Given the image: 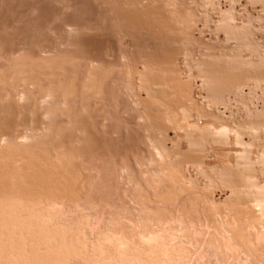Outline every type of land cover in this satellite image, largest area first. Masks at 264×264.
Returning <instances> with one entry per match:
<instances>
[{
    "label": "rangeland",
    "instance_id": "obj_1",
    "mask_svg": "<svg viewBox=\"0 0 264 264\" xmlns=\"http://www.w3.org/2000/svg\"><path fill=\"white\" fill-rule=\"evenodd\" d=\"M103 1V2H102ZM118 1V2H117ZM125 2H123V0H0V69H2L3 68V71H1V72H3V74H4V71H6V69H8L7 70V72L6 73H8L9 71H10V74L8 75L9 77H13L14 75H13V73L11 72L12 70L13 71H16L13 67H17V66H14L13 64L17 61L16 59H18L20 56L22 57V59H25L26 60V58H28V55H30V54H32L33 53V55H34V51H36V49H37V51L38 52H41L40 54L36 51V53H37V55H42V56H45V57H43V59H44V61H49V62H51V63H58L59 64V59H57V58H63V55H64V58L62 59V61H60V62H62L63 63V60L65 59L66 60V58H67V60L69 59V60H71L73 63L74 62H76V67L79 69L80 68V70L78 71V69L77 68H75V67H72V66H74L72 63V66H68L69 65V60H68V62L66 63V61H65V63H66V66L65 67H67V71H68V69H70L71 70V72H67V74L66 75H69V76H67V77H63L62 75H64L65 74V72H63V71H61L63 74L61 75L60 73V71H58L57 69H54L53 70V67L55 66V64H54V66H52L50 63L48 64V63H46V64H48L47 65V67L45 66V65H42V66H45V67H41V64L38 62V61H41L40 59L37 61V59H36V57H37V55H36V53H35V58L31 55V56H29V57H31L30 59L32 60V59H35L34 61H36V65L38 66V68L39 69H43V68H48V66L49 65H51L52 66V70H51V68H48L49 70H51L52 71V73L49 71L48 72V69L46 70L45 69V71L46 72H48L49 74H52L53 75V77H54V74H55V72H60V73H57L58 75H59V77H61V79H63V80H61L59 77H58V75H56L57 76V78H56V76H55V80H52V79H54V78H52L51 80H52V84L54 85V88L53 89H55V88H57L56 87V83H58V85L59 84H61L63 81H64V83L67 81L65 78H67V79H71V77H70V75H72L73 77H72V79L73 78H76V76L78 75H82V76H79L80 78H78V80L79 81H77V78H76V82H78V84H79V82H80V85H77V83L74 81V85H77V86H75V88L76 89H78L79 87V91L81 92L82 90L84 91V89L88 92L89 90H90V92H88V93H85V92H83V94H81L80 92H78V90H76L75 88H74V86H71L70 85V87H73L74 89H73V92L75 91V92H78L79 94H81V96L78 94V95H75V94H77V93H74L73 94V97L71 96L72 95V92H70L71 94L69 95L67 92L68 91H72V88H70L69 87V81H67L66 82V84L64 85V83H63V86L65 87L64 89H68L67 91H65L64 89H62L63 87L60 85V87H62V88H58L60 91L61 90H64L65 91V93H64V91H62V93H64L65 95V97L66 96H70V97H72L73 98V100H71L70 99V97H69V100H63L64 99V97H61L60 95V91L59 90H57V92L59 91L60 93H55L56 94V96H57V94H60L59 96H60V102H59V98H58V96H57V98H56V96L54 97V94L52 95V93H54V91H52L51 90V88L50 87H52L53 85L50 83L51 82V80L49 79L50 78V76L51 75H49V77H47V79H46V77L44 78L43 76L46 74V72L44 73V70H41V72L40 71H38L36 68H37V66H35L36 68V70L35 71H32V70H34V65L32 64V63H30L31 62V60H30V64L33 66V69L31 68L32 66L30 65V67H28L27 66V72L28 73H31V71L32 72H37V75H38V73H43L44 75L43 76H41V79L40 80H42V82L38 79V78H40V76L38 77L35 73V75L36 76H32V77H37V78H33L32 80H30L31 79V77H28L29 78V80H28V78L27 79H24L25 77H27L28 75H26L27 74V72H25V69H23V68H21V65L19 66V62H17V64H18V66L20 67H18V69H19V71L20 70H22L23 69V71L26 73V74H24V72L22 71V73L24 74V77H22V76H20V80H21V78H23V80H21L22 81V84H24V83H26V81L28 80L29 82L30 81H34L33 83H35L37 86H41V87H37L36 86V89H37V91L39 90V89H41L42 87V89L45 91L44 93H46V91H49L50 92V94L54 97V99H52L51 98V95H50V98L52 99H50L49 97H48V99H50V101L49 100H47V101H45V100H41L42 98H40V96L43 94V90L42 91H40V92H42V94L41 93H39V91H38V93L39 94H41V95H39V96H37L38 95V93H36V91H34L33 90V88H35L34 86H35V84L33 85V86H31L30 85V83H29V85L31 86V88H32V92L29 90V89H27V86L26 85H28V84H26V85H24L23 86V89H24V87H26V96L28 97V94L29 93H33V91L36 93H33V95L36 97H39V98H32V95H31V97L30 98H28L27 99V97L26 98H24V99H22V100H19V101H22V102H18L17 104H21L22 106H24V105H26V107L24 106V107H20V106H18L19 108H21V110L19 111L18 110V107L15 109L14 107H15V105L12 107L11 106V102H15L16 103V101H18V98H16L15 96H16V93H15V91H14V89H12V88H10V87H12V86H19L21 83L20 82H18L19 84L17 85L16 83L17 82H15L14 83V81L16 80V79H18V77H17V75H21V73H19L18 71H17V75H15L16 77H15V79L14 78H12L14 81L13 82H11L10 80H11V78H9L8 76V78H9V80H8V78L5 76L6 75V73L3 75L1 72H0V74H1V76H0V78L2 77V76H4V78H1V79H3V81H4V79H5V77L7 78V79H5V81L7 82V83H9V85L8 86H5V85H7L6 84V82H5V84H3V81L0 79V81H1V83L4 85V86H2V84H0L1 86H2V88H4L5 90H6V87H7V89L9 90V94H10V92L13 90L14 92H11V93H13V95H14V93H15V95L14 96H12L11 94H10V96H11V98H5V100L6 99H8L7 101H10V102H5L4 101V104H3V102H1V99H2V95L0 96L1 97V99H0V102H1V105L3 104L4 106H1L0 105V120L3 122V123H1V121H0V125H3L4 126V121L3 120H5V115L7 116V113L10 111V110H13V111H11V112H9L8 113V115H10V113L12 114H15V113H17V114H15L16 116H17V118L19 119H17L18 121V123H20V125H18V123L17 122H15L16 121V118H14L13 117V119L15 120L14 122H12L11 124H12V126L10 127V129L11 130H13L14 131V129H17L18 130V132H16V130L14 131L15 133H20L21 131L20 130H22L23 132H21V133H24V132H28V128H26L27 126L28 127H30V125L29 124H31V127L30 128H32V129H29V130H32V131H34V135H32L33 134V132H32V134H30V137H32L31 139L33 140H29V141H27V142H24V144H23V142H21L20 144H23V145H25L24 147L26 148V146H27V144L30 142V144L32 145H30V144H28L30 147H35V145H37V142H38V146L40 145V148H44V147H41L42 146V143L41 142H43V146H48V144H50L49 146H48V148L51 146V145H53V146H55V148L57 149V147L59 146L58 145V142H56L57 140L58 141H60V139L62 140L63 139V144H68L70 141H69V139L71 138V137H73L71 134H72V130H73V132H74V130H75V132H74V134H75V136H79V138H77V139H79L78 141L77 140H73V139H76V137L75 138H73L71 141L73 142V141H75V142H73L74 143V148H75V150L77 151L78 150V148H77V146L80 148V146H82V149H83V145L85 144L86 145V143L88 144V145H90V142L93 140V139H95L96 141L95 142H97V144L94 142V141H92V142H94V147L92 146L91 148H95L94 150L96 151V145H99L98 146V148H97V152H94L93 151V149L91 150L90 148H89V150H91V151H89V150H87L88 148H86V150H85V152H80L81 153V158H83V161L80 159V158H78L79 160H77V159H75V158H77L78 156H75L73 153V155H72V157L73 158H71V159H74L73 161H72V163H76V164H78V166L77 167H79V165H81L82 163H80V161L81 162H83V164H82V166L83 167H81L80 166V170H82V168H84L83 169V173L86 175L87 174V176L86 177H89L88 179H90V180H87V178H85L83 175H79V174H77L76 173V177H74V178H76V180H77V178L78 179H80V177H83V178H85V180L83 179L82 181H85V186L84 187H86V189L87 190H89L90 188V190H91V192H90V190H89V192L85 189V192H83L82 190H84L83 189V185H82V188L80 187L81 185H80V183H79V187L80 188H78V187H76V188H78L77 190H75L77 193H79L80 191H82V194L83 195H81L79 198L78 197H75V196H73L74 197V201L73 200H64V202L63 201H61V200H58V198L60 199L61 197H58L57 198V202H56V204H58V205H56V207H55V202L54 203H52L51 205H49V204H47L48 203V201L46 202V200L44 199V198H42L43 199V202H41L42 203V205H41V207H39L40 205H38V201H35L34 203H36L37 205H38V207H36L35 206V208H33V209H35V210H31V214H32V216L30 215V213H28L29 212V210H28V212L25 210V212H26V214H23V212H24V210L20 213L19 211V209H17L16 211L17 212H19V214H17V216H19V215H21L20 216V219L23 221V223H24V225H22V223L20 224V226L22 225V227L20 228V227H18V226H16L18 229V231H17V233H16V231H14L15 232V234H14V232L12 233V229H14V228H11L10 226H2V224L0 225L1 227V229L0 230H2L3 231V229L4 230H6V231H3L4 233L3 234H0V239H1V241L3 242V240L5 241V238L7 237L8 239L4 242V243H0V264H2L3 263V261L4 260H6V261H4V263L3 264H6V262L8 263V264H10L8 261H10L12 264H16L15 263V261L16 260H21V258H23L22 259V261H16V262H18V264L20 263L21 264V262H22V264L24 263V264H30V261H31V263L32 264H34L35 262V264H39V263H42L43 261H45V263H50V262H56L57 261V259H58V261L60 262V260L64 263V264H93V261H94V264H100L101 262L103 263V264H116V262H117V264H193V263H195L194 262V260L197 262V260H198V262H201L200 264H237V262H238V264H264V243H263V241H258V239L260 238L259 236L260 235H262V234H260L259 235V233H261L260 231L263 229L264 230V224H262L261 226H262V228H261V226L259 225V228H261V229H259V230H256V228H255V230L257 231H255L253 228V225L254 226H258V224L256 225V223H257V221H260V220H258V218H259V215H261V216H263V218H264V215L263 214H259L260 212L262 213V211L260 210V212L258 211V209H257V206H255L256 207V209L257 210H255V207H254V205L256 204V203H253V202H256V201H254V200H252L251 201V199H250V194L252 195L254 192H252V190H251V192H250V194L247 192V191H249L250 189H252L253 187H256V185H254L253 183H254V178L255 179H257V180H263L264 181V174H262V173H264V171L262 172V170L264 169V160H263V163H262V159H264V144H263V140H264V123L262 122L263 120H264V77H263V74H264V0H156L157 1V5L158 6H160V7H163L164 6V8L166 7L165 5H166V3L168 2V4H170V6H172L173 7V2H175L174 3V8H175V6L177 5L178 6V4H179V6L177 7L176 6V8L177 9H174V10H179L180 8V10H179V12H181V11H183V12H181V13H179V12H174L175 14H181V17L178 15H175L174 17H172L173 15H174V13H173V15H170V12L173 10H171V8H169L170 10H169V12H168V10H167V12H164V11H162L164 14H165V16H164V14L163 13H161L165 18H169V19H171L172 20V18H173V20H174V18L176 19L175 21H173V22H176L177 21V19H178V17H180L182 20H180V21H178V22H176V23H179V24H176V23H173L171 20H169L170 21V23L171 24H168L169 25V27H171V25H172V29H174V28H178V30H175V31H173L171 28H169V30H171V32H169L168 31V29H165L166 27H162V25L160 26V29L162 30V32H161V34L164 32V34H165V32L166 31H168L167 32V36H165L164 34H163V36L164 37H168V36H170V37H168V40L167 41H169V42H167L168 44H166V41H161L160 39H162V35L160 34V32H157L156 30L157 29H159L158 27H156L157 29L155 30L154 28H151V27H148L149 29L151 28V29H154V30H152V32H151V30H149V29H146L149 33L147 34V31H145V29H142V26H144V25H138L139 24V21H137V19L138 18H142V17H140V15L141 14H146V12H144L143 13V10L145 11V10H147V8H151V6H152V8L151 9H153V11L152 12H154V10H155V6H153V2H156L155 0L153 1V0H151V1H153V2H151L150 0H141L142 1V3L143 4H141V6L138 4V6H139V8L141 7V9L139 10V8H138V6H135V8H138L137 9V11H135L134 9H132L131 7L133 6V4H134V2L131 0V2L130 1H128V3L130 2V4H128V6L130 7V10L129 11H132L131 13H135L136 12V15H138V13L140 12V14H139V16H136L135 14L133 15L132 14V16H131V18L133 17V16H136V17H138V18H134L133 17V20L134 21H137L134 25L133 24H131V26L128 24L127 25V23H125V21H127L126 19V16H129V14L131 15V13L127 10H124V12H126V16L124 17V18H126L125 19V21H124V18H123V16L125 15V13L123 14L122 12L123 11H120V8H123L122 7V5L124 4L125 5V7L124 8H127L128 6H127V1L126 0H124ZM136 1V0H135ZM149 1V3L151 4V6H150V4L148 3L147 4V2ZM162 1V2H161ZM111 2V3H110ZM121 2V3H120ZM137 2L138 3H141L140 2V0L138 1L137 0ZM169 2H172V4L171 3H169ZM177 2V3H176ZM113 3V4H112ZM115 3V4H114ZM119 3V4H118ZM123 3V4H122ZM126 3V4H125ZM159 3V4H158ZM183 3V4H182ZM120 4H121V7L120 8H118L119 6H120ZM145 4H147V6H145ZM156 3H154V5H155ZM163 4H165V5H162ZM176 4V5H175ZM106 5V6H105ZM117 5H119L118 7H117ZM132 5V6H131ZM136 5V4H135ZM142 5H143V7L145 6V7H147V8H145V9H143V7H142ZM149 5V6H148ZM156 5V6H157ZM181 5V6H180ZM185 5V6H184ZM157 6V7H158ZM115 7H116V9H115ZM128 7V8H129ZM167 7H169V5L167 6ZM166 7V8H167ZM123 8V9H124ZM127 8V9H128ZM159 8V7H158ZM157 8V9H158ZM162 9V10H165V9ZM187 8V9H186ZM115 9V10H114ZM143 9V10H142ZM151 9H149L148 11H150ZM182 9H185V10H182ZM113 10V11H112ZM120 12H119V11ZM122 10V9H121ZM133 10L135 11V12H133ZM159 10V9H158ZM188 10V11H187ZM160 12H161V9L159 10ZM166 11V10H165ZM185 11V12H184ZM107 12V13H106ZM116 12V13H115ZM128 12V13H127ZM173 12V11H172ZM169 13V14H168ZM186 13V15H184ZM123 14V15H122ZM144 14V15H145ZM148 14L149 13H147V16H148ZM56 15V16H55ZM166 15H170V17H167ZM122 16V17H121ZM146 16V15H145ZM146 16V17H147ZM149 16H151V15H149ZM183 16V17H182ZM119 17V18H118ZM151 17H153V16H151ZM189 19H188V18ZM59 18V19H58ZM114 18V19H113ZM121 18H123V21H122V19ZM143 18H144V16H143ZM186 18V19H185ZM63 19V20H62ZM186 20V21H184V20ZM138 20H140V19H138ZM142 20V19H141ZM179 20V19H178ZM39 21V22H38ZM59 21V22H58ZM118 21V22H117ZM132 20H130V17H129V19H128V23L129 22H131ZM184 22L183 24L182 23H180V22ZM133 22V21H132ZM77 23V24H76ZM123 23H125L127 26H128V28L127 27H125L124 26V24ZM134 23V22H133ZM138 23V24H137ZM73 24V25H72ZM75 24V25H74ZM138 25V27H140L141 26V28L139 29V28H137V25ZM114 25V26H113ZM119 25V26H118ZM122 25V26H121ZM168 25H167V28H168ZM175 25V26H174ZM177 25V26H176ZM179 25V26H178ZM68 26V27H67ZM71 26V27H70ZM74 26V27H73ZM81 27V28H79V27ZM132 26H134V27H136L138 30H136V28H134V27H132ZM57 27V28H56ZM83 27V28H82ZM117 27V28H116ZM7 28V29H6ZM28 28V29H27ZM65 28V29H64ZM122 28V29H121ZM127 28V29H126ZM135 29L134 31H130L131 29ZM144 28H147L146 26L144 27ZM32 29V30H31ZM62 29V30H61ZM127 31H126V30ZM130 29V30H129ZM142 29V30H141ZM159 29V31H161ZM165 29V30H164ZM29 30V31H28ZM37 30V31H36ZM64 30V31H63ZM123 30V31H122ZM129 30V31H128ZM140 30V35L138 34L139 31ZM144 30V31H143ZM164 30V31H163ZM137 33H136V32ZM141 31H143V32H141ZM153 31H156L155 33H157V34H160V36L158 35V38H159V40L160 41H158L157 39L158 38H156L157 37V34L155 35V36H153L152 35V33H153ZM186 31V32H185ZM58 32V33H57ZM63 32V33H62ZM126 32V33H125ZM130 32H135L134 34H136V35H134L133 33H130ZM176 32H178V33H176ZM183 32V33H182ZM144 33V34H143ZM154 33V34H155ZM170 35H169V34ZM147 34V35H146ZM173 34V35H172ZM179 34V35H178ZM16 36V38H15V36ZM132 35V36H131ZM138 35H139V37H138ZM133 36L136 38V36H137V39L136 40H134L135 42H133ZM149 36L151 37V36H153L152 38H149ZM174 36H175V38H174ZM178 36V37H177ZM161 37V38H160ZM173 37V38H172ZM181 37V38H180ZM63 38V39H62ZM68 38V39H67ZM141 38V39H140ZM166 38H164V39H162V40H166ZM177 38H179V39H177ZM20 39V40H19ZM21 39H23V40H21ZM47 39V40H46ZM144 39H146V40H144ZM169 39H171V40H169ZM172 39H175V41L173 40L172 41ZM9 40H11V43H10V41ZM142 40V42H141V44L143 45H138V44H140V41ZM148 40H150L149 41V43H147L148 42ZM182 40V41H181ZM136 41L138 42V44L136 43ZM171 41V42H170ZM180 41V42H179ZM42 42V43H41ZM59 42V43H58ZM172 42H174V43H172ZM14 43V44H13ZM157 43H159V44H157ZM162 44V46H164L163 47V49H161L162 47H161V44ZM165 43V44H164ZM172 43V44H171ZM10 44H12V45H10ZM34 44V45H33ZM42 44V45H41ZM45 44V45H44ZM78 44H79V46H78ZM83 44V45H82ZM4 45H6V46H4ZM14 45V46H13ZM77 45V46H76ZM80 45H82V46H80ZM146 45V46H145ZM4 46V47H3ZM35 46V47H34ZM39 46V47H38ZM41 46V47H40ZM137 46H138V48H137ZM156 46H157V48H156ZM158 46H159V48H158ZM166 46L169 48V50H168V48H167V50H166ZM15 47V48H14ZM18 47V48H17ZM43 47V48H42ZM80 47V48H79ZM134 47V48H133ZM140 47V48H139ZM145 47V48H144ZM152 47V48H151ZM5 48V49H4ZM10 48H14V49H10ZM36 48V49H35ZM45 48V49H44ZM16 49V50H15ZM40 49V50H39ZM83 49V50H82ZM22 50V51H21ZM44 50V51H43ZM152 50V51H151ZM154 50V51H153ZM160 50V51H159ZM7 53H6V52ZM29 51V52H28ZM32 51V52H31ZM48 51V52H47ZM73 51V52H72ZM135 51V52H134ZM146 53H145V52ZM156 51V55H158V56H154L153 55V58H155V57H157V59H158V61H160V60H162L163 58H167L168 57V54L166 55L165 54V51H166V53H168L169 52V57L167 58V59H170V64L169 65H172V63L174 64V63H176V64H174V67L172 66V69H170V66L168 67H166L165 65H167V62H169V60L166 62V60L164 59V62H163V60L160 62L161 64H163L164 65V63H165V65L163 66V65H161L160 63V65H159V67H158V69H157V67H155L154 69H153V66L154 65H157L158 64V61H156L157 62V64H155V62L152 64L153 66H152V69H150L149 68V64H148V60H149V56L148 55H150L151 54V52L154 54V52ZM3 54H2V53ZM31 52V53H30ZM68 52V53H67ZM80 52V53H79ZM141 52H142V54H141ZM150 52V53H149ZM157 52L158 53H160V54H157ZM164 52V56L162 55V53ZM172 52V53H171ZM5 53H6V55H5ZM11 53V54H10ZM27 53H29L28 55H27ZM64 53V54H63ZM75 53H77L76 54V56H74L75 55ZM78 53H79V55H78ZM83 53H84V55H83ZM149 53V54H148ZM242 53V54H241ZM9 54V55H8ZM12 54H14V55H12ZM20 54V55H19ZM70 54H74L73 56L74 57H77V60H75L74 59V57L72 56V55H70ZM81 54V55H80ZM89 54V55H88ZM127 54V55H126ZM138 54H141L142 56H140V55H138ZM146 54H148V55H146ZM175 54V55H174ZM250 54V55H249ZM11 55V56H10ZM27 55V56H26ZM53 55H54V57H56V59L53 57ZM58 55H60V57L58 56ZM70 55V56H69ZM91 55V56H90ZM131 55V56H130ZM159 55H160V57H161V55H162V59L159 57ZM241 55V56H240ZM2 56H3V58H2ZM8 56H10V58L8 57ZM13 56V57H12ZM15 56V57H14ZM17 56H19L18 58H16ZM42 56H41V58H42ZM46 56H48L47 58H46ZM66 56V57H65ZM67 56H69V58L67 57ZM73 57V58H70V57ZM83 56H86V58L85 57H83ZM88 56V57H87ZM133 56V57H132ZM145 56H147L146 58H148V60L145 58ZM173 56V57H172ZM176 56H177V58H176ZM21 57L19 58L21 61H22V59H21ZM26 57V58H25ZM33 57V58H32ZM91 57V58H90ZM130 57V58H129ZM152 57V56H151ZM150 57V61L152 60V58ZM38 58V57H37ZM40 58V57H39ZM54 58V59H53ZM79 58H81V59H79ZM84 58V59H83ZM87 58H89V59H87ZM134 58V59H133ZM138 58V59H137ZM139 58H143V59H146L145 61H147L146 62V64H147V66H145V65H143V64H145L144 62H142V60H139ZM160 58V59H159ZM171 58H173L174 60L176 59V61H174V60H172ZM227 58V60H225ZM19 59H18V61H19ZM46 59V60H45ZM53 61H51V60ZM72 59H74L75 61H73ZM80 61H79V60ZM156 58H155V60H157ZM261 59H263V60H261ZM12 60V61H11ZM16 60V61H15ZM25 60H24V62H25ZM54 60H58V61H54ZM91 60V61H90ZM94 60V61H93ZM98 60H100V61H98ZM131 60V61H130ZM137 60V61H136ZM139 60V61H138ZM155 60H153V61H155ZM234 62H233V61ZM236 60H237V62H236ZM15 61V62H14ZM43 61V60H42ZM134 61V62H133ZM150 61H149V63H150ZM152 61V62H153ZM13 62V63H12ZM23 62V63H24ZM27 62L28 61H26L24 64H27ZM79 62H81V63H79ZM101 64H100V63ZM138 62H140V63H138ZM22 62H20V64H21ZM29 63H28V65H29ZM40 64V66L38 65V64ZM45 63V62H44ZM43 62H42V64H44ZM88 63V64H87ZM143 63V64H142ZM233 63V64H232ZM7 64V65H6ZM10 64V65H9ZM16 64V63H15ZM16 64V65H17ZM61 64V63H60ZM68 64V65H67ZM70 64V65H71ZM80 64V65H79ZM99 64V65H98ZM103 64V65H102ZM105 64V65H104ZM108 64V65H107ZM138 64V65H137ZM140 64V65H139ZM202 64V65H201ZM206 64V65H205ZM5 67H3V66ZM13 67H12V66ZM23 65V64H22ZM63 65V64H62ZM61 65V66H62ZM83 65V66H82ZM87 65V66H86ZM97 65V66H96ZM177 65V66H176ZM201 65V66H200ZM231 65V66H230ZM233 65V66H232ZM9 66H10V69H12V70H10L9 69ZM58 66V65H57ZM64 66L62 67L63 69H64ZM103 67V69H101V68H99V67ZM144 66L145 67H148V69H145L144 68ZM150 66H151V63H150ZM165 67V68H168V70L170 71V70H172V71H175V70H180L179 72H181V74L179 75L178 74V71H177V74L179 75H177L175 72V74L178 76V77H181V75L183 76V78L182 79H179V82L181 81V80H183L184 78H185V80H186V82H187V80H188V85H186V86H189V84H190V87L192 88L193 86V88H192V90L193 91H191V89H190V92H189V89H186V87L184 88L183 87V83H185V81L183 80V83H179L180 84V86H178V85H174V83H173V85L175 86V88H174V86L172 85V84H170L171 82H170V80L172 79H174L175 77L177 78V76H175L174 77V75H170V74H168L169 76H171V77H169L170 78V80H169V78L167 79V73H171L172 71H168L167 69V73H166V75H165V73L163 74L164 75V78H165V76H167L166 78H165V80L163 81V79L164 78H162V74L160 75L161 77H157V72H160L159 71V69L161 68L162 70V73H163V70L165 69H163L162 67ZM243 66V68H241ZM253 66V67H252ZM2 67V68H1ZM7 67V68H6ZM12 67V68H11ZM26 67V66H25ZM24 67V68H25ZM50 67V66H49ZM73 68V70H72V68ZM94 67H96V68H94ZM248 67V68H247ZM54 68H57V67H54ZM59 68H61L60 66H59ZM75 68V69H74ZM93 68L95 69V73L97 72V74H96V76L98 75V76H100L99 78L98 77H94V80H96L95 78H97L98 80H105L104 79V77L105 78H107L106 79V81H104V82H102L101 81V83L103 84V86L104 87H102V85L101 84H99V85H101V87L99 86V88H102V89H99L98 88V84L97 83H99L98 81H97V83H94L93 82V79H91V80H87L88 79V77L90 76V75H92V73H93ZM97 68H99V69H97ZM173 68L175 69V70H173ZM206 68V69H205ZM222 68V69H221ZM29 69L31 70V71H29ZM66 69V68H65ZM76 69H77V71H76ZM100 69H101V71L102 70H104V71H102V72H100V73H102L103 74V72H107L106 73V75H107V77H106V75L105 74H103L104 75V77H103V75L101 74L100 75V73H98V70L100 71ZM107 69H109L108 71H106ZM143 69V70H142ZM202 69H204V71L205 70H208L209 71V69H210V71L209 72H211V70L213 69V70H215V69H217V71H218V69L219 70H223V72H221V71H219V73L221 72L223 75H224V71H227L228 69H229V73H231L232 72V76H233V74H236V75H234L233 76V79H232V81L231 80H229L227 77V79L229 80V82H226L225 83V81H227V80H223V79H225L224 77H223V82L225 83V84H227V85H225V87L224 86H222L223 88H225L224 90L222 89V87L219 89L220 91H222V92H218L217 91V89L215 88V92H218V93H214V89H213V87H214V84L215 85H217L216 83H214V80H215V82H218V80H216L215 78H214V80H212L213 79V77H212V79H209V80H207V83H208V81L210 82V80H211V82L210 83H214L212 86H211V88H212V90H211V88H210V83H208V84H206L205 82H206V79L205 78H207L206 77V75H205V78L204 77H202V75L203 74H205V73H203L202 74ZM225 69H227V70H225ZM236 69H238V70H236ZM241 69V70H240ZM76 71V73H78V74H75V71ZM84 70V71H83ZM87 70H88V72H87ZM90 70V71H89ZM97 70V71H96ZM126 70V71H125ZM138 70H139V72H138ZM140 70H142V72H146V71H148V72H150L151 70H152V72H155L156 70H157V74H154V73H151V74H149V75H151V77L148 75V73L146 72V74L145 75H148L149 76V80H150V78H152L149 82H148V86H147V84H146V82L145 81H141V80H143V79H141L142 77L141 76H143V78H144V74H142L141 75V73H140ZM155 70V71H154ZM212 70V71H213ZM240 70V71H239ZM246 70V71H245ZM53 71H55V72H53ZM74 71V72H73ZM85 71H86V73H85ZM110 71H111V73H110ZM113 71V72H112ZM115 71V72H114ZM199 71H201V73L199 72ZM207 71V72H208ZM237 71V72H236ZM254 71V72H253ZM263 71V72H262ZM73 72V73H72ZM92 72V73H91ZM109 72V73H108ZM165 72V71H164ZM198 72V73H197ZM241 72V73H240ZM258 72V73H257ZM54 73V74H53ZM69 73V74H68ZM71 73V74H70ZM82 73V74H81ZM90 74V75H87V74ZM94 73V74H95ZM140 73V74H139ZM173 73V72H172ZM173 73V74H174ZM212 73V72H211ZM214 74H216L215 73V71L213 72ZM226 74L228 73V72H225ZM247 73V74H246ZM262 73V74H261ZM14 74H16V72L14 73ZM32 75H34L33 73H31ZM73 74H75V75H73ZM108 74H110V75H108ZM154 74V75H153ZM208 74V73H207ZM214 74H211L212 76L214 75ZM226 74H225V76H226ZM238 74V75H237ZM240 74V75H239ZM252 74V75H251ZM11 75V76H10ZM61 75V76H60ZM86 75V76H85ZM112 75V76H111ZM141 75V76H140ZM198 75H200V76H198ZM209 75V74H208ZM227 75H229V74H227ZM29 76H31V75H29ZM75 76V77H74ZM85 76V77H84ZM92 76H95V75H92ZM89 77V78H93V77ZM109 76V77H108ZM153 76V77H152ZM158 76H159V74H158ZM230 76V75H229ZM237 76V77H236ZM245 76V77H244ZM255 76V77H254ZM42 77L44 78V79H42ZM52 77V76H51ZM83 78V80L85 79V78H87V79H85V81L83 82V81H81L82 80V78ZM103 77V78H102ZM174 77V78H173ZM262 77V79H260ZM112 78V79H111ZM154 78V79H153ZM159 78V79H158ZM160 78L162 79V81L160 80ZM200 78V79H199ZM232 78V77H231ZM230 78V79H231ZM240 78V79H239ZM36 79H38L37 81L38 82H35V80ZM57 79H59V81L61 82H59ZM65 79V80H64ZM81 79V80H80ZM147 79V77L145 76V78H144V80H146ZM147 79V80H148ZM155 79L156 80H158V81H156L157 83H151V81L152 82H155ZM166 79H167V84H166ZM203 79L205 80V81H203ZM26 80V81H25ZM48 80H50V82L48 81ZM58 81V82H56L55 84H54V82L55 81ZM75 80V79H74ZM86 80H87V82L89 83H91V81H92V86L90 85V83L89 84H86L87 82H86ZM162 82H160V81ZM175 80V79H174ZM178 80V79H177ZM176 80V81H177ZM11 83H10V82ZM17 81H19V79L17 80ZM44 81H48L47 83H49V84H44ZM190 81V82H189ZM220 81V80H219ZM45 82V83H46ZM81 82L83 83V84H81ZM86 82V83H85ZM96 82V81H95ZM108 82V83H107ZM145 82V83H144ZM170 82V83H169ZM178 82V81H177ZM14 85H13V84ZM32 83V84H33ZM37 83H42L43 85H45V86H42V85H39V84H37ZM158 83H159V85H158ZM168 83L171 85L169 88H171L173 91H171V89L169 90V88L168 87H166V89L164 88L165 86H167L168 85ZM191 83H192V85H191ZM205 83V84H204ZM220 83V82H219ZM11 84H12V86H11ZM51 84V85H50ZM70 84H71V82H70ZM73 84V83H72ZM86 84V86H82V85H85ZM95 84H97V85H95ZM109 84V85H108ZM112 84V85H111ZM150 84H151V86H150ZM166 84V85H165ZM176 84V83H175ZM183 84V85H182ZM186 84V83H185ZM221 84V83H220ZM220 84H218V86L220 85ZM28 85V86H29ZM48 85H50V87H49V90H48ZM68 85V86H67ZM87 85H89L90 87L89 88H93V87H97L99 90H100V92L102 93V91L101 90H104V92H103V94H101L100 92H98V94H97V88L95 87V90H92V92H94V94L93 95H90V94H92V92H91V89H88L87 90ZM108 85V86H107ZM153 85V86H152ZM160 85H162V87L160 86ZM163 85H165V86H163ZM209 85V86H208ZM10 86V87H9ZM21 86V85H20ZM206 86H207V88H206ZM217 86V87H218ZM221 86V85H220ZM219 86V87H220ZM226 86H228L227 88H226ZM44 87L45 88H47V89H44ZM70 89H69V88ZM82 87V88H81ZM83 87H85L84 89H83ZM87 87V88H86ZM145 87V88H144ZM147 87H149V88H147ZM150 87L155 91V90H159V91H153V92H151L152 91V89H150ZM157 87V88H156ZM179 87H181L180 89H179ZM189 87V88H190ZM208 87H209V91H208ZM216 87V86H215ZM218 87V88H219ZM229 87H230V89H229ZM1 87H0V91L2 92V94H3V92H7V90L5 91L4 89H2ZM28 88H30V87H28ZM39 88V89H38ZM168 88V89H167ZM176 88H177V90H178V92H180V91H182L184 94L183 95H181L180 93H178V95H181L182 97H185V100H183L182 99V97L181 96H178L176 93L177 92H175V90H176ZM184 88V89H183ZM205 88V89H204ZM12 89V90H11ZM16 89V88H15ZM20 89H22V86H21V88ZM94 89V88H93ZM164 89V90H163ZM182 89V90H181ZM222 89V90H221ZM228 89V90H227ZM19 90V88L17 87V89H16V92ZM25 90V89H24ZM98 90V91H99ZM149 90H151V91H149ZM160 90H163V92L164 91H166L165 93L167 94V96L169 95L170 96V94L172 93V92H174L175 93V95L177 96V97H175L174 96V93H172L173 94V96H174V98H170L169 96V98H167V96H165L166 94H164V93H162L163 95H164V97H163V95H162V97H161V93H160ZM170 91V94L168 93L169 91ZM176 90V91H177ZM186 92V90H187V94H186V96H185V92ZM210 90L211 91H213V93L211 94L210 93ZM27 91L29 92V93H27ZM52 91V92H51ZM55 91H56V89H55ZM224 91V92H223ZM95 92H96V95H95ZM149 92V93H148ZM160 93L159 95H157V94H155V95H157V96H154V95H152L153 97H151V99H148L149 101H152V102H150V103H152V104H150V103H148V101L146 102V104H145V102L144 101H146L147 99L146 98H150V96L148 95V94H150V93ZM181 92V93H182ZM226 92V93H225ZM7 93V94H8ZM67 93V94H66ZM85 93V94H84ZM90 93V94H89ZM105 93V94H104ZM189 93H191V94H189ZM200 93H201V95H200ZM209 93V94H208ZM86 94H88V96H86ZM112 94V95H111ZM171 94V95H172ZM188 94H189V96H188ZM221 96H220V95ZM3 95H6V94H3ZM29 95V96H30ZM82 95H84V97L83 98H81L82 97ZM97 95H98V97H97ZM204 97H203V96ZM210 95V96H209ZM212 95V96H211ZM214 95H217L216 96V98L214 97ZM9 96V95H8ZM62 96H63V94H62ZM77 97V98H75V97ZM85 96H86V99H85ZM199 96H201L202 98H200ZM6 97V96H5ZM13 97H15V100L13 99ZM89 97V98H88ZM92 97V98H91ZM97 97V98H96ZM146 97V98H145ZM156 97V98H155ZM178 97H179V99H178ZM181 97V98H180ZM207 97V98H206ZM211 97V98H210ZM3 98H4V96H3ZM32 98V99H31ZM56 98V99H55ZM63 98V99H62ZM75 98V99H74ZM92 100H91V99ZM153 98H155V99H153ZM206 98V99H205ZM213 98H214V100H213ZM10 99V100H9ZM26 99V100H25ZM35 99L39 102L40 100V102H41V104H40V102H39V104H38V107L36 106V108H37V110H36V108H35V104L37 103V101H35ZM65 99H68L67 97L65 98ZM158 99V100H157ZM31 100H33L32 102H31ZM58 100V101H57ZM61 100H62V102H61ZM89 100V101H88ZM94 100V101H93ZM188 100V101H187ZM2 101H3V99H2ZM27 101V102H26ZM42 101H43V103L44 104H42ZM45 101V102H44ZM48 101H49V103H48ZM52 101V102H51ZM66 101H68L67 103H66ZM72 101H74V104H73V102ZM78 101H80V102H78ZM185 101V102H184ZM29 102V103H28ZM30 102L33 104V102H36V103H34L33 104V106H30V105H32V104H30ZM56 102V103H55ZM59 102V103H58ZM71 102H72V104H71ZM153 102H154V104H153ZM6 103V104H5ZM9 103H10V105H9ZM45 103H46V105H45ZM53 103V104H52ZM63 103V104H62ZM88 103H90V104H88ZM143 103V104H142ZM148 103V104H147ZM12 104H14V103H12ZM16 104V105H17ZM30 104V105H29ZM70 104V105H69ZM86 104V105H85ZM147 105L146 106V108L148 107V109H149V111H148V109H147V111L148 112H150V109L152 110V111H154L155 110V112L157 111L158 112V110H159V112H162V115H160V113L158 112V116L161 118V116H163L162 118V122H158V124H156L155 125V122H153L154 123V125L150 122L151 120H149V118H148V116L147 115H151L150 113L148 114L147 113V111L145 112V105ZM151 105V108L149 107L150 105ZM6 105H9L8 107L6 106ZM37 105V104H36ZM75 105H77V106H75ZM88 105V106H87ZM152 105H154V109L152 108ZM7 108H6V107ZM30 106V107H29ZM90 106V108H89V110H87L86 108L87 107H89ZM5 107V109H3ZM10 107L11 108H13V109H10ZM27 107H29V108H32V109H28ZM44 107V108H43ZM46 107V108H45ZM66 107V108H65ZM73 107V108H72ZM81 107V108H80ZM83 107H85V109L83 108ZM95 107V108H94ZM158 109H157V108ZM213 107V108H212ZM27 110H29L30 112L28 113V111H26L25 109ZM34 108H35V110H34ZM39 108H41V109H39ZM59 108V109H58ZM82 108L85 110V112H84V110H82ZM156 108V109H155ZM210 108H212V111H209V109ZM3 109V110H2ZM7 109V110H6ZM23 109H24V111H23ZM49 110V111H46V110ZM65 109V110H64ZM70 109L71 110H74V114H73V116H72V114H70V113H73V111H70ZM81 109V110H80ZM91 109V110H90ZM93 109V110H92ZM216 109H217V111H216ZM5 110L7 111V113H5ZM15 110H17L16 112H14ZM31 110H34V111H31ZM53 110V111H52ZM62 110V111H61ZM70 112H69V111ZM144 110V111H143ZM262 110V111H261ZM19 111V112H18ZM44 111H46V113L47 114H45V113H43ZM83 111V112H82ZM93 111V112H92ZM97 111V112H96ZM151 111V112H152ZM215 113H214V112ZM254 111V112H253ZM31 112H33V113H31ZM39 112V113H38ZM43 113V114H41V113ZM50 114H49V113ZM69 112V113H68ZM88 112H89V114H90V116H89V114H88ZM155 112H153V113H155ZM209 112H211L212 114L214 113V116L217 114V116H215V117H218V115L220 116V119L222 120V121H225L224 119H223V117L222 116H224V115H226V116H224V118L226 119V118H228V119H230V117H227V116H232V117H234L233 118V121H234V119L236 120V121H234V122H232L231 120H228V119H226L227 120V123H226V121L225 122H223V124L224 123H226L227 125H228V123L230 124V125H228V128H229V126H230V128H229V132H227V133H229V134H227L228 136H225V137H223L224 139L223 140H221L220 139V137L222 138V136H221V134H218L217 132H214V130H212V129H206L207 127L205 126V122H211V121H214V119H218V118H215L214 117V119H213V117L211 116V113H209ZM28 113V114H27ZM94 115H93V114ZM146 113H147V115H146ZM210 114V116H207L206 114ZM260 113V114H259ZM12 114V115H13ZM86 114V115H85ZM92 114V115H91ZM262 114V115H261ZM2 115V116H1ZM11 115V116H12ZM14 115V116H15ZM48 115V116H47ZM61 115V116H60ZM70 115V116H69ZM74 115H75V117H74ZM77 115V116H76ZM142 115V116H141ZM144 115V116H143ZM157 115H155L154 114V117L155 116H157ZM205 115L209 118V120H207L206 119V117H205ZM251 115H254V116H251ZM10 116V117H11ZM20 116V117H19ZM64 116H65V118H64ZM79 116V117H78ZM152 117H153V114L151 115ZM252 117V119H251V117ZM2 117H4V119H2ZM9 116H7L6 118H8ZM9 117V120L12 118H10ZM25 117V118H24ZM29 117V118H28ZM30 117H34V118H30ZM37 117V118H36ZM43 117V118H42ZM72 117H74L73 119H72ZM85 117V118H84ZM150 117V116H149ZM191 117V118H190ZM192 117H194L193 119H192ZM200 117H203V118H200ZM205 117V118H204ZM210 117H212L211 118V120H210ZM250 117V118H249ZM254 117V118H253ZM257 117V118H256ZM259 117H260V119H259ZM262 117H263V119H262ZM89 118V119H88ZM93 118V119H92ZM151 118V117H150ZM159 118V119H160ZM247 118V121H249V122H251L250 121V119L251 120H253V119H258V122H257V120L254 122V124L256 123H258L257 125H259L260 123V125L259 126H256V124L255 125H253V124H251V125H253L252 127L250 126V124H249V122L248 123H246V122H243V119L245 120ZM13 119H12V121H13ZM25 119V120H24ZM29 119V120H28ZM34 121H32V120ZM62 119V120H61ZM79 122V121H81L82 122V125L83 126H85L86 124V126H85V128L86 127H88V130H87V132H90V133H93L92 135L89 133V134H84L86 131L85 130H83L82 128L83 127H81L82 125L81 124H79L78 122H76L77 124H79L78 126H80V128L77 126V124L74 122V121H76V120ZM86 119V120H85ZM146 119V120H145ZM158 118L156 117L155 118V120H157ZM192 120L191 121V123L194 121V122H197L198 123V121L200 120L201 122L203 121V124H204V126L206 127H204L203 126V128L204 129H206L207 130V132L208 131H210V130H212V131H210V133L212 132L213 134H209V132L208 133H206V136L205 135H203V138H202V136H200V140L202 141H200L199 139H198V143H196L197 142V136H198V138H199V135H202L203 134V132H200L201 134H199L198 133V135H197V132H199V131H193V133L195 132L196 133V135H194V137L195 138H193L192 136H193V134L192 133H190L191 131H192V129L191 128H193V127H191L189 130H190V132L188 131V130H186V127H187V129H188V127H190V126H193L194 124H188V126H187V123H190V121L189 120ZM242 119V120H241ZM249 119V120H248ZM6 120H8V119H6ZM7 121V123L5 124V125H7L8 124V126H5L6 128H8L9 127V123H10V121ZM70 120H73V122L72 121H70ZM148 120V121H147ZM152 120L154 121V119L152 118ZM175 120V121H174ZM198 120V121H197ZM221 120H219L218 119V121L217 120H215L216 122H217V124H220V125H222L221 124ZM21 121V122H20ZM61 121V122H60ZM63 121H65V122H63ZM66 121H68V122H66ZM88 121H91V122H88ZM95 122V124H94V122ZM199 121V123H198V126L200 127V126H202L203 124H201V122ZM219 121H221V122H219ZM228 121H231V123H236V124H234V127H233V125L230 123V122H228ZM239 121H241V122H239ZM9 122V123H8ZM25 122H29V123H27L28 125L26 126V123ZM34 123V125H33V123ZM42 122V123H41ZM47 122V123H46ZM55 122V123H54ZM70 122H72L73 123V125H72V123H71V125L73 126V128H71L70 127ZM86 122V123H85ZM187 122V123H186ZM243 122V123H242ZM25 123V124H24ZM46 123V124H45ZM65 123V124H64ZM69 123V124H68ZM88 123H89V125H88ZM157 123V122H156ZM197 123H195L196 125H197ZM245 123V124H244ZM10 124V125H11ZM26 126H24V125ZM53 124H54V128L52 127L53 126ZM58 124L62 127V125L64 126L65 125V127H66V125L68 126L69 125V128H68V130L71 128L72 130L70 131L71 133H70V136L68 135V132L69 131H67V130H64V129H66L65 127H64V131H62V132H60L61 131V127L58 129ZM74 124H76L75 126H77L78 128L77 129H74ZM91 124H93V125H91ZM145 124H146V126H145ZM148 124V125H147ZM15 125V128L13 127ZM16 125H17V128H16ZM56 125V126H55ZM150 125V126H149ZM185 125V126H184ZM225 125V124H224ZM244 125V126H243ZM247 125V126H246ZM22 126V127H21ZM34 126H36V128L34 127ZM160 126H161V128H160ZM181 126H183L182 128H181ZM231 126H232V128H234V129H232L231 128ZM235 126H236V128H235ZM239 126H241L240 127V129L238 128ZM242 126H243V129H242ZM260 126H262V127H260ZM19 127V128H18ZM52 127V128H51ZM92 127H93V129H92ZM96 127V128H95ZM105 127H106V129H105ZM180 127V128H179ZM197 127V126H196ZM250 127V128H249ZM26 129V131H24L25 129ZM57 128V129H56ZM63 128V127H62ZM84 128V129H85ZM179 128V129H178ZM198 128V127H197ZM197 128H195L196 130H197ZM200 128H202V127H200ZM200 128H198V130H200ZM248 128V129H247ZM194 129V128H193ZM230 129L234 132V134L232 133V131L230 132ZM245 129V130H244ZM253 129V130H252ZM259 129V130H258ZM49 130V131H48ZM57 130V131H56ZM79 130V131H78ZM81 130H83L84 131V133H83V131H81ZM105 130V131H104ZM111 130V131H110ZM120 130V131H119ZM206 130H205V132H206ZM236 130H238V131H236ZM242 132H244V134H242L240 131ZM37 131V132H36ZM53 131V132H52ZM59 131V132H58ZM65 131H67V135H68V137H67V135H66V133L64 134V137H63V132H65ZM77 131V132H76ZM188 131V133H186ZM200 131H203V130H200ZM238 132V133H236V132ZM247 131V132H246ZM254 131H256L255 133H254ZM30 132V131H29ZM28 132V133H29ZM205 132H204V134H205ZM61 133H62V135H61ZM78 133V134H77ZM186 133V134H185ZM215 133V134H214ZM219 135V136H216L217 134ZM82 134V135H81ZM189 135V134H192V135H190V137L192 138V140L190 139V138H188V137H186V136H184V135ZM207 134H209V135H214V137H212V136H210V139H209V135L207 136ZM237 136H241L240 138L239 137H237ZM257 134V135H256ZM83 135H89V137H90V135H91V137L93 136V137H95V138H91L90 137V139H92L89 143L87 142L88 140H89V137H88V140L86 139L87 138V136L86 137H84ZM181 135H183V139H182V137H181ZM225 135V134H224ZM252 135H253V137H254V139H252L253 137H252ZM255 135H256V137H255ZM65 136L68 138V140H67V138H65ZM124 136V137H123ZM232 136V137H231ZM244 136V137H243ZM61 137V138H60ZM63 137V138H62ZM70 137V138H69ZM83 137H84V140H82L83 139ZM188 138V141H187V139L186 138ZM215 137H217V139H219V140H215L216 138ZM230 138V140L229 141H227L229 138ZM242 137L244 138V139H242ZM50 138V139H49ZM59 138V139H58ZM64 138H65V140H64ZM82 138V139H81ZM181 138V139H180ZM185 138V139H184ZM208 138V139H207ZM212 138H214V139H212ZM225 138H226V140H225ZM36 139V140H35ZM47 139V140H46ZM86 139V140H85ZM203 139H205V140H203ZM207 139V140H206ZM232 139V140H231ZM251 139V140H250ZM255 139H257V140H255ZM41 142H40V141ZM56 140V141H55ZM179 140V141H178ZM189 140H190V142H189ZM194 140V142H195V144H194V142H193V144H191V142ZM210 140V141H209ZM213 140H215V142L213 141ZM222 141V142H227V144L226 143H223V144H221L222 142H219V141ZM234 140L236 141L237 140V144L234 142ZM240 140V141H239ZM242 140H245L244 141V145H243V142H242ZM50 141V142H49ZM64 141H65V143H64ZM67 141H69L68 143H67ZM81 141H83V142H85V143H83V142H81ZM252 141H256V142H252ZM36 142V143H35ZM48 142V143H47ZM214 142V143H213ZM238 142H240L239 144H238ZM241 142H242V144H241ZM247 142H251V144L252 145H250L249 143L247 144ZM261 142V143H260ZM16 143L17 142H14V146L16 145ZM27 143V144H26ZM46 143V145H44ZM53 143V144H52ZM58 145V146H56V144ZM71 143V142H70ZM73 143H71V145L73 144ZM77 145H76V144ZM82 143H83V145H82ZM190 143V144H189ZM216 143V144H215ZM7 144V143H6ZM5 144V145H6ZM11 144V143H10ZM12 144H13V142H12ZM12 144H11V146H12ZM18 145L19 147L21 146V145ZM35 144V145H34ZM179 146H178V145ZM225 144V145H224ZM229 144H231V145H229ZM233 144V145H232ZM247 144V146L248 145H250V148L251 149H249V147H248V152H246V147L247 146H245ZM4 145V146H5ZM61 146H62V144H60ZM87 145V146H88ZM197 145V146H196ZM239 145V146H238ZM1 146V148H3V145H0ZM7 146H10V145H8L7 144ZM7 146H5V147H7ZM13 146V147H14ZM17 146V147H18ZM28 146V148H29V150L31 149L30 147ZM37 146V147H38ZM53 146H51L50 148L52 149V150H54V147ZM64 146V145H63ZM62 146V148H61V151H63L64 149L63 148H65L66 149V147H63ZM69 146V144L67 145V147ZM87 146H84V147H87ZM91 146V145H90ZM89 146V147H90ZM176 146V147H175ZM242 146V147H241ZM13 147H11V148H13ZM16 147V146H15ZM18 147V148H19ZM21 147H23V146H21ZM20 147V148H21ZM37 147H35V148H37ZM69 147H71V146H69ZM68 147V149H67V152L69 151V149H71V148H69ZM111 147V148H110ZM182 148V147H184V148H182L183 150H187V151H191L192 149V154H190V156H191V160L189 161L188 159L190 158H187L188 156V154L186 155V156H184L183 155V150L182 149H180V151H181V153H182V155H183V159H181L182 160V162H181V160H180V158H181V156L180 155H178L179 154V148ZM194 147V148H193ZM223 147V148H222ZM263 147V148H262ZM0 148V149H1ZM7 148H10V147H7ZM6 148V151H4L5 153H4V155L1 153V155H2V157L4 158V159H6L5 157H6V153H9L10 151L8 150ZM17 148V149H18ZM59 148V147H58ZM107 148H108V150H107ZM178 149L177 151H179V152H176L177 154H175V156H174V154L172 155V151L174 150V153H175V151H176V149ZM241 148V149H240ZM243 148H244V152H245V155H244V152H243ZM262 148V149H261ZM17 149L15 150V151H17ZM33 149V148H32ZM63 149V150H62ZM122 149H123V151H122ZM165 149V150H164ZM169 149V150H168ZM197 151H196V150ZM225 149V150H224ZM229 149V150H228ZM261 149V150H260ZM3 150H4V148H3ZM12 150H14V148L12 149ZM22 151L24 150V149H21ZM27 150V149H26ZM25 150V151H26ZM35 150V149H34ZM34 150H32L33 151V155L34 156H37L38 154L40 155L41 153V156L42 155H44L43 154V152H45V151H42V150H40L39 151V147H38V149H37V151H34ZM45 150V149H44ZM52 150H51V152H52ZM58 150V149H57ZM57 150H56V152H57ZM60 150V149H59ZM72 150V149H71ZM79 150H81V149H79ZM79 150L77 151L78 153H76V155L77 154H80L79 153ZM84 150V149H83ZM83 150H81V151H83ZM162 150V151H161ZM172 150V151H171ZM226 150H227V152H226ZM231 150V151H230ZM239 152H238V151ZM250 150V151H249ZM255 150V151H254ZM262 150H263V152H262ZM1 152H3L2 151V149L0 150ZM7 151H9V152H7ZM42 151V152H41ZM50 151V150H49ZM73 151V150H72ZM71 151V152H72ZM76 151H73V152H76ZM166 151H168V152H170L171 153V157L169 156V155H167V153H165ZM223 151H225V153H223ZM229 151V152H228ZM236 151V152H235ZM241 151H242V155H241ZM13 152V151H12ZM11 152V153H12ZM17 152H20V153H22L21 151H17ZM24 152V151H23ZM27 152V151H26ZM34 152H36V153H38V154H34ZM53 152H55V151H53ZM58 152H60V151H58ZM66 152V151H65ZM64 151H63V153L62 154H64L65 153ZM87 152H89V153H92L93 154V156L90 158L91 160H89V157H87V154H86V158H88V160L87 159H84V157H82L83 155H85L84 153H87ZM94 152V153H93ZM111 152V154H109V153ZM162 152V153H161ZM230 152H231V154H230ZM256 152V153H255ZM263 153V155H260V156H258L259 154H262ZM11 153H9V154H11ZM13 153H16V152H13ZM19 153V154H20ZM29 153V152H28ZM30 153H31V156H32V152L30 151ZM47 153V152H46ZM68 153H70V151L68 152ZM88 153V155H92V154H89ZM184 153H188V152H184ZM190 153V152H189ZM194 153L197 155H199V159L198 160H193L194 159V157L196 156V155H194ZM201 153V154H200ZM233 153V154H232ZM235 153H236V155H235ZM240 154V157H238V155ZM250 156V154H251V156L253 157H250V162L247 160V161H245V160H243L244 158H245V156L246 157H249L247 154ZM17 154V153H16ZM24 154V153H23ZM27 154V153H26ZM49 154V156H50V153H48ZM48 154L46 155V156H48ZM53 154V153H52ZM55 154L56 153H54V156H55ZM83 154V155H82ZM96 154V155H95ZM162 154V155H161ZM227 154V155H226ZM230 154V155H229ZM29 154H27L26 155V158L25 159H27V156H28ZM56 155H58V154H56ZM65 155V154H64ZM95 155V156H94ZM198 155H197V158H198ZM243 155H244V157H243ZM40 156V157H41ZM45 156V155H44ZM53 155H51L50 157L51 158H55V159H57L56 157H52ZM59 156V155H58ZM63 156V155H62ZM69 156V155H68ZM70 156H71V154H70ZM69 156V157H70ZM108 156V157H107ZM173 156V157H172ZM193 156V157H192ZM227 156V157H226ZM261 158L262 156V158H261V160L258 158ZM1 157V156H0ZM7 157H8V155H7ZM29 157H30V155H29ZM39 157V156H38ZM37 157V158H38ZM39 157V158H40ZM60 157V156H59ZM64 157H67V156H64ZM64 157H62V159L64 158ZM110 157V158H109ZM201 157V158H200ZM203 157V158H202ZM233 157V158H232ZM236 157H237V159H240L241 160V162L243 161V162H245V163H240L241 165H245V164H248V162H249V166L248 165H246L247 167H249L248 168V170H250L251 169V167H253L252 168V170H253V173L251 172V170L250 171H244V169H247L246 167L244 168V167H240L239 165L237 166V167H239L241 170H242V172L244 171V173L246 172H250V174L251 175H249L248 173H247V175H249L248 177L250 178V181H252L253 180V182L251 183L250 181H248L251 185L253 184L254 186L252 187V186H250V184H249V186H247L248 185V182H246V184L247 185H245V182L243 183L242 182V180L246 177V180L244 179V181H247V176H245L244 178H242L241 179V181L240 180H238V181H240L241 183H243L244 185L243 186H247V187H249V189H246V187L244 188V187H241V183H239V184H241L240 185V189H241V193H240V189H239V184L238 183H235V184H237V187L236 186H234L235 187V189H233V191L231 190L232 189V187H231V185H233L232 184V180H236V179H233L232 177V179L231 178H226L225 176H223V171L221 172L222 173V176H218V173H217V175L216 176H218V177H216V176H214L215 174H216V170L218 169V166H219V168H220V166L222 165V168H220L219 170L221 171V169H224V168H226L227 167V165L225 166V164H228V161H229V164H228V167L229 168H232V167H230L229 165L233 162L234 164H233V166L235 165L236 166ZM243 157V158H242ZM14 158V157H13ZM17 158H19V156L17 157ZM16 158V159H17ZM30 158H33V157H30ZM37 158H35L34 159V161L35 160H38L39 161V159H37ZM42 158V157H41ZM41 158H40V160H41ZM46 158V159H45ZM43 157V159L44 160H48L49 158L48 157ZM48 158V159H47ZM123 158V159H122ZM187 159L186 161H185V159ZM193 158V159H192ZM229 158V159H228ZM231 158V159H230ZM10 160V157L9 158H7V160ZM15 159V158H14ZM15 159V160H16ZM55 159L53 160V161H55ZM59 159V158H58ZM60 159H61V157H60ZM65 159V158H64ZM161 159H162V161H161ZM164 159V160H163ZM166 159V160H165ZM175 159V160H174ZM178 161H177V160ZM195 159H196V157H195ZM258 159V160H257ZM2 160V159H1ZM19 160V159H18ZM21 160V161H20ZM19 161L22 163V158L20 159ZM50 160H52V159H50ZM49 160V162L51 163L52 162V165L54 164L53 163V161H50ZM65 160H67L68 161V159H65ZM173 160V161H172ZM193 160V161H192ZM233 160V161H232ZM260 160V161H259ZM32 161H33V159H32ZM31 161V162H32ZM58 161V160H57ZM61 161V160H60ZM77 161H79V162H77ZM94 161V162H93ZM167 161H169V163H170V161H171V163L174 165V164H176V169L175 170H173V168L171 169V170H173V173H171V171H167V170H169L172 166L170 165V168H168L169 166L166 164V166H168V167H166V166H164L165 165V163L167 162ZM176 161V162H175ZM198 161V162H197ZM239 161V160H238ZM0 162H2V164H4V162L3 161H0ZM6 162H9V161H6L5 160V163ZM11 162H13L12 160H11ZM25 160L23 161V163L25 164ZM42 163H38V164H43L44 162L43 161H41ZM48 162V163H49ZM63 162H64V160H63ZM66 162V161H65ZM157 162V163H156ZM159 162V163H158ZM173 162H175V163H173ZM180 162H181V164H180ZM184 162V163H183ZM231 162V163H230ZM254 162V163H253ZM258 164H257V163ZM15 163H16V161H15ZM15 163L13 162V164H14V166H15ZM19 162L17 161V163H16V165L18 164ZM33 163V162H32ZM48 163H47V165H48ZM67 163V162H66ZM179 163V164H178ZM220 163H221V165H220ZM239 163V162H238ZM254 165H253V164ZM259 163H261V164H259ZM9 164V163H8ZM24 164H20V166L21 167H19V171L18 172H23V171H20V168H22V165H24ZM27 165H28V163H26ZM26 164L24 165L25 167L24 168H26L27 169V167L29 166H26ZM35 164H36V161H35ZM46 164V163H45ZM56 164V163H55ZM54 164V165H55ZM58 164H62V165H64L62 162H58ZM57 164V165H58ZM69 164V163H68ZM88 164V165H87ZM162 164H164V165H162ZM213 164V165H212ZM217 165V169H216V166H215V168H213V169H215V171L214 170H212V171H214V175H211L210 174V176H209V173H211L212 171H208V170H211V169H208V167H211L212 168V166L214 167V165ZM19 165V164H18ZM32 165V164H31ZM34 165V164H33ZM32 165V166H33ZM50 165V164H49ZM48 165V166H49ZM57 165H56V167H57ZM205 165V166H204ZM209 165V166H208ZM232 165V164H231ZM253 165V166H252ZM263 165V166H262ZM35 166V165H34ZM34 166L32 167L33 169H35V170H37L36 168H34ZM40 166H44V165H40ZM39 165H38V167H40ZM59 166H61V165H59ZM65 166L66 167H68V168H70V166L71 165H69V166H67L66 164H65ZM64 166V167H65ZM73 166H75V164H73ZM75 166V167H76ZM88 166V167H87ZM180 166V167H179ZM223 166H225V167H223ZM234 166V167H235ZM263 168H262V167ZM10 167V166H9ZM11 167H12V165H11ZM10 167V168H11ZM17 167V166H16ZM29 167H31V166H29ZM36 167H37V165H36ZM37 167V168H38ZM47 167V166H46ZM51 166H49V168H50ZM54 167V166H53ZM61 167H63V166H61ZM64 167H63V169H64ZM65 167V168H66ZM158 167V168H157ZM163 167V168H162ZM166 169H165V168ZM174 167V166H173ZM227 167V168H228ZM237 167H235V171H236V168ZM0 168H1V166H0ZM12 168H14V167H12ZM44 167H41V169H43ZM49 168L47 167V171H49ZM67 168V169H68ZM181 168V169H180ZM243 168V169H242ZM15 169V168H14ZM25 169V170H26ZM28 169H30V168H28ZM28 169H27V171H28ZM33 169H32V171H33ZM40 169V168H39ZM39 169L37 170V171H39ZM45 169V168H44ZM43 169V170H44ZM50 169H52V168H50ZM62 169V168H61ZM61 169L59 170V171H61ZM62 169V170H63ZM71 169H74V167L73 168H71ZM76 169H78V168H76ZM76 169H74V171L76 170ZM96 169H98V170H96ZM101 169V170H100ZM201 169V170H200ZM208 169V170H207ZM234 168H232V170H233ZM238 169V168H237ZM240 169L238 170V172L240 171ZM256 169V170H255ZM260 169V170H259ZM16 170H18V168L16 169ZM22 170V169H21ZM24 170V169H23ZM56 170H58V169H56ZM79 170V171H80ZM86 170V171H85ZM218 170V171H219ZM258 170V171H257ZM2 170L0 169V172H1ZM27 171H24L25 173H27ZM29 171H31V170H29ZM32 171H31V173H32ZM36 171V172H37ZM53 171H54V169H53ZM64 171L65 172H68L69 171V169H68V171L67 170H65L64 169ZM99 171V172H98ZM165 171H167V172H165ZM234 171V170H233ZM234 171V172H235ZM35 171H34V173H36ZM41 172V171H40ZM64 172V173H65ZM72 172V171H71ZM70 171L68 172V178H71V177H69V175H70V173H71ZM76 172H78V171H76ZM80 172H82V171H80ZM79 172V173H80ZM163 172V173H162ZM209 172V173H208ZM237 172V174L239 175V173ZM25 173H23L24 174V176L26 177V175H25ZM63 173V174H64ZM90 173H91V177H90ZM93 173V174H92ZM103 173V174H102ZM106 173V174H105ZM169 173V174H168ZM22 174V173H21ZM33 174V173H32ZM37 174V173H36ZM82 174V173H81ZM166 174V175H165ZM168 174V175H167ZM212 174H213V172H212ZM220 174V173H219ZM237 174H235V175H237ZM243 174V173H242ZM242 174L240 173V175H241V177H243L242 176ZM62 175V174H61ZM64 175H66V173L64 174ZM72 175L74 176L75 174L74 173H72ZM93 175H95L94 177H93ZM101 175V176H100ZM103 175V176H102ZM160 175H161V177H160ZM208 175V176H207ZM244 175V174H243ZM246 175V174H245ZM253 175V176H252ZM77 176H79V177H77ZM100 176V177H99ZM166 177V178H164V177ZM169 176V177H168ZM170 176H171V178L173 179L172 180V182L170 181V180H167V177L170 179ZM23 177V176H22ZM25 177H23V178H25ZM57 177V176H56ZM64 177V176H63ZM97 179H96V178ZM173 177H175V178H173ZM223 177H225L224 179H225V182L226 183H224L223 181H222V179L221 178ZM238 177V176H237ZM240 177V178H241ZM253 179H252V178ZM59 179L60 178H62V177H58ZM57 178V179H58ZM66 177H64V178H62V179H65ZM73 178V177H72ZM73 178V179H74ZM91 178H93V180H91ZM248 178V179H249ZM259 178V179H258ZM62 179H61V182H62ZM73 179H69V180H73ZM166 179L168 182H170V184L171 183H173L172 185V187L174 188H176V187H178L177 189H172V190H174L172 193H175V191H179L182 187V190H184V187L185 188H189V187H195V191H196V189L199 191H196L195 193H194V191L192 190V197L190 196V194H188L187 195V193H189V191H191V190H187V189H185V190H187V191H182V190H180L181 191V193L183 194L184 192H187V193H185L184 195H182L181 196V193L179 194V192L177 191V194L178 195H176V194H173V195H176V197L175 196H173V195H171L169 192H168V194H169V200H163V199H161V198H159V194L163 191L164 193H165V190H166V188L168 189V187H170V185H169V183H167V181L165 182V190H163L162 188L164 187V186H162L161 187V182H163L164 180ZM218 179V180H217ZM226 179H228L230 182L229 183H231L230 184V187H231V189H228L227 190V188H225L224 189V186H223V183H224V185H225V187L227 186L228 188H229V185H226L228 182V180L226 181ZM231 179V180H230ZM239 179V178H238ZM252 179V180H251ZM66 180V179H65ZM64 180V181H65ZM68 180V181H69ZM75 180V179H74ZM76 180H75V183H76ZM81 180V179H80ZM150 180V181H149ZM179 180V181H178ZM196 181V183H195V181ZM214 180V181H213ZM14 181H17V180H14ZM20 181H22L23 182V180H20ZM19 181V182H20ZM35 181H38V180H35ZM60 180H56V182H59ZM67 181V180H66ZM65 181V182H66ZM175 181H176V183H177V185L175 184ZM189 181V182H188ZM210 181L212 182V183H210ZM216 181H219V182H217V183H215ZM256 181V180H255ZM261 182V181H256V182H260L261 184H264V182ZM6 182V181H5ZM5 182H3V183H5ZM13 182V181H12ZM26 182V181H25ZM27 182H28V180H27ZM30 182H31V180H30ZM180 182H182V183H180ZM223 182V183H222ZM235 182H237V180L235 181ZM14 183H16V182H14ZM54 183V182H53ZM63 183V182H62ZM72 183H74L73 181H72ZM72 183H70L71 185H76L77 183H78V181H77V183L75 184H72ZM81 183H83V182H81ZM164 183V182H163ZM184 183V184H183ZM191 183V184H190ZM198 183V184H197ZM219 183V184H218ZM19 184H21V182L19 183ZM68 183L66 182V184L65 185H67ZM69 184V185H70ZM166 184H168V185H166ZM179 184V185H178ZM180 184H183L184 186H180ZM186 184V185H185ZM193 184V185H192ZM196 184V185H195ZM213 184V185H212ZM217 184V185H216ZM220 184H222V185H220ZM2 185V184H1ZM18 185V184H17ZM91 185H95V186H93V190H92V186ZM156 185V186H155ZM175 185V186H174ZM205 185V186H204ZM216 185V186H215ZM221 187V189H219L220 187ZM56 186H57V184H56ZM64 187V189H65V186H64V183H63V185L61 184V186L60 187ZM90 186V187H89ZM159 186V187H158ZM167 186V187H166ZM180 186V187H179ZM209 186V187H208ZM222 186H223V188H222ZM58 187H59V184H58ZM74 187V186H73ZM72 187V188H73ZM97 187V188H96ZM213 187H217L218 188V190L216 189V188H214L213 189ZM252 187V188H251ZM3 188V185L2 186H0V189H2ZM69 188V187H68ZM67 188V189H68ZM76 188H74V189H76ZM180 188V189H179ZM193 188H191V189H193ZM211 188L213 189L212 191H214L215 192V194H214V192H211ZM236 188H238L239 189V194L238 195H236V197H238V198H241V196L243 195V194H245V192L247 193V194H249V199H247V198H244V197H242L243 199H241V200H243L244 201V199H246L245 201H248L249 203H247V202H245L244 204H242L241 203V200H238V198H233V197H235V195H234V191L237 193V189ZM257 188V187H256ZM256 188H253V191H255V189ZM260 188V189H259ZM258 188V190H261V187H259ZM70 190H72L71 188H69ZM81 189V190H80ZM160 189H162V190H160ZM169 189H171V187L169 188ZM190 189V188H189ZM205 189V190H204ZM245 189H246V191H245ZM70 190H69V192H70ZM80 190V191H79ZM202 192H201V191ZM207 190H209V193H208V191ZM242 190H244L245 192L243 193V191ZM263 190H264V188H263ZM262 190V191H263ZM74 191V192H75ZM79 191V192H78ZM96 191V192H95ZM168 191V190H167ZM222 191V192H221ZM227 191V192H226ZM67 192V193H66ZM76 192L74 193V194H76ZM88 192V193H87ZM93 192V193H92ZM140 192V193H139ZM157 192V193H156ZM171 192V191H170ZM207 192V193H206ZM226 192V193H225ZM233 192V193H232ZM258 193V191L256 190L255 191V194L254 195H256V196H260V195H262V194H260V195H258L257 193ZM91 193V194H90ZM97 193V194H96ZM196 195L195 197L197 198V200L195 201L194 199V202H190V200L189 199H191V198H195L194 197V194ZM201 194L200 196L198 195V194ZM204 193V194H203ZM261 193V192H260ZM64 194H66L65 195V197H63L64 195H62V198H66V196H68V198H69V196H70V194L72 195L73 194V192L72 193H69L68 194V190H65V193ZM68 194V195H67ZM73 194V195H74ZM80 194H81V192H80ZM80 194H76V195H80ZM86 194H87V196H86ZM167 194V193H166ZM167 194V195H168ZM207 194V195H206ZM210 194H212V195H210ZM241 194V196H239ZM93 195H94V197H96V198H94L93 197ZM170 195L172 196V197H175L176 199H177V196H179L180 198H178V201L175 199V198H172L171 199V197H170ZM198 195V196H197ZM234 195V196H233ZM246 195V194H245ZM245 195H243V196H245ZM253 195V197H255L254 199L256 200V196H254ZM84 196V197H83ZM164 196H165V194H164ZM185 196V197H184ZM187 196H189V197H187ZM209 196H211V198L209 197ZM231 196V197H230ZM264 195H262L261 197H263ZM72 197V196H71ZM70 197V198H71ZM90 197V198H89ZM156 197V198H155ZM160 197H162V193H161V196ZM166 197V196H165ZM182 197V198H181ZM191 197V198H190ZM200 197L202 198L203 197V199L201 200L200 199ZM205 197H207V198H205ZM209 197V198H208ZM215 197V198H214ZM245 197H247V195L245 196ZM260 197V198H261ZM69 198V199H70ZM77 198H78V200H77ZM163 198V197H162ZM167 199H168V197H166ZM228 198H230V199H228ZM67 199V198H66ZM72 199V198H71ZM182 199H186V202H190V206H191V208H192V205H194V203H195V205L194 206H196V207H194L195 209H197V207L201 210H195L194 211V209H192V211H194V213L193 212H191L190 211V209H189V211L188 212H185V211H187V210H185L184 211V209H186V207H185V205L187 206V205H189L188 203L186 204L185 203V201L184 200H182ZM200 199V200H199ZM206 199H212V200H214V202H216V203H214L213 201L211 202V203H213V204H216L217 205V207H215L214 208V210L212 209L213 208V206H216V205H213V204H211V205H213L212 207H211V211L213 212V213H211V212H209L208 210H209V208H208V206L206 207L205 205H207L206 203ZM232 199V200H231ZM264 199V198H263ZM263 199H262V201H263ZM76 200V201H75ZM163 200V201H162ZM172 200H174L175 202L177 201V203L175 204V202L174 201H172ZM199 200V201H198ZM218 200V201H217ZM227 200V201H226ZM238 200V201H237ZM58 201H60L59 203H58ZM73 201V202H72ZM87 201V202H86ZM180 201L182 202H184V204L182 203H180ZM204 201V202H203ZM222 201V202H221ZM231 201V202H230ZM240 201V203L239 204H237L238 202ZM242 201V202H243ZM251 201V202H250ZM77 202V203H76ZM163 202V203H162ZM178 202L180 203L179 204V206H180V208H178L179 206H178ZM202 202V203H201ZM206 202V203H205ZM210 201H208V203H209ZM235 202H236V204H235ZM40 203V202H39ZM92 203V204H91ZM205 203V204H204ZM223 203V204H222ZM231 205H230V204ZM232 203L234 204V207H233V205H232ZM247 203V204H246ZM252 203V204H251ZM262 203V202H261ZM263 203H264V201H263ZM48 206H53V204H54V206H53V210H52V208L50 209L51 210V212L49 211V209L46 207V205ZM77 204V205H76ZM199 204H200V207H205L204 208V212L206 213H204L203 214V208H200L199 207ZM203 204V205H202ZM210 204V203H209ZM208 204V205H209ZM219 204L221 205V206H219ZM228 204H229V207H228ZM92 205V206H91ZM173 205V206H172ZM174 205H176L177 207H175ZM225 207H224V206ZM262 205H264V204H262ZM45 206V207H44ZM48 206V207H49ZM88 206V207H87ZM147 206V207H146ZM184 207V209H183V207ZM190 206H187V209H188V207H190ZM226 206L228 207V208H226ZM246 206H248L247 208H246ZM254 208H253V207ZM42 207H44V208H42ZM182 207V208H181ZM220 207V208H219ZM244 207V208H243ZM36 208H38V209H36ZM176 208V209H175ZM248 208H252V210H250V209H248ZM41 209V210H40ZM45 209H48V210H46V211H49V212H46L45 211ZM176 211H175V210ZM178 209H179V211H178ZM185 212V213H187V214H184V212L182 211V210ZM207 209V210H206ZM240 209V210H239ZM36 210H38L39 212H37ZM170 210V211H169ZM181 210V211H180ZM243 210V211H242ZM248 210V211H247ZM15 211V212H16ZM46 212V214H45V212ZM151 211V212H150ZM158 211V212H157ZM200 211V212H199ZM220 211V212H219ZM236 211H238V213L236 212ZM24 212V213H25ZM40 212H42V213H40ZM176 212V213H175ZM177 212H179V213H177ZM217 212V213H216ZM236 212V213H235ZM255 212V213H254ZM259 212V213H258ZM30 215V216H27L28 214ZM180 213H182L181 215H180ZM191 213H192V215H191ZM198 215H197V214ZM201 215H200V214ZM240 213V214H239ZM243 213V214H242ZM252 214V216H251V214ZM253 213L255 214V215H253ZM258 213V214H257ZM51 214V215H50ZM172 214V215H171ZM185 215L186 217H184V216H182V215ZM189 214H190V217H189V219H188V216H189ZM194 214H196V215H194ZM207 214H208V216H207ZM212 214V215H211ZM222 214V215H221ZM230 214V215H229ZM234 214V215H233ZM43 215V216H42ZM50 215V216H49ZM179 215V216H178ZM203 215H206V216H203ZM227 215V216H226ZM237 215V216H236ZM242 215V216H241ZM26 216V217H25ZM34 216H35V218H36V216H37V218L35 219L34 218ZM40 218H39V217ZM192 216H194L193 218H192ZM220 216H222V218L220 217ZM260 216V217H261ZM23 217V218H22ZM31 217V218H30ZM44 217V218H43ZM48 217V218H47ZM177 217H179V218H177ZM181 217V218H180ZM195 217H198V218H195ZM207 217V218H206ZM216 217V218H215ZM232 217V218H231ZM242 217V218H241ZM249 217H251V218H249ZM255 217V218H254ZM19 218V217H18ZM26 218H28V219H26ZM30 218V219H29ZM34 218V219H33ZM46 218V219H45ZM53 220H52V219ZM185 220H184V219ZM191 218V219H190ZM240 220V221H238V219ZM263 218H262V220H263ZM19 219V220H20ZM41 219V220H40ZM181 219V220H180ZM184 220V222H183V220ZM220 219V220H219ZM227 219V220H226ZM253 219H254V221H253ZM260 219V218H259ZM20 220V221H21ZM24 220H26V221H29V223H26L27 225H25V222H24ZM32 220H33V222H32ZM41 222H40V221ZM94 220V221H93ZM178 220V221H177ZM189 220V221H188ZM201 220V221H200ZM251 220V221H250ZM43 221V222H42ZM46 221V222H45ZM98 223H97V222ZM182 221V222H181ZM197 221V222H196ZM235 221V222H234ZM242 221V222H241ZM89 222V223H88ZM216 222V223H215ZM248 222V223H247ZM254 222H256V223H254ZM194 223V224H193ZM250 223V224H249ZM251 223H253V225L251 224ZM259 223V222H258ZM260 223H263L262 221H260ZM29 224V225H28ZM31 224H32V226H34V227H32L31 226ZM46 225V226H44V225ZM90 226H89V225ZM92 224H94V226L92 225ZM193 224V225H192ZM201 224V225H200ZM209 224V225H208ZM213 224V225H212ZM181 225V226H180ZM189 225V226H188ZM235 225V226H234ZM248 225H251L252 226V229H251V226L249 227ZM23 226H25V227H23ZM37 227V229H36V227ZM89 226V227H88ZM94 228H93V227ZM97 228H96V227ZM212 226H214V227H212ZM230 226V227H229ZM231 226H233V227H231ZM238 226V227H237ZM3 227H5V228H3ZM7 227H9L8 229H7ZM26 227H27V230H26ZM39 227V228H38ZM47 229H46V228ZM61 227V228H60ZM65 227V228H64ZM92 228V232H91V228ZM208 227V228H207ZM219 227V228H218ZM227 227V228H226ZM249 227V228H248ZM23 228V229H22ZM28 228H30V229H28ZM45 230H44V229ZM51 228V229H50ZM57 228V229H56ZM96 228V229H95ZM206 228V229H205ZM212 228V230H210ZM221 228V229H220ZM225 228V229H224ZM234 228V230H231L230 231V229H233ZM237 229V231H236V229ZM249 230H248V229ZM258 228V227H257ZM16 229V228H15ZM23 232L24 230V235H26V240L24 241V237L22 236V233H21V231ZM35 229V230H34ZM40 229V230H39ZM42 229V230H41ZM60 231H59V230ZM118 229H120V230H118ZM123 231H122V230ZM180 229V230H179ZM30 230V232H32V234H31V237H35L36 235L38 236L39 235V238H37V236L35 237V239L33 240V238L31 239V238H29L30 237V235H27V234H29V233H26V232H28ZM31 230H33V231H31ZM44 230V231H43ZM48 230V231H47ZM62 230V231H61ZM98 230V232H96V231ZM118 230V231H117ZM239 230H241V231H239ZM252 230V231H251ZM255 231V233H258V237L259 238H257V234H255L254 233V231ZM2 231H0V232H2ZM35 231H37L36 233H35ZM40 231V232H39ZM43 233H42V232ZM45 231H47V233L45 232ZM53 232L52 233V236L50 237V238H53V239H50L49 238V236L51 235L50 234V232ZM55 231V232H54ZM57 231V232H56ZM70 231V232H69ZM88 231V232H87ZM114 231V232H113ZM184 231V232H183ZM207 231V232H206ZM211 231V232H210ZM229 232V233H234V231L235 232H237L236 234H235V236L237 237L238 236V238L240 239V242H238V243H240V244H238V247L235 249V251L237 250L238 251V253H237V251L235 252L234 251V253H237V254H234V256H232L231 255V253H233V251H231L227 246H226V244H223V243H225L226 241L225 240H227V242H228V236H230V234L228 235L227 233H225V232ZM259 231V232H258ZM20 232V233H19ZM44 232H45V236L44 237H46V234H48V232H49V235H47V237H48V240L45 238H42L43 237V235H44ZM60 232V233H59ZM77 232H79L78 234H76ZM94 232V233H93ZM122 233V234H120V233ZM240 232V233H239ZM242 232V233H241ZM244 232V233H243ZM251 232V233H250ZM264 232V231H263ZM262 232V233H263ZM6 233V234H5ZM26 233V234H25ZM42 235H41V234ZM64 233V234H63ZM91 233V234H90ZM102 233V234H101ZM119 233V234H118ZM149 233V234H148ZM157 233H159L158 235H157ZM182 233V234H181ZM216 233V234H215ZM225 233V236L223 235ZM239 233V234H238ZM13 234L14 236H15V238L13 239L12 237H10L11 235ZM17 234V235H16ZM33 234H35V235H33ZM84 234V235H83ZM116 234V235H115ZM119 236H118V235ZM124 234V235H123ZM220 234V235H219ZM233 234V235H234ZM242 234V235H241ZM12 235V236H13ZM40 235L42 236L41 238V240H40ZM58 235V236H57ZM69 235V236H68ZM85 235H87V236H85ZM95 235V236H94ZM99 235V237H97ZM107 235V236H106ZM109 235H111V236H109ZM148 235V237H146ZM210 237H209V236ZM239 235H241V237L243 238H240L239 237ZM250 235V236H249ZM18 236H20V237H22L23 239H21L20 240V237H19V240H18ZM64 236V237H63ZM105 236V237H104ZM123 237L122 239H123V241L124 242H122V239H120L121 237ZM160 238H159V237ZM162 236V237H161ZM164 236V237H163ZM222 236V237H221ZM263 237H264V233H263V235H262ZM4 237V238H3ZM10 237V238H9ZM28 237V238H27ZM55 237V238H54ZM158 237V238H157ZM166 237V238H165ZM235 237V238H236ZM246 237H247V240H245L246 239ZM251 237V238H250ZM2 238H3V240H2ZM17 238V239H16ZM37 238V239H36ZM60 238V240H58ZM64 238V239H63ZM66 238V239H65ZM81 238V239H80ZM93 238H95V239H93ZM119 238V239H118ZM125 238H127L126 239V242H128V243H126L125 244ZM149 238H151V239H149ZM155 238V239H154ZM181 238V239H180ZM212 238V239H211ZM230 238V237H229ZM10 239H13V241L12 240H10ZM27 239L29 240V241H27ZM43 239H44V242H43ZM89 239V240H88ZM91 239V240H90ZM98 240V242H97V240ZM103 239V240H102ZM106 239V241H104ZM116 239H118V240H116ZM149 239V240H148ZM160 239V240H159ZM177 239V240H176ZM218 239V240H217ZM239 239H237L236 238V240H238L239 241ZM242 239V240H241ZM255 239H257V240H255ZM45 240H47L46 242H45ZM74 240V241H73ZM81 240H82V243H81ZM84 240V241H83ZM93 240V241H92ZM110 240V241H109ZM144 240V241H143ZM181 240V244L183 245H181L180 244V241ZM234 240V239H233ZM250 240H252V241H250ZM260 240H262V237H261V239ZM263 240H264V238H263ZM14 243V241H15V245L14 244H11L12 242ZM19 241V242H18ZM21 241V242H20ZM23 241V242H22ZM34 243H33V242ZM39 243H38V242ZM52 241H53V243H52ZM60 241V242H59ZM61 241H63V243L61 242ZM67 241V242H66ZM95 241V242H94ZM113 241H115V242H113ZM148 241V242H147ZM150 241V242H149ZM151 241H153V242H151ZM212 241V242H211ZM225 241V242H224ZM229 241H232V239L231 240H229ZM8 242V243H7ZM17 242V243H16ZM26 242H27V244H26ZM29 242H31L30 244H29ZM36 242V243H35ZM42 242L44 243V244H42ZM70 242V243H69ZM72 242H74V243H72ZM85 242V243H84ZM91 242V243H90ZM109 242V243H108ZM122 242V244H120V243ZM157 242V243H156ZM166 242V243H165ZM178 242V243H177ZM184 242V243H183ZM252 242H253V244H252ZM259 242V243H258ZM23 243H25V245L23 244ZM62 243V244H61ZM67 243H68V245H67ZM89 243V244H88ZM93 243H95L94 245H93ZM98 243H100V244H98ZM116 243V244H115ZM220 243V244H219ZM249 243V244H248ZM252 245H251V244ZM258 243V244H257ZM2 244V245H1ZM9 244V245H8ZM21 244V245H20ZM57 245V246H55V245ZM72 244V245H71ZM80 244H81V248H80ZM83 244V245H82ZM104 244V245H103ZM106 244V245H105ZM109 244L111 245V246H109ZM123 244H125V246H123ZM152 246H154V247H152ZM176 244V245H175ZM179 245V247H178V245ZM211 244V245H210ZM216 244V245H215ZM234 244H236V242L234 243ZM236 244V245H237ZM4 245V246H3ZM22 246V247H20L22 250L26 247L27 248V250H23V251H25V252H23L22 251V256H21V253L19 254V252L21 251V249H19V247L18 246ZM25 247H24V246ZM29 245V246H28ZM50 245V246H49ZM63 245V246H62ZM70 245V246H69ZM113 245H114V247H113ZM120 245V246H119ZM163 245H165V246H163ZM205 247H204V246ZM243 245V246H242ZM254 245H255V247H254ZM11 247V250H12V252H11V250H9L10 248L9 247ZM14 246V247H13ZM16 246V247H15ZM36 246V247H35ZM66 246H67V248H66ZM72 246V247H71ZM75 246H77V247H75ZM78 246H79V248H78ZM90 246V247H89ZM117 246V247H116ZM160 246V247H159ZM163 246V247H162ZM225 246H226V249H225ZM253 246V247H252ZM258 246V247H257ZM7 247H8V249H7ZM24 247V248H23ZM32 247V248H31ZM33 247H34V250H33ZM47 247V248H46ZM55 247V250L53 249ZM57 247H58V249H57ZM89 247V248H88ZM104 247V248H103ZM120 247V248H119ZM152 247V248H151ZM168 249H167V248ZM186 247V248H185ZM20 250L19 252H17L18 251V249ZM25 248V249H26ZM41 249V251H40V249ZM43 248V249H42ZM49 248H50V250H49ZM70 248V249H69ZM74 248H78L77 250L78 251H75L76 249H73ZM83 248H84V250H83ZM93 248V249H92ZM99 250V251H97L98 252V254L96 253V250ZM100 248H102V249H100ZM106 248V249H105ZM110 248V249H109ZM228 248V249H227ZM240 248V249H239ZM259 248V249H258ZM2 249V250H1ZM7 249V250H6ZM14 249V250H13ZM15 249H16V252L17 253H15V254H13L14 252H15ZM33 250V254H34V256L31 254L32 252H29V251H32ZM57 249V250H56ZM65 250L67 253H65V251H63V250ZM81 249V250H80ZM154 249V250H153ZM157 249V250H156ZM174 249V250H173ZM182 249V250H181ZM224 249H225V251H224ZM5 250V251H4ZM49 250V251H48ZM60 250V251H59ZM79 250L82 252V254H80L81 252H79ZM88 250V251H87ZM149 250V251H148ZM164 250H166V251H164ZM173 250V251H172ZM185 250V251H184ZM241 252H240V251ZM251 250V251H250ZM9 251V252H8ZM34 251H35V253L37 252V254L38 255H40V256H38L37 254H35L34 253ZM39 251V252H38ZM48 251V252H47ZM60 253H59V252ZM72 251V252H71ZM92 251V252H91ZM103 253H102V252ZM157 251H158V253H157ZM168 251H170V252H168ZM180 251H181V253H180ZM213 251V252H212ZM217 251V252H216ZM258 251V252H257ZM27 252V253H26ZM48 254H46V253ZM54 252H56L55 254H54ZM69 252H70V254L72 255H69ZM89 252V253H88ZM106 252V253H105ZM151 252V253H150ZM163 252V253H162ZM172 252V253H171ZM185 252V253H184ZM188 252V253H187ZM195 252H198V254H199V252H201V254H199V255H203V258L204 259H202L201 260V258L202 257H200V260L201 261H199V259H197V257L199 258V255H197L196 256V259H194L193 260V257L195 256ZM220 252V253H219ZM231 252V253H230ZM244 252V253H243ZM257 252V253H256ZM3 253H4V256H3ZM7 253V254H6ZM58 253V254H57ZM79 253V254H78ZM84 253V254H83ZM85 253H86V255H85ZM108 253V257L106 258V254ZM155 255H154V254ZM177 253V254H176ZM183 253V254H182ZM240 253V254H239ZM242 253V254H241ZM247 253V254H246ZM253 253V254H252ZM10 255V257L8 258L7 257V255ZM13 254V255H12ZM19 256V258H15V257H12V256H16V257H18L17 255ZM25 255V258H24V255ZM61 254V255H60ZM63 254V255H62ZM66 254H68V255H66ZM76 254H77V256H76ZM89 255V257H88V255ZM103 254V255H102ZM121 254V255H120ZM167 254V255H166ZM169 254V255H168ZM172 254V255H171ZM180 254V255H179ZM194 254V255H193ZM241 255L242 256V258H240L241 256H239V255ZM8 255V256H9ZM28 255L30 256L31 255V257L29 258V260H26L27 258H26V256L28 257ZM59 255V256H58ZM73 255L75 256V258H77V259H75V258H73ZM79 255V256H78ZM91 255V256H90ZM111 255V256H110ZM126 255V256H125ZM152 255H153V257H154V259H153V257H152ZM161 255H163V256H161ZM171 255V256H170ZM182 255V256H181ZM235 255L236 256H238L237 258L235 257ZM2 256V257H1ZM7 258H6V257ZM21 256V257H20ZM32 256H33V258H32ZM36 256L37 257H39V258H36ZM44 256H47V257H45V259H44ZM50 256V258L52 259V261H51V259L49 258V259H47L48 261H46V258H48ZM53 256V257H52ZM63 256V257H62ZM68 256V257H67ZM81 256V257H80ZM83 256V257H82ZM96 256V257H95ZM102 256V257H101ZM105 256V258L103 259V257ZM110 256V257H109ZM122 256H125V257H127V258H123ZM157 256V257H156ZM178 256V257H177ZM183 256H184V258H183ZM191 256V257H190ZM193 256V257H192ZM229 256V257H228ZM263 256V257H262ZM43 257V258H42ZM57 259H56V258ZM87 257L88 259H90V260H88L87 258L85 259V258ZM99 259H98V258ZM112 257V258H111ZM122 257V258H121ZM152 257V258H151ZM162 257H164V258H162ZM169 257V258H168ZM187 257H189V259L187 258ZM2 258V259H1ZM14 258V259H13ZM40 258H42V259H40ZM54 258H55V261H54ZM59 258H60V260H59ZM62 258V259H61ZM66 258V259H65ZM71 258V259H70ZM73 258V259H72ZM84 258V259H83ZM97 258V259H96ZM108 258H109V260H108ZM111 258V259H110ZM119 258V259H118ZM155 258H156V260H155ZM182 258V259H181ZM223 258V259H222ZM232 258H235L236 260H233ZM263 260H262V259ZM4 259V260H3ZM16 259V260H15ZM40 260V262H39V260ZM44 259V260H43ZM79 259H81L80 261H79ZM102 259V261H100ZM117 259V260H116ZM127 259V260H126ZM129 259V260H128ZM180 259V260H179ZM187 259V260H186ZM230 259H231V261H230ZM13 260V261H12ZM26 261V263H25V261ZM33 260L35 261L34 263H33ZM65 260H67V262L65 261ZM72 260V261H71ZM105 260V261H104ZM121 260H122V262H121ZM132 260V261H131ZM134 260V261H133ZM166 260V261H165ZM172 260V261H171ZM176 260V261H175ZM227 260H228V262H227ZM239 260H241V261H239ZM28 261V262H27ZM57 261V262H58ZM70 261H71V263H70ZM87 261H89V262H87ZM96 261H97V263H96ZM98 261H100V262H98ZM105 263H104V262ZM109 261V262H108ZM162 261H164V262H162ZM171 261V262H170ZM184 261V262H183ZM232 261H233V263H232ZM14 262V263H13ZM52 262V263H53ZM57 262H56V264H57ZM62 262H60L61 264H62ZM84 262H87V263H84ZM111 262V263H110ZM113 262V263H112ZM156 262V263H155ZM177 262V263H176ZM189 262V263H188ZM193 262V263H192ZM195 263V264H199V263ZM44 262L42 263V264H45ZM59 263V264H60ZM51 264V263H50ZM55 264V263H54Z\"/></svg>",
    "mask_w": 264,
    "mask_h": 264
},
{
    "label": "bare ground",
    "instance_id": "obj_2",
    "mask_svg": "<svg viewBox=\"0 0 264 264\" xmlns=\"http://www.w3.org/2000/svg\"><path fill=\"white\" fill-rule=\"evenodd\" d=\"M107 1H108V0H107ZM126 1H127V6H128V4H130L131 0H126ZM128 1H130V2L128 3ZM132 1L134 2L133 6L131 5V6H132V7H131L132 9H134L135 6H138V4H139L140 6H141V4H143V3H142L143 0H142V1L140 0L141 3H138L137 0H136V1H135V0H132ZM138 1H139V0H138ZM150 1H151V0H150ZM153 1H154V0H153ZM153 1H151V2H153ZM155 1H156V0H155ZM172 1H173V0H172ZM102 2H103V1H102ZM117 2H118V1H117ZM123 2H125V1L123 0ZM143 2H144V1H143ZM161 2H162V1H161ZM110 3H111V2H110ZM120 3H121V2H120ZM131 3H132V2H131ZM148 3H149V1L147 2V4H148ZM154 3H156V4L154 5ZM169 3L172 4V2H169ZM174 3H175V2H173V7L170 6V4H168V2L166 3V5L163 4V5H165L166 7L169 5V7H167V8L165 7V8H166V9H165L164 6H163L162 4H161V5H162L163 7L158 6V5H157V1H156V2H153V6L156 7L155 10H154V12H152L153 9H151L152 6H151L150 3H149V4H150L151 8H150V7H149V8L145 7V6H147V4H145L144 7L147 8V10H145V11L143 10V9H145V8H144L143 5H142V7H143V9H142V10H143V13L146 12V14L144 13L146 16H147V13H149L147 17H146L144 14H141L140 17H142V18H138V17H136V16H139V14H140V12H141V11H140V12L138 13V15H136V12H135V11H137V9L139 8V6H138V8H135L136 10L134 9L135 11L133 10V12H135V13H131L132 11H129V10H130V7H129L130 5L128 6L129 8L127 7L128 9H127V8H124L125 5H124L123 3H122V4H123L122 7L124 6V7H123L124 9H123V8H120V7H121V4H120V6L117 5V7L119 6L118 8H120V11H123V12H122L123 14L125 13V15L123 16V18L127 15L126 12H124V10H126V11L128 10V11L131 13V15L129 14V16H126L127 19L124 18V21H125V19L127 20V21H125V23H127V25L129 24V25L131 26V24L134 25L137 21H139V24H138V23H137V24H138V25H140V24H141V25H144V26H142V29H145V31H147L146 29H149L148 27H151V28H154V27H155V28H154L155 30L157 29L156 27H158V28L160 29V26L162 25V27H163V26L166 27L165 29H168V31L171 32V30H169V28L172 29V25H171V27H169V25H168V24H171L170 21H169V20H171V19H169V18H168V19L165 18V17H164L165 14H164L162 11L167 12V10H168V12H169V10H170L169 8L172 7L171 10L174 8ZM176 3H177V2H176ZM112 4H113V3H112ZM114 4H115V3H114ZM118 4H119V3H118ZM125 4H126V3H125ZM135 4H136V5H135ZM158 4H159V3H158ZM182 4H183V3H182ZM156 5H157L159 8H158ZM175 5H176V4H175ZM105 6H106V5H105ZM148 6H149V5H148ZM176 6H177V5H176ZM176 6H175L174 9H177ZM178 6H179V4H178ZM178 6H177V7H178ZM180 6H181V5H180ZM184 6H185V5H184ZM157 8H158L159 10L161 9V12H160ZM163 8H164L166 11H165V10H162ZM115 9H116V7H115ZM115 9H114V10H115ZM121 9H122V10H121ZM140 9H141V7L139 8V10H140ZM149 9H151V10L148 11ZM174 9L172 10L173 12L170 10V11H171V12H170V15H173L174 12H179V10H180L181 8H180L179 10H177V11L174 10ZM186 9H187V8H186ZM139 10H138V11H139ZM182 10H185V9H182ZM112 11H113V10H112ZM118 11H119V10H118ZM120 11H119V12H120ZM138 11H137V12H138ZM187 11H188V10H187ZM181 12H183V11H181ZM181 12H179V13H181ZM184 12H185V11H184ZM106 13H107V12H106ZM115 13H116V12H115ZM127 13H128V12H127ZM161 13H163L164 16H163ZM123 14H122V15H123ZM132 14H133V15H134V14L136 15V16H133L135 19L138 18V19H140V20L137 19V21H134L135 19L133 20V17L131 18ZM168 14H169V13H168ZM177 14H178V13H177ZM177 14L174 13V15H173L172 17H174V16L177 15ZM149 15H151V16H153V17H151V16H149ZM170 15H166V16H167V17H170ZM178 15L181 17V14H178ZM178 15H177V16H178ZM184 15H186V13H185ZM55 16H56V15H55ZM143 16H144V18H143ZM121 17H122V16H121ZM129 17H130V20H132L134 23H133L132 21L128 23V19H129ZM175 17H176V16H175ZM180 17H178L179 20L177 19L176 22L182 20ZM182 17H183V16H182ZM118 18H119V17H118ZM123 18H121L122 21H123ZM170 18H171V17H170ZM176 18H177V17H176ZM187 18H188V17H187ZM58 19H59V18H58ZM113 19H114V18H113ZM141 19H142V20H141ZM185 19H186V18H185ZM188 19H189V18H188ZM62 20H63V19H62ZM172 20H173V18H172ZM172 20H171V21H172ZM175 20H176V19L174 18L173 21H175ZM183 20H184V19H183ZM173 21H172V22H173ZM184 21H186V20H184ZM38 22H39V21H38ZM58 22H59V21H58ZM117 22H118V21H117ZM176 22H173V23H176ZM186 22H187V21H186ZM125 23H123L124 26L126 25ZM130 23H131V24H130ZM180 23L183 24L184 22L182 21V22H180ZM76 24H77V23H76ZM137 24H136V25H137ZM176 24H179V23H176ZM72 25H73V24H72ZM74 25H75V24H74ZM127 25H126L125 27L128 28ZM138 25H137V28L140 29L141 26L138 27ZM167 25H168V28H167ZM113 26H114V25H113ZM118 26H119V25H118ZM121 26H122V25H121ZM134 26H135V25H134ZM134 26H132V27H134ZM145 26H146L147 28H144ZM174 26H175V25H174ZM176 26H177V25H176ZM178 26H179V25H178ZM67 27H68V26H67ZM70 27H71V26H70ZM73 27H74V26H73ZM78 27H79V26H78ZM164 27H163V28H164ZM56 28H57V27H56ZM79 28H81V27H79ZM82 28H83V27H82ZM116 28H117V27H116ZM127 28H126V29H127ZM134 28H136V27H134ZM134 28L131 29V30L129 29V30H130V31H134V30H135ZM137 28H136V30H138ZM151 28H150L149 30H151V32H152V30H154V29H151ZM178 28H179V27H178ZM178 28L176 27V28H174V29H175V30H178ZM6 29H7V28H6ZM27 29H28V28H27ZM64 29H65V28H64ZM121 29H122V28H121ZM126 29H125V30H126ZM142 29H141V30H142ZM159 29H157L156 31H157V32H160V34H161V32H162L161 29H162V28L160 29L161 31H159ZM165 29H164V30H165ZM174 29H172V30L175 31ZM31 30H32V29H31ZM61 30H62V29H61ZM129 30H128V31H129ZM164 30H163V31H164ZM28 31H29V30H28ZM36 31H37V30H36ZM63 31H64V30H63ZM122 31H123V30H122ZM126 31H127V30H126ZM143 31H144V30H143ZM143 31H141V32H143ZM156 31H153V33H152L153 36H155V35L157 34V33H155ZM168 31H166L165 34H164V32H163L161 35L163 36V34H164L165 36H167V32H168ZM173 31H172V32H173ZM178 31H179V30H178ZM135 32H136V31H135ZM135 32H134V33H135ZM138 32H139L138 34L140 35V30H139ZM172 32H171V33H172ZM185 32H186V31H185ZM57 33H58V32H57ZM62 33H63V32H62ZM125 33H126V32H125ZM130 33H133V32H130ZM134 33H133V34H134ZM136 33H137V32H136ZM148 33H149V32L147 31V34H148ZM154 33H155V34H154ZM173 33H174V32H173ZM176 33H178V32H176ZM182 33H183V32H182ZM143 34H144V33H143ZM147 34H146V35H147ZM149 34H150V33H149ZM160 34H157V37H156V38H158V35L160 36ZM168 34H169V33H168ZM174 34H175V33H174ZM134 35H136V34H134ZM139 35H138V37H139ZM150 35H151V34H150ZM169 35H170V34H169ZM172 35H173V34H172ZM178 35H179V34H178ZM14 36H15V35H14ZM131 36H132V35H131ZM153 36H151V37L149 36V38H152ZM168 37H170V36H168ZM168 37L166 38V37L163 36L162 39L166 38V40H162V39H160V40H161L162 42H163V41H166V44H168V43H167V42H169V41H167V40H168ZM177 37H178V36H177ZM15 38H16V36H15ZM160 38H161V37H160ZM172 38H173V37H172ZM174 38H175V36H174ZM180 38H181V37H180ZM62 39H63V38H62ZM67 39H68V38H67ZM136 39H137V36H136V38L133 36V42H135L134 40H136ZM140 39H141V38H140ZM177 39H179V38H177ZM19 40H20V39H19ZM21 40H23V39H21ZM46 40H47V39H46ZM137 40H138V39H137ZM144 40H146V39H144ZM157 40L160 41L159 38H158ZM169 40H171V39H169ZM173 40L175 41V39H172V41H173ZM9 41H10V43H11V40H9ZM139 41H140V40H139ZM149 41H150V40H148L147 43H149ZM181 41H182V40H181ZM141 42H142V40L140 41V44H138V42L136 41V43H137L139 46L142 45ZM170 42H171V41H170ZM179 42H180V41H179ZM41 43H42V42H41ZM58 43H59V42H58ZM142 43H143V42H142ZM172 43H174V42H172ZM172 43H171V44H172ZM13 44H14V43H13ZM157 44H159V43H157ZM160 44H161V43H160ZM162 44H163V43H162ZM162 44H161V47H162L161 49H163V47H164V46H162ZM164 44H165V43H164ZM10 45H12V44H10ZM33 45H34V44H33ZM41 45H42V44H41ZM44 45H45V44H44ZM82 45H83V44H82ZM82 45H80V46H82ZM4 46H6V45H4ZM4 46H3V47H4ZM13 46H14V45H13ZM76 46H77V45H76ZM78 46H79V44H78ZM142 46H143V45H142ZM145 46H146V45H145ZM34 47H35V46H34ZM38 47H39V46H38ZM40 47H41V46H40ZM82 47H83V46H82ZM140 47H141V46H140ZM140 47H139V48H140ZM14 48H15V47H14ZM14 48H10V49L12 50V49H14ZM17 48H18V47H17ZM42 48H43V47H42ZM79 48H80V47H79ZM133 48H134V47H133ZM137 48H138V46H137ZM144 48H145V47H144ZM151 48H152V47H151ZM156 48H157V46H156ZM158 48H159V46H158ZM167 48H168V47L166 46V50H167ZM4 49H5V48H4ZM35 49H36V48H35ZM44 49H45V48H44ZM15 50H16V49H15ZM39 50H40V49H39ZM82 50H83V49H82ZM168 50H169V48H168ZM21 51H22V50H21ZM36 51H37V49H36ZM36 51H34V52L36 53ZM43 51H44V50H43ZM151 51H152V50H151ZM153 51H154V50H153ZM159 51H160V50H159ZM5 52H6V51H5ZM28 52H29V51H28ZM31 52H32V51H31ZM31 52H30V53H31ZM37 52H38V51H37ZM47 52H48V51H47ZM72 52H73V51H72ZM134 52H135V51H134ZM144 52H145V51H144ZM1 53H2V52H1ZM6 53H7V52H6ZM6 53H5V55H6ZM35 53H34V55H33V53L30 54V55H28L29 53H27L28 58L30 59L31 57H29V56H31V55L35 58V56L37 55V53H36V55H35ZM38 53L40 54L41 52H38ZM67 53H68V52H67ZM79 53H80V52H79ZM79 53H78V55H79ZM145 53H146V52H145ZM149 53H150V52H149ZM149 53H148V54H149ZM155 53H156V51L154 52V54H153L152 52H151L150 55L146 54V55L149 56V60H148V58H146L147 56H145V58L148 60V64H149L148 66H149V68L151 67L150 69H152V66L154 65L153 63L155 62V64H157L156 61H158L157 57H155L157 60H155V58H153V55H154V56L156 55ZM171 53H172V52H171ZM2 54H3V53H2ZM10 54H11V53H10ZM63 54H64V53H63ZM76 54H77V53H75V55H74V54H73V55L76 56ZM141 54H142V52H141ZM141 54H138V55L142 56ZM157 54H160V53L157 52ZM163 54H164V52L162 53V55H163ZM165 54H166V55L168 54V57H169V52L166 53V51H165ZM165 54H164V55H165ZM241 54H242V53H241ZM8 55H9V54H8ZM12 55H14V54H12ZM19 55H20V54H19ZM27 55H26V56H27ZM70 55H72V54H70ZM70 55H69V56H70ZM73 55H72V56H73ZM80 55H81V54H80ZM83 55H84V53H83ZM88 55H89V54H88ZM126 55H127V54H126ZM162 55H161V57H162ZM164 55H163V56H164ZM174 55H175V54H174ZM249 55H250V54H249ZM0 56H1V55H0ZM6 56H7V55H6ZM10 56H11V55H10ZM10 56H8V57L10 58ZM41 56H42V55H37L38 58L36 57L37 61H38L39 59H40V60H41V59L43 60V61H42V60H41V61H38V62L41 64V67H45V66L47 67V65H48L49 63H50L51 65L53 64L52 66H54V64H55L54 67H57V68H54V67H53V70H54V69H57V70L59 69L58 71H60V70L62 69L61 71L65 72V74L62 75L63 73H62L61 71H60L61 73H60V72H55V71H53V72H55L56 75H58L57 73H60V74L64 77V76L67 74V72L70 70V69H68V71H67V67H68V66H69V67L72 66V64L74 65V66H72V67H75V68L78 67V66L76 67V62L73 63V62H72L71 60H69V59H68V60H69L70 63H69V65L67 64V65H68L67 67H65V66H66V63L68 62L67 58H66V60H65V59L63 60V63L60 62V61H62V59L64 58V55H63V58H62V59H61V58H57V59H59V64H58V63L56 64L55 62H54V63H51V62H49V61H44L43 57H45V56H42V58H41ZM58 56L60 57V55H58ZM69 56H67V57L69 58ZM72 56H71L70 58H73V57H74V56H73V57H72ZM90 56H91V55H90ZM130 56H131V55H130ZM151 56H152V57H151ZM156 56H158V55H156ZM240 56H241V55H240ZM12 57H13V56H12ZM14 57H15V56H14ZM18 57H19V56H17L16 58H18ZM20 57H21V56H20ZM20 57H19V58H20ZM33 57H32V58H33ZM39 57H40V58H39ZM47 57H48V56H46V58H47ZM53 57H54V55H53ZM65 57H66V56H65ZM83 57L86 58V56H83ZM87 57H88V56H87ZM132 57H133V56H132ZM142 57H143V56H142ZM150 57L152 58L151 61H150ZM159 57H160V55H159ZM161 57H160V58H161ZM168 57H167V58H168ZM172 57H173V56H172ZM2 58H3V56H2ZM19 58H18V59H19ZM25 58H26V57H25ZM28 58H26V60H25V59H22V57H21L22 61H21L20 59H19V61H18V59H16L17 61L15 60L16 62H15V61H14V62H15L16 64H17V62H19V63H18L19 66L21 65V68L25 69V72H27V71H28V70H27V69H28L27 66L30 67V65H31L30 63H32V62H33V63H32L33 65L36 63V61H34L35 59H32V60L30 59V60H31V62H30V60H29ZM54 58L56 59V57H54ZM54 58H53V59H54ZM75 58H76V59H75ZM90 58H91V57H90ZM129 58H130V57H129ZM143 58H144V57H143ZM143 58H139V60H142V62H144L146 59H143ZM160 58H159V59H160ZM162 58H163V57H162ZM162 58H161V59H162ZM165 58H166V57H165ZM165 58L162 59L163 62H164V59H165ZM167 58H166V59H167ZM176 58H177V56H176ZM0 59H1V58H0ZM74 59L77 60V57H74ZM74 59H72V60L75 61ZM79 59H81V58H79ZM79 59H78V60H79ZM83 59H84V58H83ZM87 59H89V58H87ZM133 59H134V58H133ZM137 59H138V58H137ZM166 59H165V60H166ZM171 59L174 60L173 58H171ZM24 60H25V62L28 61L27 64H24V63H25ZM45 60H46V59H45ZM50 60H51V59H50ZM139 60H138V61H139ZM153 60H155V61H153ZM162 60L158 61V64H157V65H154V66H153V69H154L155 67H157V66L159 67V65L162 63V62H161ZM168 60H169V62H167ZM225 60H227V58H226ZM261 60H263V59H261ZM11 61H12V60H11ZM51 61H52V60H51ZM54 61H58V60H54ZM65 61H66V63H65ZM79 61H80V60H79ZM90 61H91V60H90ZM93 61H94V60H93ZM98 61H100V60H98ZM130 61H131V60H130ZM136 61H137V60H136ZM149 61H150V63H151V66H150ZM152 61H153V62H152ZM174 61H176V59H175ZM232 61H233V60H232ZM20 62H22V63L20 64ZM23 62H24V63H23ZM29 62H30V63H29ZM42 62H43V63L45 62V63L42 64ZM52 62H53V61H52ZM133 62H134V61H133ZM146 62H147V61L144 62L145 64H143V63H142V64L145 65V66H147ZM160 62H161V63H160ZM166 62H167V65H165V63H164V65H165L166 67H167V66H168V67L170 66V69H172V66L174 67V64H176V63H174V64L172 63V65H169L170 62H171L170 59H167ZM233 62H234V61H233ZM236 62H237V60H236ZM12 63H13V62H12ZM15 63H14L13 65H14V66H17V67H13L12 65H11V66H12L16 71H13L12 69H10V66H9V69L12 70L11 72L13 73L14 76H13V77H12L11 75H10L11 77L8 76V75L10 74V71L8 72L9 74L6 73L8 69H6V71H4V74L6 73L5 76H6V77L8 76L9 78H11L10 81L13 82L14 80H13L12 78L15 79V77H16L15 75H17V71H18L19 73H21V75H17V77L19 76V77H18L19 81H17L18 79H16V80L14 81V83L17 82L16 84L18 85V84H19L18 82H20V83H21L20 85L22 86V89H20L21 86L19 85V86H17V87L19 88V90L16 92L17 87H16V86H15V87L12 86L13 83L11 84L12 87L9 86L10 88L14 89V91H15V93H16V96H15V97L18 98V101H16V103H15V102H11V106H12V105H13V106L15 105L14 108L16 109L18 106H20L21 108L24 107V106L26 107V105L22 106V105H21L22 103H21V104H17V103H18V102H22V101H19V100H22V99H24V98L27 97V96H26V87H24V89H25V90H24V89H23V86L26 85V84L29 85V83H30L31 86H33V85L35 84V83H33L34 81H33V82H32V81L29 82V81H28V80H29L28 77H31L30 80H32L33 78H37V77H32V76H36V75H37V72L35 73V72H32V71H35L36 69L38 70L40 67L38 68V66L35 64V65H34V70L31 71V70L29 69V71H31V73H33V74L35 73V74H36V75H35V74L32 75L31 73H28V72H27V74H26V73L23 71V69L19 71V69H18L19 66H18V64L16 65ZM28 63H29V65H28ZM46 63H48V64H46ZM60 63H61V64H60ZM71 63H72V64H71ZM79 63H81V62H79ZM99 63H100V62H99ZM138 63H140V62H138ZM159 63H160V64H159ZM22 64H23V65H22ZM37 64H38V63H37ZM40 64H38V65L40 66ZM45 64H46V65H45ZM62 64H63V65H62ZM70 64H71V65H70ZM87 64H88V63H87ZM100 64H101V63H100ZM152 64H153V65H152ZM232 64H233V63H232ZM6 65H7V64H6ZM9 65H10V64H9ZM42 65H45V66H42ZM51 65H49L50 67L48 66V68H51V70H52V66H51ZM57 65H58V66H57ZM61 65H62V66H61ZM64 65H65V66H64ZM79 65H80V64H79ZM98 65H99V64H98ZM102 65H103V64H102ZM104 65H105V64H104ZM107 65H108V64H107ZM137 65H138V64H137ZM139 65H140V64H139ZM161 65H163V64H161ZM164 65H163V66H164ZM201 65H202V64H201ZM201 65H200V66H201ZM205 65H206V64H205ZM2 66H3V65H2ZM25 66H26V67H25ZM31 66H32V65H31ZM35 66H37V68H36ZM59 66H60L61 68H59ZM63 66H64V69L62 68ZM82 66H83V65H82ZM86 66H87V65H86ZM96 66H97V65H96ZM145 66H144V68H145V69H148V67H145ZM176 66H177V65H176ZM230 66H231V65H230ZM232 66H233V65H232ZM3 67H4V66H3ZM12 67H11V68H12ZM24 67H25V68H24ZM72 67H71V68H72ZM158 67H157V69H158ZM161 67H162V66H161ZM252 67H253V66H252ZM1 68H2V67H1ZM4 68H5V67H4ZM6 68H7V67H6ZM19 68H20V67H19ZM31 68L33 69V66H32ZM35 68H36V69H35ZM48 68H43V69L41 68V69H39L38 71L41 72V70H44V73H45V72H46L45 69L47 70ZM65 68H66V69H65ZM75 68H74V69H75ZM94 68H96V67H94ZM94 68H93V73H92V72H91V73H92V75H95V76H92V75H90V74L88 73L87 75H90L89 77L92 76L93 78H89V77H88V79H87V78H85V79H87V80H91V79H93V82H94V83H97V81H98V82H99V83H97L98 85L95 84V85L98 86V88H99V86L101 87V85H102V87H104V86H103L104 83L102 84L101 81H102V82L106 81L107 78H105L103 74L106 75L107 72H106V73L103 72V74L100 73V72H102V71H104V70L101 71V69H103V67H102V66L99 67V68H101V69H100V71L98 70V73H100V75L102 74L105 80H103V79H102V80H101V79L98 80L97 78H95L96 80H94V77H98V78L100 77V76H98L99 74L96 76L97 72H96V73L94 72V71H95ZM99 68H97V69H99ZM162 68L164 69L165 67H162ZM241 68H243V66H242ZM247 68H248V67H247ZM77 69H78V68H77ZM77 69H76V71H77ZM153 69H152V70H153ZM166 69L168 70V68H165V69L163 70V73H162V71H161V70H162L161 68L159 69L160 72H157V70H156V71L154 70L155 72H152V70H151L150 72H151V73H154V74H157V73H158L159 76H158V74H157V77H161L160 75L162 74V78H164V75H163V74L165 73V75H166V73H167V72H166V71H167ZM205 69H206V68H205ZM221 69H222V68H221ZM26 70H27V71H26ZM37 70H36V71H37ZM51 70L48 69V72L50 71V72L52 73ZM72 70H73V68H72ZM79 70H80V68L78 69V71H79ZM108 70H109V69H107L106 71H108ZM142 70H143V69H142ZM142 70H140V73H141V75L144 74V78H145V76L147 77V79L149 78V76L151 77L152 74H151L150 72L146 71V72L148 73V75L151 74V75L148 76V75H145L146 72L144 73V72H142ZM148 70H149V69H148ZM173 70H175V69L173 68ZM212 70H213V69H212ZM212 70H211L212 73L209 72L210 69H209V71H208V70H205V71H204V69H202L201 71H202V74L205 73V74L202 75V77L205 78V75H206V77H207V78H205V79H206V82H205L206 84H208V83L211 82V80H210V82L208 81V83H207V80L212 79V77H213L212 80H214V78H215L216 80H218V82H215V80H214V83H216L217 85H215L213 82L210 83V88H211V86L214 84V87H213V86H212V87H213V89H214L213 91H214L215 94L218 93V92L220 91L219 89H220L222 86L225 87V85H227V84H225L226 82H229V80L232 81L233 76L236 75V74H233V76H232V75H231L232 72L229 73V72H230L229 69H228V70L225 69V70H227V71H224V75L221 73V72H223V70H219V69H218V71H217V69H215V70H213V71H212ZM236 70H238V69H236ZM240 70H241V69H240ZM240 70H239V71H240ZM1 71H3V68L0 69V72H1ZM22 71H23L24 74H26V75H28V74L31 75V76L28 75L27 77L24 78V79H27V78H28L27 81L25 80L26 83H24V84H22V81H21V80H23V78H21V80H20V76L24 77V74L22 73ZM66 71H67V72H66ZM74 71H75V70H74ZM74 71H73V72H74ZM76 71H75V74H78L79 72L76 73ZM83 71H84V70H83ZM89 71H90V70H89ZM96 71H97V70H96ZM125 71H126V70H125ZM164 71H165V72H164ZM168 71H169V70H168ZM170 71H172V70H170ZM170 71H169V72H170ZM175 71H176V72H175ZM175 71H172V72H173V73L175 72V73L177 74V71H178V70H175ZM179 71H180V70H179ZM179 71H178V74L180 75L182 71H181V72H179ZM201 71H199V72L201 73ZM207 71H208V72H207ZM214 71H215L216 74L213 73ZM219 71H221V72L219 73ZM245 71H246V70H245ZM15 72H16V74H14ZM48 72H46L45 75H44L43 73H42V74H41V73H38L37 76L39 77L40 75H41V76L44 75L43 77L45 78L47 75H48L47 77H49V75H51L52 77L50 76V78H49L50 80H51L52 78H54V79H52V80H55V79L57 78V76H56L54 73H53V74H54V77H53V75H52V74H49ZM69 72H71V70H70ZM73 72H72V73H73ZM87 72H88V70H87ZM112 72H113V71H112ZM114 72H115V71H114ZM138 72H139V70H138ZM156 72H157V73H156ZM172 72H171V73H167V76H168V77L165 76V78L167 77V79H168L169 77H171V76H169L168 74H170V75L172 74V75H174V77L178 75V74L176 75L175 73L173 74ZM225 72H228L227 74H229L230 76L227 75ZM236 72H237V71H236ZM253 72H254V71H253ZM262 72H263V71H262ZM1 73L3 74V72H1ZM85 73H86V71H85ZM94 73H95V74H94ZM108 73H109V72H108ZM110 73H111V71H110ZM140 73H139V74H140ZM197 73H198V72H197ZM207 73H208L209 75H208ZM240 73H241V72H240ZM257 73H258V72H257ZM4 74H3V75H4ZM7 74H8V75H7ZM68 74H69V73H68ZM70 74H71V73H70ZM75 74H73V75H75ZM81 74H82V73H81ZM154 74H153V75H154ZM211 74H214V75L212 76ZM225 74H226V76H225ZM246 74H247V73H246ZM261 74H262V73H261ZM61 75H60V76H61ZM108 75H110V74H108ZM141 75H140V76H141ZM179 75H178V76H179ZM237 75H238V74H237ZM239 75H240V74H239ZM251 75H252V74H251ZM0 76H1V74H0ZM41 76H40V78H38L39 80L41 79ZM55 76H56V78H55ZM67 76H69V75H66L65 77H67ZM79 76H82V75H79ZM79 76H78V75L76 76L77 81H79V80H78V78H80ZM85 76H86V75H85ZM85 76H84V77H85ZM111 76H112V75H111ZM178 76H177V78H176V77H175V78L173 77L175 80H174V79H173V80H172V79L170 80V78H169V80H170V82H171V83H170V82H169V83L172 84V85H173V83H174L175 86H176V85L180 86L179 83H183V80H184L186 84L183 83V84H184V85L182 84L183 87H184V88L186 87V89H189V92H190V89H191V91H193L192 88H193L194 86H193L192 88L190 87V84H189V86H186V85H188V80H187V82H186L185 78L179 82V79H182L183 76H182V75H181V77H178ZM198 76H200V75H198ZM6 77H5V79L8 78V77H7V78H6ZM17 77H16V78H17ZM43 77H42V79H44ZM47 77H46V79H47ZM58 77H59V75H58ZM70 77H71L70 80L67 79L68 77L65 78L67 81H69V84H68L69 87H70V85H71V86H74V88H75V86L80 85V82H79V84H78V82H76V78H73V79H72V77H73L72 75H70ZM74 77H75V76H74ZM103 77H102V78H103ZM106 77H107V75H106ZM108 77H109V76H108ZM141 77H142L141 79H143V80H141V81H145L146 84H147V86H148V85H149L148 82H149L152 78H150V80H149V79H148V80H147V79L144 80L143 76H141ZM152 77H153V76H152ZM200 77H201V76H200ZM209 77H210V78H209ZM223 77H224L225 79H223ZM226 77H227L229 80H228ZM231 77H232V78H231ZM236 77H237V76H236ZM244 77H245V76H244ZM254 77H255V76H254ZM263 77H264V74H263ZM1 78H4V76H2ZM1 78H0V79H1ZM9 78H8V80H9ZM59 78L61 79V77H59ZM81 78H82V77H81ZM100 78H101V77H100ZM165 78L163 79V81L165 80ZM208 78H209V79H208ZM230 78H231V79H230ZM5 79H4V81H5ZM38 79H36L35 82H38V81H37ZM65 79H64V80H65ZM74 79H75V80H74ZM85 79L83 80V78H82V80H81V79H80V80L84 82ZM111 79H112V78H111ZM153 79H154V78H153ZM158 79H159V78H158ZM167 79H166V81H165L166 84H167V82H168ZM177 79H178V80H177ZM199 79H200V78H199ZM222 79H223L224 81H225V80H227V81H225V83H224ZM239 79H240V78H239ZM260 79H262V77H261ZM1 80L3 81V79H1ZM50 80H48V81L50 82ZM52 80H51V82H50L51 84H52ZM57 80L59 81V79H57ZM57 80L54 82V84H55L56 82H58ZM61 80H63V79H61ZM87 80H86V82H87ZM160 80L162 81L161 78H160ZM160 80H159V81H160ZM176 80H177L178 82H177ZM219 80H220V81H219ZM263 80H264V79H263ZM4 81H3V84H5V82H6V81H5V82H4ZM10 81H9V82H10ZM40 81L42 82V80H40ZM48 81H47V82H48ZM67 81H66V82H67ZM74 81L77 83V85H74ZM95 81H96V82H95ZM156 81H158V80L155 79V82H152V81H151V83H157ZM161 81H160V82H161ZM203 81H205V80L203 79ZM11 82H10V83H11ZM45 82H46V81H44V84H46V85L49 84V83H47V82L45 83ZM59 82H60V81H59ZM66 82H65V83H64V81H63L62 83L60 82L61 84H59V85H58V83H56V84H55L56 87H57V88H55L56 91H55V89H53V88H54V85L52 84L53 86L50 87V85H51V84H50V85L47 86V87H48V90H49V87H50L51 90L54 91V93H52V95L54 94V97H55V96H56L55 93L57 92V90H59V89L62 88V87H63L62 89L65 88V87L63 86V83H64V85H65ZM70 82H71V84H70ZM86 82H85V83H86ZM145 82H144V83H145ZM189 82H190V81H189ZM219 82H220L221 84H220ZM32 83H33V84H32ZM42 83H43V82H42ZM42 83H41V84H40V83H37V84L42 85V86H45V85H43ZM72 83H73V84H72ZM89 83H90V82H89ZM89 83L87 82L86 84H89ZM107 83H108V82H107ZM161 83H162V82H161ZM169 83H168L167 86H165L166 84L163 85V86H165V87H164L165 89H166V87H168V86L170 87V86H171ZM175 83H176V84H175ZM205 83H204V84H205ZM0 84H2L1 81H0ZM3 84H2V86H4ZM6 84H7V85H5V86H8V85H9V83H7V82H6ZM81 84H83V83L81 82ZM86 84H85V85H82V86H86ZM99 84H101V85H99ZM218 84H220L221 86L219 85V86H220V87H219ZM224 84H225V85H224ZM13 85H14V84H13ZM28 85H26V86H27V89H29V90L31 89V90H32L33 87L31 88V86H30V85L28 86ZM60 85H61L62 87H60ZM68 85H67V86H68ZM90 85L92 86V81H91ZM104 85H105V84H104ZM108 85H109V84H108ZM108 85H107V86H108ZM111 85H112V84H111ZM158 85H159V83H158ZM174 85H173V86H174ZM191 85H192V83H191ZM2 86L0 85L1 88H2ZM36 86H37V85L35 84V86H34L35 88H33V90L36 91V93H38L39 90H40V91L43 90V89H42L43 87H42L41 89L38 88L39 90L37 91ZM80 86H81V85H80ZM150 86H151V84H150ZM152 86H153V85H152ZM160 86L162 87V85H160ZM175 86H174V88H175ZM208 86H209V85H208ZM215 86H216V87H215ZM217 86H218L219 88H218ZM28 87H30V88H28ZM37 87H41V86H37ZM69 87H68V88H69ZM77 87H78V86H77ZM77 87H76V88H77ZM87 87H88V88H87ZM87 87H86L87 90L92 88V87L89 88V87H90L89 85H87ZM95 87H96V86H95ZM95 87H93L94 89H93V88L91 89V92H92V90H95ZM169 87H168V88H169ZM176 87H177V86H176ZM189 87H190V88H189ZM227 87H228V86H226V88H227ZM15 88H16V89H15ZM58 88H59V89H58ZM70 88H72V91H68V92H67L69 95L71 94L70 92H72V95H71L72 97H73V94H74V93H77V94H75V95H78V94H79L78 92H80V91H79V90H80V89H79L80 87L78 88L79 90L75 88L76 90H78V92H75V91L73 92V89H74V88H73V87H70ZM70 88H69V89H70ZM81 88H82V87H81ZM84 88H85V87H83V89H84ZM96 88H97V87H96ZM98 88L96 89V90H97V91H96L97 94H98V92H100L99 89H102V88H99V89H98ZM144 88H145V87H144ZM147 88H149V87H147ZM156 88H157V87H156ZM168 88H167V89H168ZM171 88H172V87H171ZM171 88H169V90H170ZM180 88H181V87H179V89H180ZM184 88H183V89H184ZM206 88H207V86H206ZM215 88L217 89L218 92H215V91H216ZM2 89H4V88H2ZM12 89H11V90H12ZM44 89H47V88L44 87ZM75 89H74V90H75ZM150 89H152V88L150 87ZM204 89H205V88H204ZM222 89L224 90L225 88L222 87ZM222 89H221V90H222ZM229 89H230V87H229ZM4 90H5V89H4ZM6 90H7V92H3V94H6V95H3L2 92L0 91V96L2 95L1 97H2L3 101H2V99H1V97H0V99H1V102H3V104H4V101H5L6 103H7V102H10V101H7L8 99L5 100V98H7V97H8V98H11L10 94H11L12 96L15 95V93H14V95H13V93H11V92H14L13 90L10 92V94L8 93L10 89L8 90L7 87H6ZM6 90H5V91H6ZM31 90H30V91H31ZM64 90L67 91L68 89L66 88V89H64ZM64 90H61V91L59 90L61 93H60L59 91L57 92V93H60V94H61V95H60V94H57V96H58V98H59V102H60V99H61L60 96H61V97H64V99L62 98L64 101H65V100H69V97H70V96H66L68 99H65L66 97L64 96V95H65V94H64V93H65ZM98 90H99V91H98ZM163 90H164V89H163ZM163 90H160V93H161V94H160V93H157V92L154 93V94H153V93L148 94L149 96H150V95H151V96H150V98H146V97H145V98L147 99L146 101H144L145 104H146L147 101H148V103L152 102V101H149V100H148V99H151V97H153L152 95L157 96V95L160 94L161 97H162V95H163L162 93H164V94L167 93V92H166L167 90L164 91V92H163ZM169 90H168V91H169ZM173 90H174V89H173ZM173 90L171 89V91H173ZM176 90H177V88H176ZM176 90H175V92H177V93H176L177 95H178V93H180L181 95L184 94L182 91L178 92V90H177V91H176ZM181 90H182V89H181ZM211 90H212V88H211ZM211 90H210V93H211V92L213 93V91H211ZM227 90H228V89H227ZM34 91H33V93H35ZM40 91H39V93L42 94V92H40ZM49 91H50V90H49ZM49 91H46V93H44L45 91L43 90V94L41 95V94L38 93L37 96L41 95V96H40V98H42L41 100H45V101L49 100V101H50V99H51L53 96L50 94ZM52 91H51V92H52ZM62 91H64V93H62ZM85 91H86V90L84 89V91L82 90L80 93L83 94V92H85ZM101 91H102V93H101V92H100V93L103 94L104 90H101ZM149 91H151V90H149ZM153 91H154V90L152 89L151 92H153ZM155 91H159V90H155ZM155 91H154V92H155ZM183 91H184V90H183ZM208 91H209V87H208ZM224 91H225V90H224ZM224 91H223V92H224ZM31 92H32V91H31ZM88 92H90V90H89ZM88 92L86 91L85 93H88ZM96 92H95V95H96ZM165 92H166V93H165ZM181 92H182V93H181ZM184 92H185V91H184ZM186 92H187V90H186ZM186 92H185V96H186V94L188 93V92H187V93H186ZM220 92H222V91H220ZM7 93H8V94H7ZM27 93H29V92L27 91ZM33 93H29L27 99L30 98L31 95H32V98H36L37 96H36V97L34 96L36 93H35L34 95H33ZM67 93H66V94H67ZM85 93H84V94H85ZM148 93H149V92H148ZM168 93L170 94V91H169ZM172 93H174V92H172ZM172 93H171V94H172ZM212 93H211V94H212ZM225 93H226V92H225ZM30 94H31V95H30ZM62 94H63V96H62ZM81 94H79V95L81 96ZM89 94H90V93H89ZM93 94H94V92H92V94H90V95H93ZM104 94H105V93H104ZM155 94H157V95H155ZM171 94H170L171 97L168 95L170 98H174V96L177 97V96L175 95V93H174V96H173V94H172V95H171ZM189 94H191V93H189ZM189 94H188V96H189ZM208 94H209V93H208ZM8 95H9V96H8ZM29 95H30V96H29ZM50 95H51V98H50ZM59 95H60V96H59ZM111 95H112V94H111ZM160 95H159V96H160ZM181 95H178V96H181ZM200 95H201V93H200ZM219 95H220V94H219ZM3 96H4V98H3ZM5 96H6V97H5ZM57 96H56V98H57ZM86 96H88V94H86ZM86 96H85V99H86ZM165 96H167V94H166ZM168 96H167V98H169ZM190 96H191V95H190ZM190 96H189V97H190ZM202 96H203V95H202ZM209 96H210V95H209ZM211 96H212V95H211ZM216 96H217V95H214L215 98H216ZM220 96H221V95H220ZM15 97H13L14 100H15ZM48 97H49L50 99H48ZM54 97H53L52 99H54ZM72 97H70V99H71ZM74 97H75V96H74ZM83 97H84V95H82L81 98H83ZM97 97H98V95H97ZM97 97H96V98H97ZM157 97H158V96H157ZM163 97H164V95H163ZM181 97H182V96H181ZM181 97H180V98H181ZM199 97L202 98L201 96H199ZM203 97H204V96H203ZM217 97H218V96H217ZM32 98H31V99H32ZM37 98H39V97H37ZM37 98H36V99H37ZM56 98H55V99H56ZM58 98H57V99H58ZM75 98H77V97H75ZM75 98H74V99H75ZM88 98H89V97H88ZM91 98H92V97H91ZM91 98H90V99H91ZM155 98H156V97H155ZM155 98H153V99H155ZM206 98H207V97H206ZM206 98H205V99H206ZM210 98H211V97H210ZM36 99H35V101H37ZM52 99H51V100H52ZM178 99H179V97H178ZM182 99L185 100V97H182ZM9 100H10V99H9ZM25 100H26V99H25ZM28 100H29V99H28ZM41 100H40V101H41ZM71 100H73V98H72ZM86 100H87V99H86ZM91 100H92V99H91ZM155 100H156V99H155ZM157 100H158V99H157ZM213 100H214V98H213ZM32 101H33V100H31V102H32ZM40 101H39V102H40ZM45 101H44V102H45ZM49 101H48V103H49ZM57 101H58V100H57ZM88 101H89V100H88ZM93 101H94V100H93ZM187 101H188V100H187ZM1 102H0V105H1ZM26 102H27V101H26ZM31 102H30V104H32ZM39 102H38V101H37V103H36V102H33V104H34V103L37 104V105H36V104L34 105L35 108H36V106L38 107ZM51 102H52V101H51ZM59 102H58V103H59ZM61 102H62V100H61ZM67 102H68V101H66V103H67ZM72 102H73V104H74V101H72ZM72 102H71V104H72ZM78 102H80V101H78ZM184 102H185V101H184ZM6 103H5V104H6ZM12 103H14V104H12ZM28 103H29V102H28ZM55 103H56V102H55ZM148 103H147V104H148ZM3 104H2L1 106H4ZM16 104H17V105H16ZM30 104H29V105H30ZM33 104L30 105V106H33ZM40 104H41V102H40ZM42 104H44L43 101H42ZM52 104H53V103H52ZM62 104H63V103H62ZM67 104H68V103H67ZM88 104H90V103H88ZM142 104H143V103H142ZM145 104H144V105H145ZM150 104H152V103H150ZM150 104H149V105H150ZM153 104H154V102H153ZM9 105H10V103H9ZM9 105H6V106L8 107ZM45 105H46V103H45ZM69 105H70V104H69ZM85 105H86V104H85ZM90 105H91V104H90ZM6 106H5V107H6ZM13 106H12V107H13ZM16 106H17V107H16ZM30 106H29V107H30ZM75 106H77V105H75ZM87 106H88V105H87ZM146 106H147V105H145V108H146ZM5 107H4L3 109H5ZM7 107H6V108H7ZM29 107H27V108H28V109H32V108H33V107H32V108H29ZM149 107L151 108V105H150ZM21 108L18 107V110L20 111ZM35 108H34V110H35ZM43 108H44V107H43ZM45 108H46V107H45ZM65 108H66V107H65ZM72 108H73V107H72ZM80 108H81V107H80ZM83 108L85 109V107H83ZM83 108H82V110H84ZM89 108H90V106L87 107L86 109L89 110ZM94 108H95V107H94ZM152 108L154 109V105H152ZM156 108H157V107H156ZM156 108H155V109H156ZM212 108H213V107H212ZM212 108H210L209 111H212ZM0 109H1V108H0ZM3 109H2V110H3ZM10 109H13V108L10 107ZM24 109H25V108H24ZM24 109H23V111H24ZM28 109H27V110L25 109V110L28 111V113H29L30 111H29ZM39 109H41V108H39ZM58 109H59V108H58ZM147 109H148V107L145 109V112L147 111ZM157 109H158V108H157ZM6 110H7V109H6ZM6 110H5V113H7ZM13 110H14V109H13ZM13 110H10L9 112H11V111H13ZM34 110H31V111H34ZM36 110H37V108H36ZM64 110H65V109H64ZM80 110H81V109H80ZM90 110H91V109H90ZM92 110H93V109H92ZM16 111H17V110H15L14 112H16ZM19 111H18V112H19ZM46 111H49V110L47 109ZM46 111H44L43 113L47 114ZM52 111H53V110H52ZM61 111H62V110H61ZM68 111H69V110H68ZM70 111H73V113H70V114H72V116H73V114H74V110H71V109H70ZM70 111H69V112H70ZM143 111H144V110H143ZM148 111H149V109H148ZM148 111H147L148 114H149V113H150L151 115L153 114V117H152L151 115H147V113H146V115L148 116L149 120H151L150 122H151L153 125H154L153 122H155V125L158 124V122H159L160 120H161L160 122H162V119H163L164 117H163V116H161V118L159 117L160 115H162V112H159V110H158V112L160 113V115L158 116V115H157V114H158L157 111L155 112V110L152 111L151 109H150V112H148ZM151 111H152V112H151ZM216 111H217V109H216ZM261 111H262V110H261ZM0 112H1V111H0ZM9 112H8V113H9ZM34 112H35V111H34ZM69 112H68V113H69ZM82 112H83V111H82ZM84 112H85V110H84ZM92 112H93V111H92ZM96 112H97V111H96ZM153 112H155V113H153ZM213 112H214V111H213ZM253 112H254V111H253ZM8 113H7V116H9V117L13 114V113H12V114L10 113V115H8ZM28 113H27V114H28ZM31 113H33V112H31ZM38 113H39V112H38ZM40 113H41V112H40ZM43 113H41V114H43ZM48 113H49V112H48ZM156 113H157V114H156ZM209 113H211V112H209ZM209 113L206 114V115H207V116H210ZM214 113H215V112H214ZM214 113H213V114L211 113V116L213 117V119H214V117L217 116V114H218V113H217V114L214 116ZM15 114H17V113H15ZM15 114H13V115L11 116L12 118L10 117V118H11L10 120H9V117L6 118L7 116L5 115V120H3V121H4V126H3V125H0V145H3V148H4V150H3V148H1V146H0V148H1L2 151H3V152L0 151V156H1V157H0V161H3V162H4V164H2V162H0V166H1L0 169L2 170V171L0 172V186L3 185V188L0 189V225L2 224V226L4 225L5 227H6V226H10L11 228H14V229H12V233H13L14 231H16V233H17V231H18L17 229H18V228H17L16 226L19 225L18 227L21 228L22 225H24L23 221L20 219V216H21V215L17 216V214H19V212L21 213L23 210H24V212H25V210H26L27 212H28V210H29L28 213H30V215L32 216V214H31V213H32L31 210H32L33 208H35V206L38 207V205H40L39 207H41V205H42L41 202H43V199H42V198H44V199L46 200V202L49 200L48 203H47V204H49V205H51L52 203L55 202V207H56V205H58V204H56V202H57V198H58V197H61L60 199L58 198V200H61V201L64 202V200H65V201H66V200H67V201H68V200H73V201H74V197H73V196L79 198L81 195H83V194H82V191L85 192L86 187H84V186H85V181H82V180H83V179L85 180V178H87V180H90V179H88L89 177H86L87 174L85 175V174L83 173V169H84V168H82V170H80V166L83 167V166H82L83 162L80 161V163H82V164L79 165V167H77L78 164H76V163H72V161H73L74 159H71V158H73L72 155L74 154L75 156H78V157L75 158V159L79 160L78 158H80V159L83 161V158L80 157V156H81V153H82V152H85L86 148H88L87 150H89V148L92 150L93 148H91V147H92V146H93V147L95 146V145H94V142L96 141L95 139H93V140L90 139V137H91V135H92L93 133H90L91 131H90V132H87L88 127L85 128V126H86L87 124H86L85 126H83L84 124L82 125V122H81V121L78 122V121L75 119L76 121H74V122H75V123L78 122L79 124H81V125H82L81 127H83L82 129L86 131V132L84 133V131L81 130V131H83L84 134H89V133L91 134L90 137H89V135H86V136H87V138H86L87 140H88V137H89V140H88L87 142L89 143L91 140L94 141V142H92V141L90 142V145H91V146L88 145L87 143H86V145H85V144L83 145V143H85V142L81 141V142H83L82 145H83V149H84V150L82 149V146H80V148L77 146L78 150L81 149V150H83V151L79 150V153H80V152H81V153L76 155V153H78V152H77L78 150L76 151L75 148H74V146H73V145H74L73 142H75V141L72 142L71 140H72L73 138L76 137V139H73V140H77V141H78L79 139H77V138H79V136H78V137L75 136V134H74L75 130H74V132H73V130L71 129V128H73L72 125H73L74 122H73V120H70V121H72L73 123H72V122H70V124L68 123V124L70 125V127H71L69 130H70V131L72 130V134H71V135H72L73 137H71V138L69 137V138L71 139V140L69 139V141H70L71 143H73V144L71 145V143H70L69 141H67V143L69 142L68 144H69V146H71V147H69V146H68V147L71 148L73 151H76V152H73L71 149H69L70 153H68V152H69V151L67 152V149H68L67 145H68V144H67V145H66V144H63V143H62V142H63V139H62V140L60 139V141H58V140L56 141V140H55L56 142H58V145H59V146H58V145L55 143L56 146L59 147V148L57 147L58 150L55 148V146H53V145H54L53 143H52L53 145H51V146L54 147V150H52L53 148H52V149L50 148L51 146L48 148V146H49L50 144H48V146H43V142H41V141L39 140V141L42 143V146H41V147H44V148H40V145L38 146V142H37V145H35V144H34V145H35V147H37V146L39 147V151L43 149L42 151H45V152H43V154H44L45 156H44V155L41 156L42 153L39 155V154H38L39 152H38V153L34 152V154H35V153L38 154L37 156H34L32 150L35 149L34 151H37L38 147H37V148H35L34 146H33V147H30V146L28 145V144H30V142H29L28 144L26 143V144H27L26 148L24 147L25 145H23L24 142H27V141H29V140H32L31 138H32L33 136L30 137V134H32V132H33L32 135H34L35 133H34V131L29 130V129H32L33 127L30 128V127H31V124H29L30 127H28V126H27V125H28L27 123H29V122H25L27 127L24 125L25 123H24L23 125H24L26 128H28V132H29V131H30V132H29V133H28V132L21 133V132H23V131L20 130V131H21L20 133H15V132H14L15 130H16V132H18L17 129H14V131L10 129V127L12 126L11 123L15 121V120L13 119V117L16 118V121H15V122H17V121L19 120ZM49 114H50V113H49ZM88 114H89V112H88ZM92 114H93V113H92ZM92 114H91V115H92ZM154 114L157 115V116L154 117ZM259 114H260V113H259ZM14 115H15V116H14ZM85 115H86V114H85ZM93 115H94V114H93ZM206 115H205V117H206V119H207L208 117H207ZM261 115H262V114H261ZM263 115H264V114H263ZM1 116H2V115H1ZM47 116H48V115H47ZM60 116H61V115H60ZM69 116H70V115H69ZM76 116H77V115H76ZM89 116H90V114H89ZM141 116H142V115H141ZM143 116H144V115H143ZM149 116H150L151 118H150ZM224 116H226V115H224ZM224 116H222V117H223V119H224V120L226 121V123H227V120H226V119H228V118L225 119ZM251 116H254V115H251ZM251 116H250V117H251ZM19 117H20V116H19ZM74 117H75V115H74ZM74 117H72V119H73ZM78 117H79V116H78ZM156 117L158 118L157 120H155ZM162 117H163V118H162ZM205 117H204V118H205ZM212 117H210V120H211ZM218 117H219V118H218ZM218 117H215V118H218L219 120L222 119V118L220 119V116H219V115H218ZM227 117H230V119H228V120H231V119H232V120H231L232 122L236 121V120H235L236 118H235L234 121H233V118H234V117H232V116H227ZM250 117H249V118H250ZM254 117H255V116H254ZM254 117H253V118H254ZM0 118H1V117H0ZM24 118H25V117H24ZM28 118H29V117H28ZM30 118H34V117H30ZM36 118H37V117H36ZM42 118H43V117H42ZM64 118H65V116H64ZM84 118H85V117H84ZM152 118L154 119V121L152 120ZM159 118H160V119H159ZM190 118H191V117H190ZM193 118H194V117H192V119H193ZM200 118H203V117H200ZM256 118H257V117H256ZM256 118H255V119H256ZM2 119H4V117H2ZM6 119H8V120L10 121V123L8 122V123H9V127H8V128L5 127V126H8V124L5 125V124L7 123V121H8V120H6ZM12 119H13V121H12ZM17 119H18V120H17ZM88 119H89V118H88ZM92 119H93V118H92ZM218 119H214V121H211V122H205V123H206L205 126H206L207 128L204 126L203 121L201 122V121L199 120V121L201 122V124H203L202 126H200V127H202V128H200V127L198 126V123H199L198 120H197L198 123H197V122H194V121L191 123L192 120H189V119H188V120L190 121V123H187V122H186V123H187V126H188V124H189V125H190V124H191V125L194 124V125L188 127V129H187V127H186V130H188V131L190 132V130L192 129V131H191L190 133L193 134V136H192L193 138H195L194 135H196L195 132L193 133L194 130H195L196 132L199 131V132H197V135H198V133L201 134L200 132H203L202 135H199V138H198V136L196 137V138H197V142L195 141L196 143H198V139L200 140V136H202V138H203V135L206 136V133H208V132H209V134H213L212 132L210 133V131H212V130H214V132H217L218 134H221V136L223 135L222 138L220 137V139L223 140V139H224L223 137L228 136L227 134H229V133H227V132H229V128H230V126H229V128H228V125H230V124L228 123V125H227L226 123H224V124H225V125H224L223 122H225V121H222V120H221L222 122L219 121V122H221L222 125L217 124V122H216L215 120L218 121ZM251 119H252V117H251ZM251 119H250L251 122L247 121V118H246L245 120L243 119V122H246V121H247L246 123L249 122L250 126L252 127L253 125L256 124V123L254 124V122H255L256 120H257V122H258V119H256V120H255V119L251 120ZM259 119H260V117H259ZM262 119H263V117H262ZM24 120H25V119H24ZM28 120H29V119H28ZM31 120H32V119H31ZM61 120H62V119H61ZM85 120H86V119H85ZM145 120H146V119H145ZM207 120H209V118H208ZM241 120H242V119H241ZM248 120H249V119H248ZM260 120H261V119H260ZM0 121H1V120H0ZM32 121H33V120H32ZM147 121H148V120H147ZM174 121H175V120H174ZM231 121H228V122L231 123ZM5 122H6V123H5ZM20 122H21V121H20ZM33 122H34V121H33ZM33 122H32V123H33ZM60 122H61V121H60ZM63 122H65V121H63ZM66 122H68V121H66ZM88 122H91V121H88ZM93 122H94V121H93ZM156 122H157V123H156ZM160 122H159V123H160ZM239 122H241V121H239ZM243 122H242V123H243ZM262 122L264 123V120H263ZM1 123H3V122L1 121ZM1 123H0V124H1ZM17 123H18V122H17ZM41 123H42V122H41ZM46 123H47V122H46ZM46 123H45V124H46ZM54 123H55V122H54ZM71 123H72V125H71ZM85 123H86V122H85ZM195 123H197V125H196ZM10 124H11V125H10ZM64 124H65V123H64ZM76 124H77V123H76ZM76 124H74V129H77L78 127L80 128V126H78L79 124H77L78 127L75 126ZM94 124H95V122H94ZM199 124H200V123H199ZM231 124H232L233 127H234V124H236V123H234V124L231 123ZM244 124H245V123H244ZM251 124H253V125H251ZM257 124H258V123H257ZM257 124H256V126H259L261 123H260L259 125H257ZM18 125H20V123H18ZM33 125H34V123H33ZM69 125H68V126L66 125V127H65V125H64V126L62 125V127H63V128H62V127L58 124L57 127H58V129L61 127V128H60V129H61L60 132H62V131H64V130L69 131V130H68ZM88 125H89V123H88ZM91 125H93V124H91ZM147 125H148V124H147ZM55 126H56V125H55ZM145 126H146V124H145ZM149 126H150V125H149ZM156 126H157V125H156ZM184 126H185V125H184ZM196 126H197L198 128H200V130H203V131L198 130V128H197ZM203 126H204L207 130H208V129H212V130H210V131L207 132V130L204 129ZM243 126H244V125H243ZM243 126H242V129H243ZM246 126H247V125H246ZM13 127L15 128V125H14ZM21 127H22V126H21ZM34 127L36 128V126H34ZM52 127L54 128V124H53ZM52 127H51V128H52ZM64 127H65L66 129H64ZM67 127H68V128H67ZM182 127H183V126H181V128H182ZM191 127H193L194 129L191 128ZM240 127H241V126H239L238 128L240 129ZM260 127H262V126H260ZM16 128H17V125H16ZM18 128H19V127H18ZM79 128H78V129H79ZM84 128H85V129H84ZM95 128H96V127H95ZM160 128H161V126H160ZM179 128H180V127H179ZM179 128H178V129H179ZM183 128H184V127H183ZM190 128H191V129H190ZM195 128H197V130H196ZM231 128H232V126H231ZM235 128H236V126H235ZM249 128H250V127H249ZM252 128H253V127H252ZM24 129H25V128H24ZM56 129H57V128H56ZM63 129H64V130H63ZM86 129H87V130H86ZM92 129H93V127H92ZM105 129H106V127H105ZM184 129H185V128H184ZM189 129H190V130H189ZM232 129H234V128H232ZM247 129H248V128H247ZM205 130H206V132H205ZM234 130H235V129H234ZM244 130H245V129H244ZM252 130H253V129H252ZM258 130H259V129H258ZM24 131H26V129H25ZM48 131H49V130H48ZM56 131H57V130H56ZM67 131L63 132V137H64V134H65V133H66V135H67ZM70 131L68 132V135H69V136H70V133H71ZM78 131H79V130H78ZM104 131H105V130H104ZM110 131H111V130H110ZM119 131H120V130H119ZM188 131H187L186 133H188ZM231 131H232V130L230 129V132H231ZM236 131H238V130H236ZM236 131H235V132H236ZM239 131H240V130H239ZM36 132H37V131H36ZM52 132H53V131H52ZM58 132H59V131H58ZM76 132H77V131H76ZM204 132H205V134H204ZM240 132H241V131H240ZM246 132H247V131H246ZM255 132H256V131H254V133H255ZM186 133H185V134H186ZM217 133H216V134H217ZM232 133L234 134L233 131H232ZM236 133H238V132H236ZM241 133L244 134L243 131H242ZM77 134H78V133H77ZM192 134H189V135L187 134V135H184V136H186V137H188V138H190V139L192 140V138L190 137V135H192ZM209 134H207V136H208ZM214 134H215V133H214ZM218 134H217L216 136H219ZM224 134H225V135H224ZM61 135H62V133H61ZM68 135H67V137H68ZM81 135H82V134H81ZM93 135H94V134H93ZM229 135H230V134H229ZM235 135H236V134H235ZM256 135H257V134H256ZM256 135H255V137H256ZM74 136H75V137H74ZM83 136L86 137L85 135H83ZM210 136H212V135H209V139H210ZM236 136H237V135H236ZM241 136H242V135H241ZM241 136H240V137H241ZM63 137H62V138H63ZM67 137L65 136V138H67ZM84 137H83V139H82V138H81V139L84 140ZM92 137H93V136H92ZM92 137H91V138H92ZM123 137H124V136H123ZM181 137H182V139H183V135H181ZM186 137H185V138H186ZM212 137H214V135H213ZM231 137H232V136H231ZM237 137H239V136H237ZM240 137H239V138H240ZM243 137H244V136H243ZM243 137H242V139H244ZM252 137H253V135H252ZM60 138H61V137H60ZM65 138H64V140H65ZM93 138H95V137H93ZM185 138H184V139H185ZM188 138H186L187 141H188ZM215 138H216L215 140H219V139H217V137H215ZM228 138H229V137H228ZM28 139H29V140H28ZM49 139H50V138H49ZM58 139H59V138H58ZM86 139H85V140H86ZM180 139H181V138H180ZM207 139H208V138H207ZM207 139H206V140H207ZM212 139H214V138H212ZM240 139H241V138H240ZM252 139H254V137H253ZM35 140H36V139H35ZM46 140H47V139H46ZM67 140H68V138H67ZM203 140H205V139H203ZM210 140H211V139H210ZM210 140H209V141H210ZM215 140H213V141L215 142ZM221 140H220L219 142H222ZM225 140H226V138H225ZM229 140H230V138H229L227 141H229ZM231 140H232V139H231ZM250 140H251V139H250ZM255 140H257V139H255ZM32 141H33V140H32ZM65 141H66V140H65ZM65 141H64V143H65ZM178 141H179V140H178ZM200 141H201V140H200ZM239 141H240V140H239ZM244 141H245V140H242L243 145L245 144ZM12 142H13V144H12ZM14 142H17L16 145H15L16 147L14 146ZM21 142H23V144H20ZM49 142H50V141H49ZM189 142H190V140H189ZM193 142H194V140L191 142V144H193ZM195 142H194V144H195ZM201 142H202V141H201ZM214 142H213V143H214ZM234 142L237 144V140H236V141L234 140ZM242 142H241V144H242ZM252 142L254 143V142H256V141H252ZM6 143H7L8 145H10V146H7ZM10 143L12 144V146H11ZM35 143H36V142H35ZM47 143H48V142H47ZM95 143L97 144V142H95ZM223 143H226V144H227V142H225V141L222 142L221 144H223ZM239 143H240V142H238V144H239ZM248 143H249L250 145L253 144V143L251 144V142H247V144H248ZM260 143H261V142H260ZM5 144H6V145H5ZM17 144H18V145L20 144V145L23 146V147L20 146V147H21V148H20ZM60 144H62V146L64 145L63 147H66V149H65V148H63L64 150L62 149L64 152L66 151V152L64 153L65 155L62 154L63 151H61L62 146H61ZM75 144H76V143H75ZM189 144H190V143H189ZM215 144H216V143H215ZM247 144H246L245 146H247ZM254 144H255V143H254ZM263 144H264V140H263ZM4 145L7 146V147H10V148L5 147ZM30 145H31V144H30ZM32 145H33V144H32ZM32 145H31V146H32ZM44 145H46V143H45ZM76 145H77V144H76ZM87 145H88V146H87ZM177 145H178V144H177ZM224 145H225V144H224ZM229 145H231V144H229ZM232 145H233V144H232ZM239 145H240V144H239ZM239 145H238V146H239ZM250 145H248V146L246 147V148H247V149H246V152H248V151H247V150H248V147H249V149H251V148H250ZM13 146H14V147H13ZM17 146H18L19 148H18ZM28 146L31 148L30 150H29ZM84 146H87V147H84ZM89 146H90V147H89ZM98 146H99V145H96L97 148H98ZM178 146H179V145H178ZM196 146H197V145H196ZM263 146H264V145H263ZM11 147H13L14 150H12L13 148H11ZM99 147H100V146H99ZM175 147H176V146H175ZM241 147H242V146H241ZM6 148L10 151V152H9V151H7V152L11 153V152L13 151V152H16L17 154H16V153H13V152H12L11 154L6 153V157H5L6 159H4V158H3V157L5 156V155H4V153H5L4 151H6ZM17 148H18V149H17ZM32 148H33V149H32ZM97 148H96V151L94 150L95 148L93 149V151H94V152H97ZM110 148H111V147H110ZM182 148H184V147H182ZM182 148L180 147V148H179V151H180V149H182ZM193 148H194V147H193ZM222 148H223V147H222ZM262 148H263V147H262ZM262 148H261V149H262ZM1 149H0V150H1ZM16 149H17V151L19 150V151H21L22 153L15 151ZM21 149H24V150H23L24 152H23ZM26 149H27V150H26ZM44 149H45V150H44ZM59 149H60V150H59ZM175 149H176V148H175ZM240 149H241V148H240ZM261 149H260V150H261ZM25 150H26L27 152H26ZM49 150H50V151H49ZM51 150H52V152H51ZM56 150H57V152H56ZM87 150H86V151H87ZM91 150H89V151H91ZM107 150H108V148H107ZM164 150H165V149H164ZM168 150H169V149H168ZM177 150H178V149H176L175 153H174V150H173V151L171 150L172 152H171V151H170V152L172 153V155L174 154V156H175V154H177L176 152H179V151H177ZM182 150H183V149H182ZM182 150H181V151H182ZM192 150H193V149H192ZM192 150H191V151L183 150L184 152H188V153H184V152H183V155L185 154L184 156H186V155L188 154V155H187V156H188L187 158L190 157V158L188 159L189 161L191 160V156H190V154H192V153H191ZM195 150H196V149H195ZM224 150H225V149H224ZM228 150H229V149H228ZM30 151L32 152V156H31ZM42 151H41V152H42ZM53 151H55V152H53ZM58 151H60V152H58ZM71 151H72V152H71ZM122 151H123V149H122ZM161 151H162V150H161ZM181 151H180L179 154H178V155H180V156L182 155ZM196 151H197V150H196ZM230 151H231V150H230ZM237 151H238V150H237ZM244 151H245V150H244V148H243V152H244ZM249 151H250V150H249ZM254 151H255V150H254ZM28 152H29V153H28ZM46 152H47V153H46ZM61 152H62V153H61ZM94 152H93V153H94ZM167 152H168V151H166L165 153H167ZM170 152H168L167 155L170 154L169 156L171 157V153H170ZM189 152H190V153H189ZM226 152H227V150H226ZM228 152H229V151H228ZM235 152H236V151H235ZM238 152H239V151H238ZM262 152H263V150H262ZM262 152H261V153H262ZM1 153L4 155L3 157H2V155H1ZM19 153H20V154H19ZM23 153H24V154H23ZM26 153L29 154L30 157H33V158H30L29 155H28V156H27V159H25V158H26V155H27ZM48 153H50V156H51V155L54 156V153H56V154H58V155L61 157V159H60V157H59L58 155H56V154H55L54 157H56L57 159H55V158H51V157L49 156ZM52 153H53V154H52ZM72 153H73V154H72ZM88 153H89V152L84 153L85 155L82 154V155H83L82 157L85 156L84 159H87V160H88V158H86V154H87V157H89V160H91L90 158L93 156V154H92V153H89V154H92V155H88ZM108 153H109V152H108ZM161 153H162V152H161ZM223 153H225V151H223ZM248 153H249V152H248ZM255 153H256V152H255ZM263 153H264V152H263ZM263 153H262V154H259L258 156L263 155ZM47 154H48V156H46ZM70 154H71V156H70ZM109 154H111V152H110ZM200 154H201V153H200ZM230 154H231V152H230ZM230 154H229V155H230ZM232 154H233V153H232ZM238 154H239V153H238ZM246 154H247V153H246ZM7 155H8V157H7ZM62 155H63V156H62ZM68 155H69L70 157H69ZM74 155H73V156H74ZM95 155H96V154H95ZM95 155H94V156H95ZM161 155H162V154H161ZM183 155L181 156L180 160L183 159V158H182ZM192 155H193V154H192ZM194 155H196V154L194 153ZM197 155H198V154H197ZM197 155L195 156L196 159H195V157H194V159H193V158H192V159H193V160H198V159H199V155H198V158H197ZM226 155H227V154H226ZM235 155H236V153H235ZM241 155H242V151H241ZM244 155H245V152H244ZM244 155H243V157H244ZM247 155H248V154H247ZM18 156H19V158H17ZM38 156H39V157H40V156L42 157V158L40 157L41 160H40V158H39ZM53 156H52V157H53ZM64 156H67V157H64ZM176 156H177V155H176ZM176 156H175V157H176ZM236 156H237V155H236ZM248 156H249V155H248ZM258 156H257V157H258ZM263 156H264V155H263ZM263 156H262V157H263ZM9 157H10V160H9V159L7 160V158H9ZM13 157H14L15 159H16V158H17V159L15 160ZM37 157H38V158H37ZM43 157H44V158H45V157H48L49 159L47 158L48 160L46 161V160L43 159ZM62 157H64L65 159H68V161L65 160L64 158L62 159ZM107 157H108V156H107ZM172 157H173V156H172ZM177 157H178V156H177ZM192 157H193V156H192ZM226 157H227V156H226ZM238 157H240V154L238 155ZM243 157H242V158H243ZM250 157H252L251 154H250L249 157H246V156H245V158H244L243 160H245V161L248 160V161L250 162V161L252 160V159L250 160ZM262 157H261V158H262ZM21 158H22L23 161H24V160L26 161L25 164L28 163V165L31 166V167H29V166L26 164V166H28L27 169L30 168V169H28V171H27L26 168H24V167H25V166H24L25 164L23 163V161H22V163L20 162V161H21V160H20ZM35 158L39 159V161H38V160H35V161H36V164H35V161H34ZM58 158H59V159H58ZM69 158H70L72 161H71ZM109 158H110V157H109ZM178 158H179V157H178ZM200 158H201V157H200ZM202 158H203V157H202ZM232 158H233V157H232ZM247 158H248V159H247ZM252 158H253V157H252ZM258 158H259V157H258ZM261 158H259V159L261 160ZM1 159H2V160H1ZM18 159H19L20 161H19ZM32 159H33V161H32ZM45 159H46V158H45ZM50 159H52V160H50ZM54 159H55V161H53ZM122 159H123V158H122ZM184 159H185V158H184ZM228 159H229V158H228ZM230 159H231V158H230ZM246 159H247V160H246ZM5 160H6V161H9V162H6V163H5ZM11 160H12L14 163H15V161H16V163H17V161H18V162H19V163H18L19 165H18V164L16 165V163H15V166H14V164H13V162H11ZM49 160H50V161H53V163H54V164L56 163V164H55V165H54V164L52 165V162L50 163ZM57 160H58V161H57ZM60 160H61V161H60ZM63 160H64V162H63ZM163 160H164V159H163ZM165 160H166V159H165ZM174 160H175V159H174ZM176 160H177V159H176ZM186 160H187V159H185V161H186ZM193 160H192V161H193ZM238 160H239V161H238ZM257 160H258V159H257ZM260 160H259V161H260ZM263 160H264V159H262V163H263ZM31 161H32L33 163H32ZM41 161H43L44 163H43V164H38L39 162L42 163ZM65 161H66L67 163H66ZM74 161H75V160H74ZM74 161H73V162H74ZM161 161H162V159H161ZM172 161H173V160H172ZM177 161H178V160H177ZM229 161H230V160H229ZM229 161H228V164H229ZM232 161H233V160H232ZM37 162H38V163H37ZM48 162H49V163H48ZM58 162H62L63 164L65 163L67 166H69V165H71V166H70V168H68V167L65 166V164H64V165H62V164H58ZM75 162H76V161H75ZM77 162H79V161H77ZM93 162H94V161H93ZM175 162H176V161H175ZM175 162H173V163H175ZM181 162H182V160H181ZM181 162H180V164H181ZM197 162H198V161H197ZM238 162H239V163H238ZM242 162H243V161H242ZM242 162H241L240 159H237V157H236V162H235V163H236V166H235V165H234V166H235V167H237L238 165L240 166V165H241L240 163H242ZM249 162H248V164H249ZM8 163H9V164H8ZM45 163H46V164H45ZM47 163H48V165L50 164L49 166H51L50 168H52V169L49 168V166L47 165ZM68 163H69V164H68ZM156 163H157V162H156ZM158 163H159V162H158ZM183 163H184V162H183ZM230 163H231V162H230ZM243 163H245V162H243ZM243 163H242V164H243ZM253 163H254V162H253ZM253 163H252V164H253ZM256 163H257V162H256ZM20 164H24V165H22V168H20V171H23V172H18V171H19V167H21ZM31 164H32V165L34 164L35 166H34V165H33V166H34V168H36L37 170L40 168L39 171L33 169V168H32L33 166H32ZM57 164H58V165H57ZM73 164H75V166H76V165H77V166L75 167V166H73ZM166 164H167L169 167L166 166ZM178 164H179V163H178ZM228 164H225V166L227 165V167H228ZM231 164H232V165H231ZM231 164H230L229 166L232 167V168H234L233 170L235 171V167L233 166L234 163L232 162ZM248 164L241 165L240 167H244V168L246 167L247 169H244V171H246V170H247V171H250V170H251V172L253 173V170H252L253 167H251V169L248 170L249 167L246 166V165H248ZM257 164H258V163H257ZM259 164H261V163H259ZM11 165H12V167H14L15 169L12 168ZM36 165H37V167H38V165H39V166H40V165H44V166H40V167L37 168ZM56 165H57V167H56ZM59 165H61V166H63V167L65 166L66 168L64 167V169L67 170V171H68V169H69L70 172L72 171V172L70 173V175H69V177H71V178H68V175H67L69 171H68V172H65L64 169H63V167H61V166H59ZM87 165H88V164H87ZM162 165H164V164H162ZM170 165L172 166L171 168H170ZM212 165H213V164H212ZM220 165H221V163H220ZM253 165H254V164H253ZM253 165H252V166H253ZM9 166H10L11 168H10ZM16 166H17V167H16ZM46 166L49 168V171H47L48 169H47ZM53 166H54V167H53ZM164 166L170 168V169L167 170V171H171V173H173V170H175V169L178 167V166L176 167V164L173 165V164L171 163V161H170V163H169V161H167V162L165 163ZM173 166H174V167H173ZM204 166H205V165H204ZM208 166H209V165H208ZM215 166H216V169H217V165L215 164L214 167L212 166V168H211V167H208V169H211V170H208V169H207V170H208L209 172L212 171V170L215 171V169H213V168H215ZM225 166H223V167H225ZM248 166H249V165H248ZM262 166H263V165H262ZM262 166H261V167H262ZM41 167H44L45 169L43 168V169H44V170H43V169H41ZM73 167H74V169H76V168H78V169H76V170L74 171V169H71V168H73ZM87 167H88V166H87ZM175 167H176V168H175ZM179 167H180V166H179ZM227 167L224 168V169H221V171H220L219 169L222 168V165L220 166V168H219V166H218V169L216 170L217 172H216L215 175H214V171H212L213 174H212V172H211V173L208 172V173H209V176H210V174L216 176L217 173H218V176H222V173H221V172L223 171V176H225L226 178L229 179V178H231L232 176L234 177V178L232 177L233 179H236V178H237V179H236L237 182H235L236 180H235V181L232 180V184H233V183H234V184L231 185V187L233 186L232 189H231V187H230V184H231V183H229L230 181H229L228 179H226V181L228 180V181H227L228 183H227L226 185H229V188H228L227 186L225 187V185H224V183H226V182H225V179H224L225 177H224V178L222 177L223 179L220 177V178L222 179V181L224 180V181H223L224 183L222 182V183H223V186H224V189L227 188V190H228V189H231V190L233 191V189H235L234 186L237 187V184H235V183H238V184H239V183H241L240 181H241L242 178H244L245 176L248 177L249 175H251L250 172H249V173L247 172L249 175H247L246 172L244 173V171L242 172V170H241L239 167H237L238 169L236 168V171H235V172L232 170V168H229V167L227 168ZM17 168H18V170H16ZM61 168H62L63 170H62ZM67 168H68V169H67ZM157 168H158V167H157ZM162 168H163V167H162ZM164 168H165V167H164ZM172 168H173V170H171ZM174 168H175V169H174ZM262 168H263V167H262ZM21 169H22V170H21ZM23 169H24V170H23ZM25 169H26V170H25ZM32 169H33V171H32ZM46 169H47V170H46ZM53 169H54V171H53ZM56 169H58V170H56ZM60 169H61V171H59ZM165 169H166V168H165ZM180 169H181V168H180ZM239 169H240V171L238 172ZM242 169H243V168H242ZM29 170H31L33 174H32L31 171H29ZM79 170L82 171V172H80ZM96 170H98V169H96ZM100 170H101V169H100ZM200 170H201V169H200ZM218 170H219V171H218ZM255 170H256V169H255ZM259 170H260V169H259ZM24 171H27V173H25ZM34 171H35V172L37 171V172H36L37 174L34 173ZM40 171H41V172H40ZM76 171H78V172H76ZM85 171H86V170H85ZM167 171H165V172H167ZM257 171H258V170H257ZM263 171H264V169L262 170V172H263ZM64 172L66 173V175H64V174H65ZM79 172H80V173H79ZM98 172H99V171H98ZM237 172L239 173V175L237 174ZM21 173H22V174H21ZM23 173H25L26 177L24 176ZM63 173H64V174H63ZM72 173H74L75 175L73 176ZM76 173L79 174V175H83V174H84L83 176H84L85 178L80 177L81 180L78 179V178H77V180H76V178H74V177H76ZM81 173H82V174H81ZM162 173H163V172H162ZM219 173H220V174H219ZM240 173H241V174H242V173L244 174V175L242 174L243 177H241ZM61 174H62V175H61ZM92 174H93V173H92ZM102 174H103V173H102ZM105 174H106V173H105ZM168 174H169V173H168ZM168 174H167V175H168ZM235 174H237V175H235ZM245 174H246V175H245ZM262 174H264V173H262ZM165 175H166V174H165ZM22 176L25 177V178H23ZM56 176H57V177H56ZM63 176L66 177L65 179H66L67 181H66L65 179H62V178H64ZM91 176H92V175H91V173H90V177H91ZM94 176H95V175H93V177H94ZM100 176H101V175H100ZM100 176H99V177H100ZM102 176H103V175H102ZM207 176H208V175H207ZM218 176H216V177H218ZM237 176H238V177H237ZM252 176H253V175H252ZM263 176H264V175H263ZM58 177H62V178L59 179ZM72 177L76 180V183H77V181H78L77 184L75 183V180H74ZM77 177H79V176H77ZM160 177H161V175H160ZM163 177H164V176H163ZM168 177H169V176H168ZM168 177H167V180H170V181L172 182L173 179L171 178V176H170V179H169ZM235 177H236V178H235ZM240 177H241V178H240ZM57 178H58V179H57ZM95 178H96V177H95ZM164 178H166V177H164ZM173 178H175V177H173ZM232 178H231V179H232ZM238 178H239V179H238ZM248 178H249V177H248ZM248 178H247V181H244V179L246 180V177L242 180L243 183L245 182V185H247L246 182L250 181V178H249V179H248ZM251 178H252V177H251ZM253 178H254V177H253ZM253 178H252V179H253ZM255 178H256V177H255ZM255 178L253 179V180H254V183H253V184L256 185L257 188H256V187H253L254 185H253V184L251 185L249 182H248V185H247V186H249V184H250V186H252L253 188H256L255 191H256V190L258 191L259 194L256 192L258 195H260V194L264 195V190H263V188H264V184H261L260 182H256V181H261V182H262L263 180H262V179L260 180L259 178H258L259 180H257V179H255ZM61 179H62V182L64 183L65 189H64L63 186L60 187L61 184L63 185V183L61 182ZM69 179H73L72 181H73L76 185H71L70 183H72V181L69 180ZM96 179H97V178H96ZM231 179H230V180H231ZM252 179H251V180H252ZM14 180H17V181H14ZM20 180H23V182L20 181ZM27 180H28V182H27ZM30 180H31V182H30ZM35 180H38V181H35ZM56 180H60V181H59V182H56ZM64 180L68 183L67 185H65L66 182H65ZM68 180H69V181H68ZM91 180H93V178H91ZM163 180H164V179H163ZM167 180L165 179V180L163 181L164 183L161 182V183H162V184H161V187L165 185V182H166ZM217 180H218V179H217ZM238 180H240V181H238ZM253 180L250 181V182L252 183ZM255 180H256V181H255ZM5 181H6V182H5ZM12 181H13V182H12ZM19 181L21 182V184H19V183H20ZM25 181H26V182H25ZM149 181H150V180H149ZM178 181H179V180H178ZM194 181H195V180H194ZM213 181H214V180H213ZM3 182H5V183H3ZM14 182H16V183H14ZM53 182H54V183H53ZM81 182H83V183H81ZM188 182H189V181H188ZM217 182H219V181H216L215 183H217ZM263 182H264V181H263ZM74 183H72V184H74ZM79 183H80V185H81V186H80L81 188H82V185L84 184V185H83V189H84V190H82V191H80L81 189L79 190V191L81 192V194H80L79 191H78L79 193H77V192L75 191V190H77L78 188H80V187H79ZM167 183H169L171 189H169L170 187H168V189L166 188V190H165V189H164L165 186L162 188L163 190H165V193L162 191L161 193H162V197H163V198L160 197V196H161V193L159 194V195H160L159 198H161V199H163V200H165V199H166V200H169V194H168V192L171 194V193L174 191V190H172V189L175 188V187H174V188L172 187V186H173L172 184H173L174 182L170 184V182L167 181ZM180 183H182V182H180ZM195 183H196V181H195ZM210 183H212V182L210 181ZM243 183H241L242 185L239 184V186H238L239 189H240L241 187H244V188L246 187V189H249V187H247V186H243V185H244ZM1 184H2V185H1ZM17 184H18V185H17ZM56 184H57V186H56ZM58 184H59V187H58ZM69 184H70V185H69ZM175 184L177 185L176 181H175ZM183 184H184V183H183ZM183 184H180V186H181V185L184 186ZM190 184H191V183H190ZM197 184H198V183H197ZM218 184H219V183H218ZM166 185H168V184H166ZM169 185H168V186H169ZM178 185H179V184H178ZM185 185H186V184H185ZM192 185H193V184H192ZM195 185H196V184H195ZM212 185H213V184H212ZM216 185H217V184H216ZM216 185H215V186H216ZM220 185H222V184H220ZM240 185H241V187H240ZM73 186H74V187H73ZM91 186H92V190H93V186H95V185H91ZM155 186H156V185H155ZM174 186H175V185H174ZM180 186H179V187H180ZM182 186H181V187H182ZM204 186H205V185H204ZM218 186H219V185H218ZM223 186H222V188H223ZM68 187L71 188L72 190H70ZM72 187H73V188H72ZM76 187H78V188H76ZM89 187H90V186H89ZM158 187H159V186H158ZM166 187H167V186H166ZM208 187H209V186H208ZM219 187H220V186H219ZM252 187H251V188H252ZM259 187H261V190H258ZM67 188H68V189H67ZM74 188H76V189H74ZM96 188H97V187H96ZM177 188H178V187H176L175 189H177ZM182 188H183V187H182ZM182 188H181V189L179 188V189L182 190ZM189 188H190V189H189ZM189 188H188V187H187V188L184 187V190H182V191H187V190L189 191V190H191V191H189V193H187V192H188V191H187V192H184V193L182 194L180 190H179V191L177 190V191L179 192V194L181 193V196L184 195L185 193H187V195L190 194V196L192 197V196H193V195H192V190L194 191V193H195L196 191H198V190L196 189V191H195V187L193 188L192 186L189 187ZM191 188H193V189H191ZM214 188H216V189L218 190L217 187H213V189H214ZM253 188L250 189L249 191H247L249 194H250L251 190H252V192H254L252 195L250 194L251 197L249 196V194H247V193L245 192L246 189H245V191H244V190H242V191H243V193L245 192V194L247 195V197H245V196H246L245 194H243V195H245V196H243V195L241 196L242 193H241V189H240V193H241V194H240L239 196H241V198L236 197V195L239 194V192H238L239 189L236 188V189H237V193L235 192V191H236V190H235V191H234V195H235V197H233V198H238V200L243 199L242 197L247 198V199H249V197H250V199L252 198L251 201H252V200L256 201V202H253V203H256V204L254 205V207L257 206V209L259 208V209L262 211V213H261L260 210L258 209V211L260 212V213H259V212H258V213L264 215V205H262V204H264V203H263V201H264V199H263L264 196L261 197L262 195H260V196H256V195H254V194H255V191H253ZM90 189H91V188H90ZM90 189H89V190H90ZM162 189H160V190H162ZM185 189H187V190H185ZM213 189L211 188V192H214V191H212ZM219 189H221V187H220ZM259 189H260V188H259ZM65 190H68V194H69V193H72V192H73V194H74V193L76 192V194H80V195H76V194H74V195L72 194V195H71V194H70L69 198L72 196V197H71L72 199H71V198L69 199L68 196H66L67 199H66V198H62V195H64L63 197H65V195H66V194H64V193H65ZM69 190H70V192H69ZM86 190H87V189H86ZM89 190H87V191L89 192ZM167 190H168V191H167ZM204 190H205V189H204ZM262 190H263V191H262ZM74 191H75V192H74ZM170 191H171V192H170ZM177 191H175V193H172L171 195H173V194L178 195V194H177ZM200 191H201V190H200ZM207 191H208V193H209V190H207ZM88 192H87V193H88ZM90 192H91V190H90ZM95 192H96V191H95ZM198 192H199V191H198ZM201 192H202V191H201ZM221 192H222V191H221ZM226 192H227V191H226ZM226 192H225V193H226ZM252 192H251V193H252ZM260 192H261V193H260ZM66 193H67V192H66ZM92 193H93V192H92ZM139 193H140V192H139ZM156 193H157V192H156ZM166 193H167L168 195H167ZM194 193H193V194H194ZM206 193H207V192H206ZM232 193H233V192H232ZM68 194H67V195H68ZM90 194H91V193H90ZM96 194H97V193H96ZM164 194H165L166 197H168V199L164 196ZM197 194H198V193H197ZM203 194H204V193H203ZM214 194H215V192H214ZM171 195H170L171 199L176 197V195H173V196H175V197H172ZM198 195L200 196L201 194H198ZM198 195H197V196H198ZM206 195H207V194H206ZM210 195H212V194H210ZM234 195H233V196H234ZM253 195L257 197L256 200L254 199L255 197H253ZM86 196H87V194H86ZM195 196H196V195L194 194V197H195ZM201 196H202V195H201ZM83 197H84V196H83ZM93 197H94V195H93ZM182 197H183V196H182ZM182 197H181V198H182ZM184 197H185V196H184ZM187 197H189V196H187ZM191 197H190V198H191ZM209 197L211 198V196H209ZM209 197H208V198H209ZM230 197H231V196H230ZM260 197H261V198H260ZM78 198H77V200H78ZM89 198H90V197H89ZM94 198H96V197H94ZM155 198H156V197H155ZM178 198H180V197L177 196V199H176V198H175V199L178 201ZM205 198H207V197H205ZM214 198H215V197H214ZM193 199H194L195 201L197 200L196 197H195V198H191V199H189L191 203L194 202ZM200 199L202 200L203 197H202V198L200 197ZM200 199H199V200H200ZM228 199H230V198H228ZM262 199H263V201H262ZM163 200H162V201H163ZM182 200H184V199H182ZM199 200H198V201H199ZM214 200H215V199H214ZM214 200H212V199H211V200H210V199H209V200L206 199V202H207V203L205 202V203L207 204V205H205V206H206V207L208 206V208H209L208 211L211 212V213H213L212 211L214 210L215 207H217L216 204L211 203L212 201L214 202ZM231 200H232V199H231ZM238 200H237V201H238ZM245 200H246V199H244V201L241 200V203H242V204H244L245 202L249 203L248 201H245ZM35 201H38V202H37L38 205H37L36 203H34ZM73 201H72V202H73ZM75 201H76V200H75ZM169 201H170V200H169ZM172 201H174V200H172ZM177 201H176V202L174 201L175 204L177 203ZM184 201H185L186 204H187V203L189 204V205H187V206H190V205H191L189 201L186 202V199H185ZM208 201H210V202H209L210 204L208 203ZM217 201H218V200H217ZM226 201H227V200H226ZM242 201H243V202H242ZM251 201H250V202H251ZM39 202H40V203H39ZM59 202H60V201H58V203H59ZM86 202H87V201H86ZM203 202H204V201H203ZM221 202H222V201H221ZM230 202H231V201H230ZM261 202H262V203H261ZM76 203H77V202H76ZM162 203H163V202H162ZM180 203H181V204H182V203L184 204L183 201H182V202L180 201ZM180 203L178 202V206H179ZM195 203H196V202H195ZM195 203H194V205H195ZM201 203H202V202H201ZM205 203H204V204H205ZM214 203H216V202H214ZM239 203H240V201H239L237 204H239ZM241 203H240V204H241ZM247 203H246V204H247ZM59 204H60V203H59ZM91 204H92V203H91ZM208 204H209V205H208ZM211 204L216 205V206H213V205H211ZM222 204H223V203H222ZM229 204H230V203H229ZM229 204H228V207H229ZM235 204H236V202H235ZM251 204H252V203H251ZM45 205H46V204H45ZM49 205H48V206H49ZM76 205H77V204H76ZM194 205H192V208H191V206L188 207V209H187V206H186V205H185L186 209H184L183 206H182V207H183L184 211L187 210V211H185V212H188L189 209H190V211L194 213L195 210H197V209L200 210L198 207H197V209H195L194 207H196V206H194ZM202 205H203V204H202ZM230 205H231V204H230ZM232 205H233V207H234V204H233V203H232ZM48 206L46 205V207H47L48 209H49V208H50V209L52 208V210H53V206H54V204H53L52 207H51V206L48 207ZM91 206H92V205H91ZM172 206H173V205H172ZM174 206L177 207L176 205H174ZM193 206H194V207H193ZM212 206H213V208H212L213 210L211 211V207H212ZM219 206H221V205L219 204ZM223 206H224V205H223ZM39 207H38V208H39ZM44 207H45V206H44ZM44 207H42V208H44ZM87 207H88V206H87ZM146 207H147V206H146ZM182 207H181V208H182ZM199 207H200V204H199ZM224 207H225V206H224ZM228 207L226 206V208H228ZM247 207H248V206H246V208H247ZM252 207H253V206H252ZM254 207H253V208H254ZM38 208H36V209H38ZM178 208H180V206H179ZM200 208H203V207H200ZM204 208H205V207H204ZM204 208H203V210H202V211H203V214L205 213V212H204ZM219 208H220V207H219ZM243 208H244V207H243ZM17 209H19L20 211L17 212V211H16ZM48 209H45V211L48 210ZM50 209H49V211L51 212ZM175 209H176V208H175ZM175 209H174V210H175ZM192 209H194V211H192ZM248 209H250V208H248ZM257 209H256V207H255V210H257ZM33 210H35V209H33ZM40 210H41V209H40ZM181 210H182V209H181ZM181 210H180V211H181ZM206 210H207V209H206ZM239 210H240V209H239ZM250 210H252V208H251ZM15 211H16V212H15ZM36 211L39 212L38 210H36ZM45 211H44V212H45ZM49 211H46V212H49ZM169 211H170V210H169ZM175 211H176V210H175ZM178 211H179V209H178ZM182 211H183V210H182ZM184 211H183V212H184ZM200 211H201V210H200ZM200 211H199V212H200ZM242 211H243V210H242ZM247 211H248V210H247ZM24 212H23V214H26V212H25V213H24ZM46 212H45V214H46ZM150 212H151V211H150ZM157 212H158V211H157ZM185 212H184V214H187V213H185ZM219 212H220V211H219ZM236 212L238 213V211H236ZM236 212H235V213H236ZM28 213H27V214H28ZM40 213H42V212H40ZM175 213H176V212H175ZM177 213H179V212H177ZM216 213H217V212H216ZM254 213H255V212H254ZM254 213H253V215H255ZM258 213H257V214H258ZM181 214H182V213H180V215H181ZM184 214H183L182 216L186 217ZM196 214H197V213H196ZM196 214H194V215H196ZM199 214H200V213H199ZM205 214H206V213H205ZM239 214H240V213H239ZM242 214H243V213H242ZM250 214H251V213H250ZM30 215L28 214L27 216H30ZM46 215H47V214H46ZM50 215H51V214H50ZM50 215H49V216H50ZM171 215H172V214H171ZM187 215H188V214H187ZM191 215H192V213H191ZM197 215H198V214H197ZM200 215H201V214H200ZM211 215H212V214H211ZM221 215H222V214H221ZM229 215H230V214H229ZM233 215H234V214H233ZM42 216H43V215H42ZM178 216H179V215H178ZM203 216H206V215H203ZM207 216H208V214H207ZM226 216H227V215H226ZM236 216H237V215H236ZM241 216H242V215H241ZM251 216H252V214H251ZM260 216H261V215H259V218H260V219L258 218V220L262 221L263 223H260V221H257V223L254 222V223H256V225L258 224V226H257L258 228H257L256 226H254L255 224L253 225V223H251V224L253 225V227H254V228H253L254 230H255V228H256V230L261 229V228H262L261 225L264 224V218H263V216H261V217H260ZM18 217H19V218H18ZM25 217H26V216H25ZM32 217H33V216H32ZM38 217H39V216H38ZM189 217H190V214H189V216H188V219H189ZM193 217H194V216H192V218H193ZM220 217L222 218V216H220ZM22 218H23V217H22ZM30 218H31V217H30ZM30 218H29V219H30ZM34 218H35V216H34ZM34 218H33V219H34ZM36 218H37V216H36ZM36 218H35V219H36ZM39 218H40V217H39ZM43 218H44V217H43ZM47 218H48V217H47ZM177 218H179V217H177ZM180 218H181V217H180ZM195 218H198V217H195ZM206 218H207V217H206ZM215 218H216V217H215ZM231 218H232V217H231ZM241 218H242V217H241ZM249 218H251V217H249ZM254 218H255V217H254ZM262 218H263V220H262ZM19 219H20L21 221H20ZM26 219H28V218H26ZM45 219H46V218H45ZM51 219H52V218H51ZM183 219H184V218H183ZM183 219H182V220H183ZM190 219H191V218H190ZM198 219H199V218H198ZM237 219H238V218H237ZM40 220H41V219H40ZM40 220H39V221H40ZM52 220H53V219H52ZM180 220H181V219H180ZM184 220H185V219H184ZM184 220H183V222H184ZM219 220H220V219H219ZM226 220H227V219H226ZM25 221H26V220H24V222H25ZM93 221H94V220H93ZM177 221H178V220H177ZM188 221H189V220H188ZM200 221H201V220H200ZM238 221H240V220L238 219ZM250 221H251V220H250ZM253 221H254V219H253ZM32 222H33V220H32ZM40 222H41V221H40ZM42 222H43V221H42ZM45 222H46V221H45ZM96 222H97V221H96ZM181 222H182V221H181ZM196 222H197V221H196ZM234 222H235V221H234ZM241 222H242V221H241ZM258 222H259V223H258ZM21 223H22V225L20 226ZM26 223H29V221H26V222H25V225H27ZM88 223H89V222H88ZM97 223H98V222H97ZM215 223H216V222H215ZM247 223H248V222H247ZM193 224H194V223H193ZM193 224H192V225H193ZM249 224H250V223H249ZM28 225H29V224H28ZM43 225H44V224H43ZM88 225H89V224H88ZM92 225L94 226V224H92ZM200 225H201V224H200ZM208 225H209V224H208ZM212 225H213V224H212ZM259 225L261 226V228H259ZM31 226H32V224H31ZM44 226H46V225H44ZM89 226H90V225H89ZM89 226H88V227H89ZM93 226H92V227H93ZM180 226H181V225H180ZM188 226H189V225H188ZM234 226H235V225H234ZM248 226L250 227L251 225H248ZM263 226H264V225H263ZM0 227H1V226H0ZM5 227H3V228H5ZM23 227H25V226H23ZM32 227H34V226H32ZM35 227H36V226H35ZM46 227H47V226H46ZM46 227H45V228H46ZM95 227H96V226H95ZM212 227H214V226H212ZM229 227H230V226H229ZM231 227H233V226H231ZM237 227H238V226H237ZM249 227H248V228H249ZM1 228H2V227H1ZM1 228H0V229H1ZM8 228H9V227H7V229H8ZM15 228H16V229H15ZM38 228H39V227H38ZM60 228H61V227H60ZM64 228H65V227H64ZM90 228H91V227H90ZM93 228H94V227H93ZM96 228H97V227H96ZM96 228H95V229H96ZM207 228H208V227H207ZM218 228H219V227H218ZM226 228H227V227H226ZM248 228H247V229H248ZM263 228H264V227H263ZM22 229H23V228H22ZM28 229H30V228H28ZM36 229H37V227H36ZM43 229H44V228H43ZM46 229H47V228H46ZM50 229H51V228H50ZM56 229H57V228H56ZM205 229H206V228H205ZM220 229H221V228H220ZM224 229H225V228H224ZM235 229H236V228H235ZM251 229H252V226H251ZM19 230H20V229H19ZM26 230H27V227H26ZM34 230H35V229H34ZM39 230H40V229H39ZM41 230H42V229H41ZM44 230H45V229H44ZM44 230H43V231H44ZM58 230H59V229H58ZM118 230H120V229H118ZM118 230H117V231H118ZM121 230H122V229H121ZM179 230H180V229H179ZM210 230H212V228H211ZM231 230H234V228H233V229H230V231H231ZM248 230H249V229H248ZM254 230H253V231H254ZM256 230H255V231H256ZM0 231H2V230H0ZM3 231H6V230L3 229ZM3 231L0 232V234H3V233H4ZM20 231H21V230H20ZM24 231H25V230H24ZM24 231H23V232H24ZM31 231H33V230H31ZM47 231H48V230H47ZM47 231H45V232L47 233ZM59 231H60V230H59ZM61 231H62V230H61ZM95 231H96V230H95ZM122 231H123V230H122ZM236 231H237V229H236ZM239 231H241V230H239ZM251 231H252V230H251ZM255 231H254V233H255ZM263 231H264V230L262 229V230L260 231L261 233H259V235H260V234L263 235V233H264ZM6 232H7V231H6ZM23 232L21 231L22 236L24 235ZM29 232H30V230H29L28 232H26V233H29ZM36 232H37V231H35V233H36ZM39 232H40V231H39ZM41 232H42V231H41ZM45 232H44L43 237L41 236L42 234L40 233V234H41V235H40V240H41L42 238H44V239L46 238V239L48 240L47 235H49V232H50V231L48 232V234H46V237H44V236H45ZM54 232H55V231H54ZM56 232H57V231H56ZM69 232H70V231H69ZM87 232H88V231H87ZM91 232H92V228H91ZM96 232H98V230H97ZM113 232H114V231H113ZM183 232H184V231H183ZM206 232H207V231H206ZM210 232H211V231H210ZM231 232H232V231H231ZM256 232H257V231H256ZM258 232H259V231H258ZM262 232H263V233H262ZM7 233H8V232H7ZM19 233H20V232H19ZM26 233H25V234H26ZM37 233H38V232H37ZM42 233H43V232H42ZM52 233H53V232H50L51 235L49 236V238L52 236ZM59 233H60V232H59ZM78 233H79V232H77L76 234H78ZM93 233H94V232H93ZM119 233H120V232H119ZM119 233H118V234H119ZM225 233L228 234L229 232L226 231ZM225 233L223 234L224 236H225ZM234 233L236 234L237 232L234 231ZM234 233H232V234L229 233L230 236H228V242H227V240H225L226 242L224 241L225 243H223V244H226V246H227L231 251H233V253L230 252L232 256H234V254H237V253H238L237 250H236L237 253H234V251H235V249L238 247V244H240V243H238V242H240V239L238 238V236L236 237ZM239 233H240V232H239ZM239 233H238V234H239ZM241 233H242V232H241ZM243 233H244V232H243ZM250 233H251V232H250ZM5 234H6V233H5ZM14 234H15V232H14ZM31 234H32V232H30V233L27 234V235H30L29 238H31V239L33 238V240H34L35 237H36L37 235H36L35 237H31ZM38 234H39V233H38ZM63 234H64V233H63ZM90 234H91V233H90ZM101 234H102V233H101ZM118 234H117V235H118ZM120 234H122V233H120ZM148 234H149V233H148ZM158 234H159V233H157V235H158ZM181 234H182V233H181ZM215 234H216V233H215ZM229 234H228V235H229ZM233 234H234V235H233ZM255 234H257V238L260 237V238L258 239V241H260V242L263 241V243H264V240H263L264 237H263L262 235L259 236L258 233H255ZM10 235H11V234H10ZM12 235H13V234H12ZM12 235H11L10 237H12V238L14 237V238H15V236H14V235L12 236ZM16 235H17V234H16ZM33 235H35V234H33ZM83 235H84V234H83ZM115 235H116V234H115ZM123 235H124V234H123ZM219 235H220V234H219ZM236 235H237V234H236ZM241 235H242V234H241ZM241 235H239L240 238H242V237L244 236V235H243V236L241 237ZM24 236L26 237V235H24ZM24 236H23V237H24ZM57 236H58V235H57ZM68 236H69V235H68ZM85 236H87V235H85ZM94 236H95V235H94ZM106 236H107V235H106ZM109 236H111V235H109ZM118 236H119V235H118ZM208 236H209V235H208ZM249 236H250V235H249ZM258 236H259V237H258ZM10 237H9V238H10ZM19 237H20V236L17 237L18 240H19ZM25 237H24V241L26 240ZM41 237H42V238H41ZM63 237H64V236H63ZM97 237H99V235H98ZM104 237H105V236H104ZM120 237H121V236H120ZM146 237H148V235H147ZM158 237H159V236H158ZM158 237H157V238H158ZM161 237H162V236H161ZM163 237H164V236H163ZM209 237H210V236H209ZM221 237H222V236H221ZM229 237H230V238H229ZM235 237H236L237 239H239V241L236 240ZM261 237H262V240H260ZM0 238H1V237H0ZM3 238H4V237H3ZM3 238H2V240H3ZM14 238H13V239H14ZM17 238H16V239H17ZM27 238H28V237H27ZM37 238H39V235L37 236ZM37 238H36V239H37ZM54 238H55V237H54ZM122 238H123V237H121L120 239H122ZM159 238H160V237H159ZM165 238H166V237H165ZM250 238H251V237H250ZM7 239H8V238L6 237V238H5V241H6ZM13 239H10V240L13 241ZM21 239H23V238L20 237V240H21ZM44 239H43V242H44ZM50 239H53V238H50ZM63 239H64V238H63ZM65 239H66V238H65ZM80 239H81V238H80ZM93 239H95V238H93ZM118 239H119V238H118ZM118 239H116V240H118ZM126 239H127V238H125V244L128 243V242H126ZM149 239H151V238H149ZM149 239H148V240H149ZM154 239H155V238H154ZM180 239H181V238H180ZM211 239H212V238H211ZM231 239H232V241H229V240H231ZM233 239H234V240H233ZM242 239H243V238H242ZM242 239H241V240H242ZM47 240H45V242H46ZM58 240H60V238H59ZM88 240H89V239H88ZM90 240H91V239H90ZM96 240H97V239H96ZM102 240H103V239H102ZM159 240H160V239H159ZM176 240H177V239H176ZM217 240H218V239H217ZM245 240H247V237H246ZM255 240H257V239H255ZM5 241L3 240V242H2L1 239H0V243H4ZM12 241H11V242H12ZM27 241H29V240L27 239ZM73 241H74V240H73ZM83 241H84V240H83ZM92 241H93V240H92ZM104 241H106V239H105ZM109 241H110V240H109ZM143 241H144V240H143ZM250 241H252V240H250ZM18 242H19V241H18ZM20 242H21V241H20ZM22 242H23V241H22ZM32 242H33V241H32ZM37 242H38V241H37ZM39 242H40V241H39ZM39 242H38V243H39ZM43 242H42V244H44ZM59 242H60V241H59ZM61 242L63 243V241H61ZM66 242H67V241H66ZM94 242H95V241H94ZM97 242H98V240H97ZM113 242H115V241H113ZM122 242H124L123 239H122ZM122 242H121V243L119 242V243L122 244ZM147 242H148V241H147ZM149 242H150V241H149ZM151 242H153V241H151ZM179 242H180V244H181V240H180ZM211 242H212V241H211ZM235 242H236V244H237V243H238V244H237V245L234 244ZM7 243H8V242H7ZM14 243H15V241H14ZM14 243L12 242L11 244H14ZM16 243H17V242H16ZM30 243H31V242H29V244H30ZM33 243H34V242H33ZM35 243H36V242H35ZM46 243H47V242H46ZM52 243H53V241H52ZM62 243H61V244H62ZM69 243H70V242H69ZM72 243H74V242H72ZM81 243H82V240H81ZM84 243H85V242H84ZM90 243H91V242H90ZM108 243H109V242H108ZM156 243H157V242H156ZM165 243H166V242H165ZM177 243H178V242H177ZM183 243H184V242H183ZM258 243H259V242H258ZM258 243H257V244H258ZM261 243H262V242H261ZM263 243H262V244H263ZM23 244L25 245V243H23ZM26 244H27V242H26ZM88 244H89V243H88ZM94 244H95V243H93V245H94ZM98 244H100V243H98ZM115 244H116V243H115ZM125 244H123V246H125ZM180 244H179V245H180ZM219 244H220V243H219ZM248 244H249V243H248ZM250 244H251V243H250ZM252 244H253V242H252ZM252 244H251V245H252ZM1 245H2V244H1ZM8 245H9V244H8ZM14 245H15V244H14ZM20 245H21V244H20ZM24 245H23V246H24ZM54 245H55V244H54ZM67 245H68V243H67ZM71 245H72V244H71ZM82 245H83V244H82ZM103 245H104V244H103ZM105 245H106V244H105ZM150 245H151V244H150ZM175 245H176V244H175ZM177 245H178V244H177ZM179 245H178V247H179ZM181 245H182V244H181ZM181 245H180V246H181ZM210 245H211V244H210ZM215 245H216V244H215ZM3 246H4V245H3ZM17 246H18V245H17ZM28 246H29V245H28ZM49 246H50V245H49ZM55 246H57V245H55ZM62 246H63V245H62ZM69 246H70V245H69ZM109 246H111V245L109 244ZM119 246H120V245H119ZM151 246H152V245H151ZM163 246H165V245H163ZM163 246H162V247H163ZM182 246H183V245H182ZM203 246H204V245H203ZM226 246H225V249H226ZM242 246H243V245H242ZM8 247H9V246H8ZM8 247H7V249H8ZM11 247H12V246H11ZM11 247H9V248H10L9 250H11ZM13 247H14V246H13ZM15 247H16V246H15ZM18 247H19V249H21L20 247H22V246H18ZM24 247H25V246H24ZM24 247H23V248H24ZM35 247H36V246H35ZM71 247H72V246H71ZM75 247H77V246H75ZM89 247H90V246H89ZM89 247H88V248H89ZM113 247H114V245H113ZM116 247H117V246H116ZM152 247H154V246H152ZM152 247H151V248H152ZM159 247H160V246H159ZM204 247H205V246H204ZM252 247H253V246H252ZM254 247H255V245H254ZM257 247H258V246H257ZM25 248H26V247H25ZM25 248H24L23 250H27V248H26V249H25ZM31 248H32V247H31ZM46 248H47V247H46ZM66 248H67V246H66ZM78 248H79V246H78ZM78 248H74V249H76L75 251H78V250H77ZM80 248H81V244H80ZM103 248H104V247H103ZM119 248H120V247H119ZM166 248H167V247H166ZM179 248H180V247H179ZM185 248H186V247H185ZM228 248H227V249H228ZM234 248H235V249H234ZM7 249H6V250H7ZM17 249H18V248H17ZM19 249H18L17 252L20 251ZM39 249H40V248H39ZM42 249H43V248H42ZM53 249L55 250V247H54ZM57 249H58V247H57ZM57 249H56V250H57ZM69 249H70V248H69ZM72 249H73V248H72ZM74 249H73V250H74ZM92 249H93V248H92ZM94 249H95V248H94ZM100 249H102V248H100ZM105 249H106V248H105ZM109 249H110V248H109ZM167 249H168V248H167ZM225 249H224V251H225ZM239 249H240V248H239ZM258 249H259V248H258ZM1 250H2V249H1ZM13 250H14V249H13ZM23 250L21 249V251L19 252V254L21 253V256H22V251H23ZM31 250H32V249H31ZM33 250H34V247H33ZM33 250H32V251H29V252H32L31 254L34 256V254H33ZM49 250H50V248H49ZM49 250H48V251H49ZM62 250H63V249H62ZM65 250H66V249H65ZM65 250H63V251H65ZM80 250H81V249H80ZM80 250H79V252H81ZM83 250H84V248H83ZM95 250H96V249H95ZM102 250H103V249H102ZM153 250H154V249H153ZM156 250H157V249H156ZM173 250H174V249H173ZM173 250H172V251H173ZM181 250H182V249H181ZM4 251H5V250H4ZM40 251H41V249H40ZM48 251H47V252H48ZM50 251H51V250H50ZM59 251H60V250H59ZM59 251H58V252H59ZM87 251H88V250H87ZM97 251H99V250H96V253L98 254ZM148 251H149V250H148ZM164 251H166V250H164ZM184 251H185V250H184ZM236 251H235V252H236ZM239 251H240V250H239ZM250 251H251V250H250ZM8 252H9V251H8ZM11 252H12V250H11ZM17 252H16V249H15V252H14L13 254H15V253H17ZM23 252H25V251H23ZM38 252H39V251H38ZM71 252H72V251H71ZM91 252H92V251H91ZM101 252H102V251H101ZM168 252H170V251H168ZM212 252H213V251H212ZM216 252H217V251H216ZM240 252H241V251H240ZM257 252H258V251H257ZM257 252H256V253H257ZM26 253H27V252H26ZM34 253H35V251H34ZM45 253H46V252H45ZM55 253H56V252H54V254H55ZM59 253H60V252H59ZM65 253H67V252L65 251ZM88 253H89V252H88ZM102 253H103V252H102ZM105 253H106V252H105ZM150 253H151V252H150ZM157 253H158V251H157ZM162 253H163V252H162ZM171 253H172V252H171ZM180 253H181V251H180ZM184 253H185V252H184ZM187 253H188V252H187ZM219 253H220V252H219ZM243 253H244V252H243ZM6 254H7V253H6ZM13 254H12V255H13ZM35 254H37V252H36ZM46 254H47V253H46ZM48 254H49V253H48ZM48 254H47V255H48ZM57 254H58V253H57ZM78 254H79V253H78ZM80 254H82V252H81ZM83 254H84V253H83ZM153 254H154V253H153ZM176 254H177V253H176ZM182 254H183V253H182ZM199 254H201V252H199ZM199 254H198V252H195V256H194V257L192 256V257H193V260L196 259V256L199 255ZM239 254H240V253H239ZM239 254H238V255H239ZM241 254H242V253H241ZM246 254H247V253H246ZM252 254H253V253H252ZM8 255H9V254H8ZM8 255H7V257L9 258L11 254H10L9 256H8ZM16 255H17V254H16ZM23 255H24V254H23ZM37 255H38V254H37ZM60 255H61V254H60ZM62 255H63V254H62ZM66 255H68V254H66ZM69 255H71L70 252H69ZM69 255H68V256H69ZM85 255H86V253H85ZM87 255H88V254H87ZM102 255H103V254H102ZM107 255H108V253L105 255L106 258L108 257ZM120 255H121V254H120ZM154 255H155V254H154ZM166 255H167V254H166ZM168 255H169V254H168ZM171 255H172V254H171ZM171 255H170V256H171ZM179 255H180V254H179ZM193 255H194V254H193ZM3 256H4V253H3ZM17 256H18V255H17ZM21 256H20V257H21ZM33 256H32V258H33ZM38 256H40V255H38ZM58 256H59V255H58ZM68 256H67V257H68ZM71 256H72V255H71ZM76 256H77V254H76ZM78 256H79V255H78ZM90 256H91V255H90ZM105 256L103 257V259L105 258ZM110 256H111V255H110ZM110 256H109V257H110ZM125 256H126V255H125ZM125 256H122V257H123V258H127V257H128V256H127V257H125ZM161 256H163V255H161ZM181 256H182V255H181ZM239 256H241V255H239ZM263 256H264V255H263ZM263 256H262V257H263ZM1 257H2V256H1ZM5 257H6V256H5ZM7 257H6V258H7ZM12 257L19 258V256L16 257L15 255L12 256ZM30 257H31V255H30V256L28 255V257L26 256V258H27L26 260H29ZM45 257H47V256H44V259H45ZM52 257H53V256H52ZM62 257H63V256H62ZM80 257H81V256H80ZM82 257H83V256H82ZM88 257H89V255H88ZM95 257H96V256H95ZM101 257H102V256H101ZM122 257H121V258H122ZM152 257H153V255H152ZM152 257H151V258H152ZM156 257H157V256H156ZM177 257H178V256H177ZM190 257H191V256H190ZM200 257H202L201 260L204 259V258H203V255H202V256L199 255V258L197 257V259H199V261H201V260H200ZM228 257H229V256H228ZM235 257L237 258L238 256L235 255ZM24 258H25V255H24ZM36 258H39V257L36 256ZM42 258H43V257H42ZM42 258H40V259H42ZM49 258H50V256H49L48 258H46V261H48L47 259H49ZM55 258H56V257H55ZM55 258H54V261H55ZM57 258H58V257H57ZM57 258H56V259H57ZM73 258H75L74 255H73ZM73 258H72V259H73ZM84 258H85V257H84ZM84 258H83V259H84ZM86 258H87V257H86ZM86 258H85V259H86ZM97 258H98V257H97ZM97 258H96V259H97ZM99 258H100V257H99ZM99 258H98V259H99ZM111 258H112V257H111ZM111 258H110V259H111ZM162 258H164V257H162ZM168 258H169V257H168ZM183 258H184V256H183ZM187 258L189 259V257H187ZM240 258H242V256H241ZM1 259H2V258H1ZM13 259H14V258H13ZM22 259H23V258H21V260H19V259H18V260L15 259V260H16V261H22ZM44 259H43V260H44ZM50 259H51V258H50ZM61 259H62V258H61ZM65 259H66V258H65ZM70 259H71V258H70ZM75 259H77V258H75ZM87 259H88V258H87ZM118 259H119V258H118ZM153 259H154V257H153ZM181 259H182V258H181ZM184 259H185V258H184ZM197 259H196V260H197ZM222 259H223V258H222ZM232 259H233V260H236L235 258H232ZM261 259H262V258H261ZM263 259H264V258H263ZM263 259H262V260H263ZM3 260H4V259H3ZM38 260H39V259H38ZM59 260H60V258H59ZM80 260H81V259H79V261H80ZM88 260H90V259H88ZM108 260H109V258H108ZM116 260H117V259H116ZM126 260H127V259H126ZM128 260H129V259H128ZM155 260H156V258H155ZM179 260H180V259H179ZM186 260H187V259H186ZM1 261H2V260H1ZM1 261H0V262H1ZM4 261H6V260H4ZM4 261H3V263H4ZM10 261H11V260H10ZM10 261H8V262H9L10 264H12ZM12 261H13V260H12ZM16 261H15V263L18 264V262H16ZM24 261H25V260H24ZM35 261H36V260H35ZM35 261L33 260V263H34ZM51 261H52V259H51ZM57 261H58V259H57ZM57 261H56V262H57ZM65 261L67 262V260H65ZM71 261H72V260H71ZM71 261H70V263H71ZM100 261H102V259H101ZM100 261H98V262H100ZM104 261H105V260H104ZM104 261H103V262H104ZM109 261H110V260H109ZM109 261H108V262H109ZM131 261H132V260H131ZM133 261H134V260H133ZM165 261H166V260H165ZM171 261H172V260H171ZM171 261H170V262H171ZM175 261H176V260H175ZM230 261H231V259H230ZM239 261H241V260H239ZM27 262H28V261H27ZM39 262H40V260H39ZM43 262L45 263V261H43ZM43 262H42V263H43ZM52 262H53V261H52ZM52 262H50V263H51V264H54V263L56 264V262H53V263H52ZM60 262H62V261L60 260ZM60 262L58 261L57 264H59ZM80 262H81V261H80ZM87 262H89V261H87ZM87 262H84V263H87ZM117 262H118V261H117ZM117 262H116V264H117ZM121 262H122V260H121ZM162 262H164V261H162ZM183 262H184V261H183ZM194 262L197 263L198 260H197V262L194 260ZM227 262H228V260H227ZM3 263H2V264H3ZM13 263H14V262H13ZM25 263H26V261H25ZM35 263H36V262H35ZM35 263H34V264H35ZM42 263H39V264H42ZM50 263L48 262V263H45V264H50ZM96 263H97V261H96ZM104 263H105V262H104ZM110 263H111V262H110ZM112 263H113V262H112ZM155 263H156V262H155ZM176 263H177V262H176ZM188 263H189V262H188ZM192 263H193V262H192ZM195 263H193V264H195ZM198 263L200 264L201 262H198ZM232 263H233V261H232ZM6 264H8V263L6 262ZM19 264H20V263H19ZM21 264H22V262H21ZM23 264H24V263H23ZM26 264H27V263H26ZM30 264H32L31 261H30ZM37 264H38V263H37ZM60 264H61V263H60ZM62 264H64V263L62 262ZM71 264H72V263H71ZM74 264H75V263H74ZM93 264H94V261H93ZM100 264H103V263L101 262ZM107 264H108V263H107ZM113 264H114V263H113ZM120 264H121V263H120ZM129 264H130V263H129ZM164 264H165V263H164ZM181 264H182V263H181ZM190 264H191V263H190ZM226 264H227V263H226ZM228 264H229V263H228ZM235 264H236V263H235ZM237 264H238V262H237ZM262 264H263V263H262Z\"/></svg>",
    "mask_w": 264,
    "mask_h": 264
}]
</instances>
